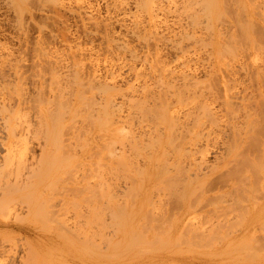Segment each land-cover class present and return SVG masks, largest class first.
<instances>
[{
  "label": "rangeland",
  "instance_id": "1",
  "mask_svg": "<svg viewBox=\"0 0 264 264\" xmlns=\"http://www.w3.org/2000/svg\"><path fill=\"white\" fill-rule=\"evenodd\" d=\"M11 1V2H10ZM78 1H82V2H78ZM86 2V0H74V2L71 0H0V71H2V73L1 74H3V71H4V75L6 76H2V75H0V77H3V79H1L0 80V83H3L4 84V82L7 80V78H9L8 80H7V82L8 83H6V84H0V102H1V104H0V108H1V111H0V122H1V120L2 119H4V124H3V122H1L0 123V128L2 129V128H4L3 130H0V161H2V159H3V161H4V163L6 162L7 163V165L6 164H4L3 162H0L1 164L3 163V165L5 166H3V165H1V169H0V174H4L3 175V177H2V175H0L1 176V178L3 179V180H1V178H0V183H1V185H3V184H5V185H7V187L9 188V185H11L13 188H14V186L15 187H18L19 186V183H21V180H24L23 182L24 183H26V185H27V182H28V185L29 184H31V183H33L34 184V186H33V188H31L32 187V184L30 185V186H28L27 185V187H25V190H24V192H23V189L24 188H21L22 186H21V184L23 183H21L20 184V188H21V192H23V194H26L27 195V197L29 196V194H30V196H29V202H27L26 200H25V202H27L28 203V205L26 204V206H27V208H26V206L24 205V203H20L21 201H19V199H17V198H15V199H17L14 203H17V204H14L13 203V209L9 212V213H7L6 212V214H5V212L4 213H1L0 214V264H28L29 262L31 263V264H264V223H263V226L262 225H260V224H262V222L264 221V150H263V148H264V143H263V139H262V137L260 136V135H257V132H258V130H259V133H261V135H263L262 133H264V128H263V126H264V101H263V98H264V48H263V46L262 45H264L263 43H264V0H249V2L247 1V0H227V1H229L230 2V4H228L227 2H226V0H222L224 3H222V1L220 2V0H218V8H219V10H217L218 8H216L215 7V11H213V13H211V15L213 16V17H215V16H217L216 18L217 19H220L222 22L220 23L219 21L220 20H215L216 18H214V20L212 19V16H209L208 15V11H207V9L206 8H204V6L203 5H205V4H203V3H205V1L206 0H166L165 2H164V0H152V2L154 3V5L156 4V7H157V10L155 11L156 13H158V16H159V18L153 23L150 19H149V16H148V12H147V10H146V6H145V1L144 0H89V1H87L86 2V4H87V6H86V4H85V2ZM114 1V2H113ZM128 3H127V2ZM143 1V2H142ZM169 1V2H168ZM176 1V2H175ZM181 1V2H180ZM200 1H204L203 3L202 2H200ZM243 1V2H242ZM245 1V2H244ZM251 1V2H250ZM52 2V3H51ZM88 2H89V4H91V6L88 4ZM142 2V3H141ZM163 2V3H162ZM237 2V3H236ZM10 3V4H9ZM13 3V4H12ZM83 3V4H82ZM112 3H114V4H112ZM124 3V4H123ZM158 3V4H157ZM190 3V4H189ZM195 3L197 4V5H195ZM67 4V5H66ZM133 4H135V5H137V6H135V5H133ZM199 4H200V6H199ZM201 4H202V6H201ZM223 4H224V6H223ZM227 4H228V6L230 7H228L227 8ZM258 4H260L259 6H258ZM78 5V6H77ZM79 5H81V6H79ZM85 5V6H84ZM109 5V6H108ZM117 5V6H116ZM144 5V7H142ZM226 5V6H225ZM17 6V7H16ZM93 6V7H92ZM115 8H114V7ZM123 8H122V7ZM128 6V7H127ZM135 6V7H134ZM177 6V7H176ZM193 6H194V8H193ZM255 6H257V7H255ZM77 7V8H76ZM78 7H80L79 9L82 11L83 10V14H82V12L81 13H79L80 11H79V9H78ZM84 7V8H83ZM88 7V8H87ZM144 8V9H142V8ZM182 7L185 9H182ZM204 9H206V10H204V13L205 14H203V8ZM12 8V9H11ZM87 8V9H86ZM120 10H119V9ZM134 8H139V9H137V11L136 10H134ZM176 8V9H175ZM191 8H192V10H191ZM224 8H227L228 10H227V12H226V10H224ZM247 8V9H246ZM255 8V9H254ZM76 9H78V10H76ZM84 9H85V11H84ZM92 9H93V11H92ZM126 9V10H125ZM163 9V10H162ZM175 9V10H174ZM222 9L224 10V12L222 11ZM19 10V11H18ZM165 10V11H164ZM166 10H167V12H166ZM184 10V11H183ZM239 10V11H238ZM241 10V11H240ZM245 10H247V11H245ZM79 11V12H78ZM88 11V12H87ZM91 13H90V12ZM159 11V12H158ZM177 12V14H175V12ZM258 11V12H257ZM96 12V13H95ZM128 12H130V14L128 13ZM146 14H145V13ZM183 12V13H182ZM214 12H217V13H214ZM218 12H220V14L218 13ZM225 12H226V14H225ZM256 12V13H255ZM132 13V14H131ZM170 15H169V14ZM195 13H196V15H195ZM248 13V14H247ZM255 13V14H254ZM257 13H258V15H257ZM260 13V14H259ZM89 14H91L92 16H94V17H92L91 16V18L90 17H88L87 15H89ZM97 14H99V15H97ZM143 14H144V16H143ZM187 14V16L189 17L190 16V18H188V17H186L185 15ZM192 14L194 15V17H192V19H193V22H195L196 23V25H195V23H193L192 21H191V16H192ZM207 14V15H206ZM215 16H214V15ZM223 15V17H221V16H219V15ZM228 14V15H227ZM230 14V15H229ZM241 14V15H240ZM250 14V15H249ZM141 15V16H140ZM205 15H206V18H208V16H209V18H211V19H209L207 22H209L211 25L209 26V28H204L203 27V22H205V20H207L206 18H205ZM243 15V16H242ZM261 15V16H260ZM85 18H84V17ZM90 16V15H89ZM95 16H96V18H97V16H99L97 19H94V20H96V23L97 24H95V21H94V23L93 22H90V21H92L93 20V18H95ZM131 16V17H130ZM145 16H146V18H145ZM259 16V17H258ZM263 16V17H262ZM83 17V18H82ZM89 18V19H87V18ZM133 17V18H132ZM220 17V18H219ZM17 18H18V20H17ZM105 18H107V20L104 19ZM186 18H188V20L186 19ZM195 18V19H194ZM246 20H245V19ZM101 19V20H100ZM102 19L104 20V21H102ZM132 19V20H131ZM147 19V20H146ZM161 19V20H160ZM197 19V20H196ZM201 19V20H200ZM259 19H261V20H259ZM98 20V21H97ZM136 20V22L135 23H137V24H135L134 23V21ZM146 20V21H145ZM194 20H196V21H194ZM210 20H212V21H210ZM246 22H245V21ZM87 21V22H86ZM100 21H102L101 22V24H100ZM192 23V25H191V23ZM202 21V22H201ZM77 22V23H76ZM84 22V23H83ZM134 23V25L136 26H133V23ZM197 22H198V24H199V22H200V24L198 25L197 24ZM207 22H205V23H207ZM214 23V24H212V23ZM218 22V23H217ZM250 23V26L252 25L253 26V22H254V25L255 26H251V27H249V23ZM262 22V23H261ZM108 23H109V25H108ZM150 23H151V25H150ZM256 23V24H255ZM261 23V24H260ZM94 24V25H93ZM157 24V26H155ZM202 24V25H201ZM216 24V25H215ZM247 24V25H246ZM85 25V26H84ZM106 26V27H104V26ZM141 25V26H140ZM178 25V26H177ZM191 25V26H190ZM194 25V26H193ZM219 25V26H218ZM263 25V26H262ZM20 26V27H19ZM103 26V27H102ZM108 26H109V28H110V30L108 29ZM137 26H139V27H137ZM154 26V27H153ZM190 26V27H189ZM204 26H205V24H204ZM215 28H214V27ZM235 26V27H234ZM246 26H247V30L245 31V29H246ZM94 27H96L97 28V30H95L96 28H94ZM133 27V28H132ZM193 27V28H192ZM213 27V28H212ZM252 28V29H254V31L253 32H251V30L252 29H249V28ZM107 28V29H106ZM135 28V29H134ZM153 30H152V29ZM245 28V29H244ZM89 29H91V30H89ZM136 29H137V32H139V33H137L136 32ZM207 29H209V31L207 30ZM216 29V31H215V33L213 32V30H215ZM241 30V31H240ZM116 31V32H115ZM134 34V33H137V35L139 34V36L141 35V37H140V39L142 40V37H145L143 40L146 42L147 41V43L149 44V47H147L146 45H148V44H144V42H142L139 38H136V35L134 34H132L131 32ZM134 31V32H133ZM151 31H152V33H151ZM157 31V32H156ZM164 31V32H163ZM223 31V32H222ZM237 31V32H236ZM104 32H107V33H104ZM145 32V33H144ZM162 32H163V34H162ZM214 33V34H216V35H220V33L222 34V35H220V40H219V38H218V36H214V34H212V33ZM248 32V33H247ZM255 32V33H254ZM108 33H110V34H108ZM111 33H112V35H111ZM156 33V34H155ZM252 33H254V34H252ZM63 34V35H62ZM95 34V35H94ZM102 34H103V36H102ZM108 34V35H107ZM124 34V35H123ZM155 34V35H154ZM160 36H159V35ZM192 34V35H191ZM89 35V36H88ZM116 35V36H115ZM121 37H120V36ZM147 35H148V38H147ZM149 35H151V37L149 36ZM178 35H180V37H178ZM186 37H185V36ZM237 35V36H236ZM106 36V37H105ZM118 36V37H117ZM123 36V37H122ZM153 36H156L157 38H158V40L159 41H157V38H155V37H153ZM163 36H165L164 38H163ZM189 36H190V38H189ZM212 36V38H210ZM214 36V37H213ZM239 36V37H238ZM241 36V37H240ZM113 37V38H112ZM115 37H116V39H115ZM138 37V36H137ZM152 37L154 38V39H152ZM216 37V39H215V43H214V38ZM63 38V39H62ZM104 38H106V39H108V40H105ZM118 38V39H117ZM147 38V39H146ZM169 39V41L167 40V41H165L166 39ZM195 38V39H194ZM226 38V39H225ZM239 38V39H238ZM80 39V40H79ZM112 40V41H110V40ZM114 39V40H113ZM119 39H124V41L123 40H119ZM150 41H149V40ZM162 39H164V40H162ZM174 39V40H173ZM181 39V40H180ZM183 39H184V41H183ZM186 39H187V41H186ZM190 39V40H189ZM191 39H193V41L191 40ZM209 39V40H208ZM211 39V40H210ZM232 39V40H231ZM66 40V41H65ZM90 42H89V41ZM116 40H119L120 41V43L118 42L117 43V45L119 44V46H122L123 45V43H124V46H122V48H123V50L122 49H120V47L118 46H116ZM162 40V41H161ZM180 40V41H179ZM197 40H203V42L201 43V42H199V41H197ZM205 40V41H204ZM213 40V41H212ZM222 40H224V41H222ZM226 40H228V42H226ZM229 40H230V43H229ZM236 40V41H235ZM248 40V41H247ZM76 41V42H75ZM79 43H78V42ZM85 41V42H84ZM88 41V42H87ZM107 41H109V42H107ZM114 41V42H113ZM178 41V42H177ZM232 41V42H231ZM254 41V42H253ZM83 42V43H82ZM153 42H155V43H157V44H155V45H157V46H155L154 45V43ZM162 44H161V43ZM193 42L194 43H196V42H199V43H196V45L195 44H193ZM218 42H219V44H218ZM229 44L228 46H232L231 48H233V50L231 49V51H232V53L230 52L229 53V51L227 52V50H225V48L226 49H229L228 47H225V46H227V44ZM260 42V43H259ZM69 43H73L74 44V46L75 47H73L72 45H71V47H73V49L71 48V47H68V45L70 46V44ZM92 43V44H91ZM112 43V44H111ZM114 43H115V46H114ZM174 45V47H176L175 49H174V47H173V45ZM174 43H179L178 44V46H179V48H178V46H176V44H174ZM203 43H205V44H203ZM209 43V44H208ZM214 43V44H213ZM246 43V44H245ZM251 44V46H250V44ZM76 44H79L78 46H76ZM81 44V45H80ZM104 44V45H103ZM105 44H107V46L105 45ZM122 44V45H121ZM150 44H153V45H150ZM188 44V45H187ZM197 44H198V46H197ZM211 44H213L212 46H211ZM224 46L225 44V48L222 46V45ZM248 44H249V46H248ZM92 46V48H90L91 46ZM113 45V46H112ZM161 45H162V47H161ZM193 45H195V46H193ZM200 45H205V46H200ZM88 46V47H87ZM106 46V47H105ZM153 47V46H155V47H153L154 49L157 47V49L156 50H154L153 49V51H152V48H150V47ZM182 46V47H181ZM211 46V47H210ZM214 46H215V50L214 49H212V48H214ZM221 47V49L222 50H224V51H226L225 52V54H223L224 52L223 51H220V47ZM253 46H255L254 47V49H253ZM257 46V47H256ZM259 46V47H258ZM3 47V48H2ZM68 47V48H67ZM76 47H78L79 49L80 48H82V49H78V48H76ZM83 47H85L84 49H83ZM127 47V51H129V52H127V51H125V49L124 48H126ZM134 47V48H133ZM147 47V48H146ZM173 47V48H172ZM183 48V49H181V48ZM185 47H187V48H185ZM198 47V48H197ZM217 47V48H216ZM234 47H237V48H234ZM249 47V48H248ZM70 48V49H69ZM74 48H76V49H74ZM87 48H90V50H92L93 52H91L90 50L88 51V49ZM102 48V49H101ZM111 48H113L114 50H111ZM117 48V49H116ZM136 48L138 49V51L136 50ZM259 48V49H258ZM78 49V50H77ZM87 49V50H86ZM95 49V50H94ZM97 49V50H96ZM106 49L108 50V51H106ZM118 49H120V50H122V51H119ZM129 49V50H128ZM134 51H132V50ZM144 49V50H143ZM150 49V51H148ZM179 49V50H178ZM192 51H191V50ZM212 49V50H211ZM217 49V50H216ZM238 49V50H237ZM73 50V51H72ZM82 50V51H81ZM104 50V51H103ZM118 52H117V51ZM178 50V51H177ZM181 50H183V52L185 53V54H181L182 53V51ZM186 50H188V51H186ZM234 50H235V53H234ZM237 50V51H236ZM256 50V51H255ZM70 51H72L71 52V55H70ZM76 51V53L74 54V52ZM77 51H79V52H77ZM112 51H114L113 52V54H112ZM130 51L131 52H133V54L135 53V51H136V53L138 54H135L134 56L135 57H141L142 55H144L143 56V58L141 57V59H137V58H135V57H133L132 56V53H131V57H133V58H135V59H133V58H129L128 59V57L130 56ZM157 53H156V52ZM186 51V52H185ZM65 52V53H64ZM80 52H83V53H80ZM104 52V53H103ZM109 52V53H108ZM111 52V53H110ZM119 52H121V53H119ZM125 52V53H124ZM126 52L129 54H127L126 55ZM139 52V53H138ZM144 54H143V53ZM176 52H181L180 54L179 53H177L176 54ZM220 52H223L222 53V56H223V58H222V56L220 55L221 53ZM240 52V53H239ZM61 53V54H60ZM62 53H64V54H62ZM72 53H73V55H72ZM77 53H78V55H77ZM95 53H97V54H95ZM120 54V56H119V54ZM191 53V54H190ZM216 53V54H215ZM59 54H60V57H57V56H59ZM86 54V55H85ZM90 54V56H88ZM100 54V55H99ZM120 57V59L122 60V61H120V59L118 58L117 59V55ZM126 56H125V55ZM142 54V55H141ZM151 54H153V55H151ZM164 54V56H162ZM227 54H230V55H228L227 56ZM236 54V55H235ZM239 54V55H238ZM65 55V56H64ZM78 58V60H80V59H83V60H80V62L78 61V60H76L77 62H79V64L77 65V67H79V70L81 71V69H85V70H82V73L80 74V71L77 69V67H76V62H74V60L76 59L75 58V56ZM83 55V56H82ZM94 55H96L95 57L97 58H95V57H93ZM97 55H98V57H97ZM116 55V56H115ZM124 57H123V56ZM137 55V56H136ZM63 56V57H62ZM73 56V58H74V60L71 58V57ZM83 58H82V57ZM114 56V57H113ZM145 56H147V57H145ZM193 56V57H192ZM207 56V57H206ZM218 56V57H217ZM230 56H231V58H230ZM237 56V58H235ZM246 58H244V57ZM87 57V58H86ZM106 57V58H105ZM111 59H110V58ZM113 57V58H112ZM164 57V61L162 60V58ZM167 57V58H166ZM174 57V58H173ZM186 59H185V58ZM189 57V58H188ZM233 57L235 58V59H233ZM9 58V59H8ZM12 58V59H11ZM49 58V59H48ZM60 59V60H57V63L56 64H54L55 63V60L56 59ZM70 58V59H69ZM93 58V60H92V62L90 61L91 59ZM99 58V59H98ZM101 58V59H100ZM107 58H109V59H107ZM123 58V59H122ZM126 58V59H125ZM150 58V59H149ZM183 60H182V59ZM219 58V59H218ZM48 59V60H47ZM65 61H64V60ZM113 59V60H112ZM115 59V60H114ZM131 59H133V60H136V61H131ZM143 59V60H142ZM147 60V62H148V66H147V62H146V60ZM156 59H158V62H161V64L159 63V64H157L158 62H156L155 60ZM160 59V60H159ZM168 59H174V60H168V62H167V60ZM181 59V60H180ZM231 61H230V60ZM233 59V60H232ZM237 59V60H236ZM46 60V61H45ZM49 60L50 61H52L53 60V62H51V63H53V64H51L50 62H49ZM66 60H71V61H66ZM99 62H98V61ZM110 60V61H109ZM118 60V61H117ZM125 60V61H124ZM140 62H138V61ZM180 60V62H178ZM227 60V61H226ZM60 61V62H59ZM64 61V62H63ZM90 61V62H89ZM96 61V62H95ZM106 61H107V63H106ZM124 61V62H123ZM129 61V62H128ZM152 61H154V62H152ZM163 61V62H162ZM169 61H171V62H169ZM182 61V62H181ZM196 61V62H195ZM201 61V62H200ZM240 61H241V63H240ZM253 61V62H252ZM15 62V63H14ZM45 62V63H44ZM48 62V63H47ZM59 62V63H58ZM61 62H62V64H61ZM68 62V63H67ZM70 62H72V64L70 63ZM82 62H84V64L86 65H82L83 63ZM85 62H87V63H85ZM98 62V63H97ZM104 62L106 63V64H104ZM114 62V63H113ZM117 62H120L121 64H118ZM122 62H123V65H122ZM127 62H128V64H127ZM131 62H132V64H131ZM175 62V63H174ZM187 62V63H186ZM225 62H227V64L225 63ZM230 62V63H229ZM39 63V64H38ZM46 63L48 64L47 65V67L45 66L46 65ZM64 63V64H63ZM74 63H76V64H74ZM92 64V65H90L91 66V68H90V66H89V68H88V64ZM110 64V66H108L107 64ZM127 64L126 65V67H125V64ZM135 63H138L137 65L135 64ZM154 63V64H153ZM169 64L168 66L167 65H163V64ZM14 66H13V65ZM42 64L44 65V67H42ZM49 64H50V66H49ZM68 66L69 64H71V65H69L68 67H70V66H72L73 64V66L72 67H74L73 68V70H74V72L76 71L75 69H77L78 70V72L76 71L75 72V76H74V73L72 72V70H70V69H72V67H70L69 69H68V67L66 66V65ZM94 64V65H93ZM115 64V65H114ZM130 64H131V66H130ZM135 66H134V65ZM181 64V65H180ZM183 64V65H182ZM215 64V65H214ZM225 64L228 66H225ZM12 65V66H11ZM37 65H39L41 68H38L39 66H37ZM52 65V66H51ZM59 66V67H57V69H56V67L55 66ZM65 65V66H64ZM97 65V66H96ZM99 65V66H98ZM117 65V66H116ZM119 65V66H118ZM154 65V66H153ZM172 66V68H171V66ZM178 65V66H177ZM207 65H208V67H210L211 69H209L208 67H207ZM241 65H243L242 67H241ZM19 66V67H18ZM105 66V67H104ZM122 66V67H121ZM132 66H134V67H137V69H140L139 67H141V70H139V72H138V70L135 68V70H134V67H132ZM143 66V67H142ZM153 66V67H152ZM159 66H161L160 68H159ZM165 66V67H164ZM167 66V67H166ZM239 66V67H238ZM12 67H14L13 68V71L11 70L12 69ZM17 67V68H16ZM37 67V68H36ZM53 68V67H55V70L54 71H52V69H50V68ZM63 67V68H62ZM67 67V68H66ZM81 67V68H80ZM94 67H96L95 68V71H94V69H92V68H94ZM98 67V68H97ZM107 67L109 68V69H107ZM116 67V68H115ZM118 67V68H117ZM120 67V68H119ZM127 69V71H126V69ZM130 67V69H131V71H129V68ZM133 69H132V68ZM145 67H147V68H145ZM154 68L152 71L149 69V68ZM157 68V70L158 71H155L154 72V70H156V68ZM178 67V68H177ZM217 67V68H216ZM225 67H227V68H225ZM240 67H241V69H240ZM244 67V68H243ZM245 67H246V69H245ZM250 67V68H249ZM255 68V70H253L254 68ZM3 68V69H2ZM43 68V69H42ZM45 68V69H44ZM48 68V72L46 71V69ZM60 68V69H59ZM67 69L66 71L64 70V69ZM169 68V69H168ZM175 68H177V69H175ZM182 68V69H181ZM238 68V69H237ZM243 68V69H242ZM2 69V70H1ZM40 69V70H39ZM41 69H42V71L44 72V71H46L47 73H49V74H47L46 72H42L41 71ZM49 69L52 71H50L49 72ZM91 70V71H89V70ZM97 69H98V71H97ZM116 69H119L118 71L116 70ZM145 69V70H144ZM163 69V70H162ZM173 70V71H169V70ZM184 69V70H183ZM185 69H186V71H185ZM188 69V70H187ZM192 69V70H191ZM249 69V70H248ZM16 70H18L17 72H18V74H19V72H20V74H19V78L17 77L18 76V74L17 73H15L16 72ZM23 72H22V71ZM36 70V71H35ZM56 70H58V71H56ZM60 70H62V71H60ZM101 70V71H100ZM147 70V71H146ZM159 70H161V73L159 72ZM194 70V71H193ZM223 70V71H222ZM228 70H230L231 71V74H230V72L228 71ZM237 70H238V72H237ZM245 70V71H244ZM34 71V72H33ZM40 71V72H39ZM56 71V72H55ZM69 71H71V72H69ZM93 71V72H92ZM100 71V72H99ZM107 71H108V73H107ZM124 71V72H123ZM133 71V72H132ZM135 71H136V73H139L138 74V76H136L137 74L135 73ZM145 71V72H144ZM151 71V74H153V75H151V74H149V72ZM167 71V72H166ZM171 72L170 74H169V72ZM180 71L182 72V73H184L185 75H186V73H187V75H189V76H187L186 75V77L183 75V74H181L180 73ZM189 73H188V72ZM191 71V72H190ZM217 71V72H216ZM234 71L235 72H237V73H234ZM15 73V75H14V73ZM36 72H39V73H37V75H35L36 74ZM55 72V73H54ZM83 72H84V74H85V76H84V74H83ZM92 72L93 74H90V73ZM96 72V73H95ZM102 72V73H101ZM110 72V73H109ZM113 72V73H112ZM119 72H120V75H119ZM127 72H129V73H127ZM143 72V73H142ZM160 74H159V73ZM179 72V73H178ZM217 73V75H216V73ZM246 72V73H245ZM255 72V73H254ZM24 73V74H23ZM35 73V74H34ZM50 73H51V75H52V77H51V75H50ZM56 73H58V74H56ZM76 73H79L80 75H81V77L79 76V74H76ZM88 73L90 74V75H88ZM130 73H132L131 75H130ZM147 73V79H146V75H144V74H146ZM158 73V75L159 76H161V77H159L158 75H156L155 76V74H157ZM164 73H165V75H164ZM167 73H168V75H167ZM215 73V79H217L214 83H217V82H219V84H216V85H213L214 83H213V81H212V79L214 80V77H212V75ZM222 73H223V75L226 73L227 74V77H226V75L225 76H223L222 75ZM249 73V74H248ZM258 73V74H257ZM12 74V75H11ZM21 74H23V75H21ZM35 76H37L36 78L35 77H33L34 75ZM40 74V75H39ZM54 74V75H53ZM66 74H67V76H66ZM103 74H105L104 76H103ZM109 74V75H108ZM110 74H112V75H110ZM115 74V75H114ZM134 74V76H132ZM136 74V75H135ZM184 77V79H182V80H180L181 79V75ZM230 74V75H229ZM255 74V75H254ZM40 77H39V76ZM48 75H50V76H48ZM75 77V80H74V78H73V76ZM79 76V78H81L82 80L81 81H83L82 83H81V81H79V80H77L78 79V76ZM88 75V76H87ZM93 75H94V77H93ZM96 75H99V76H96ZM126 75V76H125ZM128 75V76H127ZM148 75H150L149 77H151V78H148ZM167 75V76H166ZM173 75L176 77V78H178V79H176V80H174L175 79V77H173ZM191 75V76H190ZM204 75V76H203ZM248 75V76H247ZM21 76L23 77L24 76V78L23 79H21ZM46 77L45 78V80H46V83H45V80H44V78L43 77ZM66 78H65V77ZM89 76L90 77H93V79H91V78H89ZM102 78H101V77ZM110 76V77H109ZM119 76V77H118ZM124 77V78H121V77ZM130 76V77H129ZM132 76V77H131ZM141 76H144L143 78L141 77ZM166 76V77H165ZM171 76L174 78L173 80L176 82H174V81H172V78H171ZM181 76V77H180ZM214 76V75H213ZM13 77V78H12ZM48 77H49V79H48ZM72 77V78H71ZM83 77H85V78H83ZM87 77L89 78V80H87ZM127 77V78H126ZM139 78V80H138V78ZM154 77H155V79H154ZM212 78V79H210V78ZM229 77H230V79L231 80H234L233 81V84H231L229 81H230V79H229ZM55 79V80H53V79ZM58 78V79H57ZM63 78H65V79H63ZM96 78V79H95ZM98 78H100V79H98ZM104 78H106V79H104ZM117 78V79H116ZM126 78V79H125ZM135 78H137L136 80H135ZM142 79V81H141V79ZM159 78H161V79H159ZM208 78V79H207ZM220 78V79H219ZM260 78H262V80L260 79ZM6 79V80H5ZM13 79H15V81L13 80ZM50 79L51 80H53L52 82L50 81ZM72 81H71V80ZM87 80V81H84V80ZM98 79V80H97ZM120 79V80H119ZM121 79H123V80H121ZM128 79V80H127ZM151 79V80H150ZM156 79H159V82H158V80H156ZM170 79V80H169ZM196 79H201V82H199L198 80H196ZM236 79V80H235ZM5 80V81H4ZM18 80H20V81H18ZM21 80H23L22 82H21ZM34 80H36V81H34ZM92 82H91V81ZM93 80L94 81H97V82H99V83H101V84H103V82L105 81V83L106 84H103V85H110V86H112V85H114L115 86V88H114V86H113V89H112V91H111V87L110 86H107V90H108V93L106 94V91H103L104 93H100V91L98 92L97 90H99V89H97L96 90V88H97V85L99 84V83H95V82H93ZM106 80H107V82H106ZM126 80H127V82H126ZM131 80V81H130ZM133 80H135V81H133ZM146 80V81H145ZM155 80H156V82H158V85H162V84H164V82H165V84H167V86L169 85L170 86V84H171V86H170V88L168 89L169 90V92H168V90H167V92H166V89L164 90V92H166L167 94H166V97H165V94L163 95L164 97V101L162 100H160L159 98H161V96L162 95H159V93L160 92H162L163 91V89H161V86H157V87H155ZM160 80H164V81H162L161 82V84H160ZM189 80H191L190 82H196V84L198 83V84H200V85H196V86H193L192 87V84H194V83H192V84H189L190 85V87H192V89H194L195 87H197V88H195V89H197V91L196 90H192L189 86H186V85H181L182 84V82H184V81H187V82H189ZM196 80V81H195ZM227 80V81H226ZM3 81V82H2ZM44 81V82H43ZM47 81H48V83L50 82L51 84L52 83H54V81L57 83V84H55V87H54V84H50L49 83V85H48V83H47ZM58 81V82H57ZM80 82V85H78L77 83H79ZM113 81H115V82H113ZM120 81H122L121 83H120ZM125 81V82H124ZM130 81V82H129ZM144 81V82H143ZM152 81V82H151ZM168 83H167V82ZM170 81H171V83H170ZM178 81H180V83H178ZM182 81V82H181ZM208 81V83L209 84H206L207 86L208 85H210V87H209V89L208 90H210V88L211 89H213L214 88V90H216L217 88V92L215 91H213L212 90V92H214V93H212L211 91L210 92H207L208 90H207V88H205L206 87V85H205V82H207ZM209 81H211V82H209ZM260 81H263V83H261ZM14 82V83H13ZM24 82V83H23ZM41 84H40V83ZM42 82L44 83V84H42ZM73 83V85L71 86V84ZM77 82V83H76ZM89 82V83H88ZM112 82V83H111ZM124 82V83H123ZM132 82V84H130L129 85V83H131ZM137 82V83H136ZM143 82V83H142ZM189 82V83H190ZM32 83L34 84V85H32ZM71 83V84H70ZM84 83V84H83ZM85 83H86V85H85ZM91 83V84H90ZM108 83V84H107ZM112 85H111V84ZM115 83H119L118 84V88H116L117 87V84L115 85ZM126 83V84H125ZM139 83H140V85H142L144 88H145V90L147 89V88H150L149 90H150V92H149V90L147 89L146 90V92L147 93H149V98H151V99H148L146 96H148V94H146L144 91V88H142L140 85H139ZM142 83V84H141ZM178 84V87H177V89H179L177 92H180V89H181V91L182 92H180L182 95H185L187 98H188V96H189V94L191 95V94H193V93H196L197 92V94H200V96L198 95V97H197V94H193V95H191V96H193L194 98H195V101H196V99L198 100V101H200L201 103H199L198 101H192L194 98H192V97H189L190 99H184L185 98V96L184 97H181L180 98V96H182L181 94L180 95H178L177 96V99H176V94H175V89H176V85H175V88H173V86H174V84ZM202 83V84H201ZM227 83V85H225L224 86V84H226ZM231 85H230V84ZM236 83V84H235ZM261 83V84H260ZM21 84L24 86L23 88H25V89H23V88H21V90H23V91H21L20 90V88L18 87V86H20V87H22L21 86ZM46 84L48 85L47 87H46ZM70 86H69V85ZM75 84H77V85H75ZM81 84H82V86H81ZM89 86H88V85ZM93 84V85H92ZM96 84V88L94 87V88H91V85L92 86H94ZM100 84V85H101ZM122 84V85H121ZM124 84V85H123ZM136 84H137V86H136ZM145 84H146V86H145ZM164 84V85H165ZM205 85V87H204V85ZM39 86V87H37V86ZM45 85V86H44ZM83 85H85V88H82V87H84ZM103 85H101V86H99L98 88H101V89H103L102 88V86ZM134 85V87H132ZM139 85V86H138ZM151 85L155 88H153V87H151ZM156 85H157V83H156ZM164 85H162V88L164 87V88H166ZM188 85V84H187ZM195 85V84H194ZM234 85V86H233ZM15 86V87H14ZM35 86H36V88L37 89H40V90H38V92L40 93H38V95L36 94V92H37V90H36V92H35V90L33 89V88H35ZM44 86V87H43ZM52 86H53V89L51 90V88H52ZM66 86V87H65ZM80 86H81V88H80ZM89 87L88 89L86 88V87ZM119 86H122V87H119ZM128 86H131V87H128ZM168 86V87H169ZM179 86L181 87H183V88H179ZM200 86H202L201 88H200ZM215 86H216V88H215ZM230 86H232V89L234 90V94H233V91H232V89L230 88ZM12 87V88H11ZM17 87H18V89L20 90V92L22 93H20L19 92V90L17 89ZM58 87V88H57ZM68 87V88H67ZM104 87V86H103ZM139 87H141L142 89H140ZM203 87H204V89H203ZM213 87V88H212ZM220 87V88H219ZM257 87V88H256ZM44 88L47 90H44ZM57 88V89H56ZM60 88H61V90H60ZM124 90H123V89ZM126 88V89H125ZM130 88V89H129ZM138 88V89H137ZM158 90H157V89ZM159 88H160V90H162V91H159ZM228 88V89H227ZM17 91H16V90ZM85 89H87V90H85ZM100 89V90H101ZM116 89H117V91H116ZM120 89H122L123 90V93H122V91H119ZM132 89V90H131ZM135 89V90H134ZM139 89H140V91H139ZM153 89V90H152ZM174 89V90H173ZM176 89V90H177ZM182 89H185L186 90V92H185V90L183 91ZM187 89L188 90H190V91H187ZM201 89V90H200ZM231 89V90H230ZM12 90H14V92L11 91ZM58 90V91H57ZM75 92H74V91ZM78 90H80L81 92H79ZM85 90V91H84ZM115 90V92H113ZM131 92H130V91ZM151 90H152V92H151ZM198 90H200V91H198ZM203 90L204 91H206L207 92V94H206V92H203ZM228 92H227V91ZM230 90V91H229ZM239 92H238V91ZM245 90V91H244ZM46 91V96H45V93H43V92H45ZM50 91V92H49ZM69 91H72L71 92V94H70V92ZM76 91L77 92H79V93H77L76 94ZM83 91V92H82ZM126 91V94H124V92ZM133 91H139V93H135V92H133ZM157 91V92H156ZM193 93H192V92ZM195 91V92H194ZM204 93V95H202L201 96V94H203L202 92ZM221 91H222V93H221ZM258 91V92H257ZM34 92V93H33ZM63 92H66V93H63ZM84 92H87L86 94H84ZM102 92V91H101ZM111 92L113 93V95L111 94ZM118 92V93H117ZM121 92V94H119ZM153 92H156L157 94H158V96H160L159 98H154V97H156V95H155V93H153ZM174 92V94H172V93ZM176 92V93H177ZM190 92V93H189ZM199 92V93H198ZM230 92H232V93H230ZM236 92V93H235ZM243 92V93H242ZM21 94V97H19L20 96V94ZM42 93V94H41ZM50 93V94H49ZM68 93H69V95L72 97H70V96H68ZM72 93H73V96H72ZM97 95H96V94ZM109 93H110V96H111V99H110V96H107V95H109ZM128 93V94H127ZM134 94V98H131V101H133V104H131V101L129 102L128 100H126V98L128 97V99H129V96L128 95H130V97H132V95ZM141 93V94H140ZM151 93H152V96H151ZM163 93V92H162ZM170 93H171V96H170ZM187 95H186V94ZM208 93H210V94H208ZM215 93H217V94H215ZM240 93V94H239ZM260 95H259V94ZM7 94V95H6ZM32 94H33V96H32ZM57 94H58V96H57ZM88 95L87 97H90L91 98V95L93 96V98H92V100H90V101H93V99L94 100H98L99 99V97L101 98V102L99 101H97L96 103H94V102H91V103H93L94 104V107H93V104L91 105V108H90V110H91V113L93 114V113H95V112H93L94 110H93V108L95 109V107H96V105L95 104H97V105H99L100 103H102V104H105V102H106V99L105 98H107V99H109V100H113L112 101V104L110 105L108 102V104H107V106L109 107V105H110V107L113 105H117V104H119V106H121L120 108H118L117 106H116V109H118V110H115V107H114V109H112V108H108V111H109V114L110 113H112V111L111 110H114L113 111V113H114V115L112 114L110 117L108 116V118H107V126H108V124H110V126L109 127H107V126H104L103 125V123L101 122H99L98 123V121H96L97 119H96V117H93V116H91L92 114L90 113V110H89V104L88 103H90V102H88L86 99L84 100V99H82L83 97H84V95ZM95 94V95H94ZM120 95V96H122V95H124V96H126L125 98H124V100H126V101H124L123 100V98L122 97H120V96H117V95ZM154 94V95H153ZM161 94V93H160ZM169 94V95H168ZM212 94V95H211ZM213 94H215V95H213ZM228 94V95H227ZM252 94H253V96H252ZM9 95H11V97L9 98ZM23 95L25 96V98L23 97ZM27 95V96H26ZM41 97H40V96ZM44 96V98H43V96ZM50 95H52V96H50ZM81 97H80V96ZM83 95V96H82ZM106 95V96H105ZM139 97H141V98H143V100H145L144 99V97L145 98H147L146 100L147 101H145L146 103L145 104H147V105H145V104H143V106H142V104H140L139 105V107H138V109L139 110H141L140 108L141 107H143L142 109H146V107H148L149 108V110L148 109H146V110H148V117L149 116H151L152 115V117H149L150 118V120H149V118L148 117H146V115H144V114H142L143 116V119L141 118V115H139V110L137 111V109H134L135 107L137 108V106H138V101H137V105H135V103H134V100L133 99H137L138 98V96ZM174 95V96H173ZM245 97H244V96ZM248 95V96H247ZM262 95H263V97H262ZM14 96V97H13ZM30 96V97H29ZM37 96H39V97H37ZM53 96H54V98H53ZM57 96V100H55V101H52V99L54 100V99H56L55 97ZM68 96V97H67ZM77 96H78V98H77ZM85 96V97H86ZM112 96L114 97V98H112ZM136 96V97H135ZM167 96H168V98H167ZM205 96V98H203ZM207 96H209V97H207ZM232 96V97H231ZM233 96H236V98H233ZM237 96H239L240 98L239 99H237L238 97ZM4 97V98H3ZM5 97H6V99L7 100H5ZM13 97V98H12ZM24 99H23V98ZM31 97H33V98H31ZM34 97L35 98H38V100L40 101V103L41 104H39V102H38V104L39 105H37V108L36 107H34V105H36L37 103V101L38 100H34V102H33V99H34ZM50 98V99H47V98ZM105 97V98H104ZM172 97V98H171ZM197 97V98H196ZM203 98V99H201V98ZM214 97H216V100L214 101ZM241 97H242V100H240L241 99ZM14 98H16V99H14ZM20 98V99H19ZM42 98H43V100H42ZM79 98H81V99H79ZM116 98V99H115ZM119 98V99H118ZM122 98V99H121ZM141 98H138L140 101L142 100ZM155 99V100H158V102H163L162 104H164L163 105V107L159 104V103H156L155 104V102H157V101H154V102H152L151 100L152 99ZM218 98H219V100H218ZM245 98V99H244ZM246 98H247V101H246ZM250 98V99H249ZM255 98H256V100H255ZM261 98V99H260ZM12 99V100H11ZM76 99H77V101H78V103L76 102ZM103 99L105 100L104 102H102L103 101ZM180 99H181V102L182 103H180ZM207 100L208 102H205V104H209V107L212 109V112H214L215 110L216 111H218V112H216L215 111V115H217V117H218V119L219 118H221V119H219L220 121L218 122V119H217V121H216V123L215 124H218V125H215L214 123H212L210 120H209V118L203 113L204 111H203V104H204V102H202L203 100ZM212 101H210V100ZM261 100V103H259V104H261V105H259V104H257L258 103V100ZM43 101V103H44V105H43V103H42V101ZM44 100H50V102L51 103H45L46 101H44ZM63 100H64V102L66 103V104H63ZM69 100V102H67ZM82 101V104H83V101H84V103L85 102H87V112H85L84 111V109L82 110L81 108H83L84 107V105L86 106V104H81L80 102ZM130 100V99H129ZM170 100V101H169ZM174 100H176V101H174ZM192 102H191V101ZM202 100V101H201ZM205 100V101H206ZM220 100H222V101H220ZM228 100H229V103L232 101V104H233V106L232 107H234L235 108V106H236V108H238L239 110L237 111L236 109L234 110V108H233V113H235V115L234 116H236V118L232 115V112L230 113L226 108H227V106H226V102H228ZM255 100V101H254ZM8 101V102H7ZM9 101H12V102H9ZM16 103H15V102ZM22 101V102H21ZM47 101V102H48ZM57 101L58 102H60L61 103V101H62V103H61V106H60V104H59V106L57 105L56 106V103H57ZM110 101V102H111ZM128 101V102H127ZM176 102L174 105H172V106H170L168 103L169 102ZM236 101V102H235ZM254 101V102H253ZM5 102H6V104H5ZM118 102V103H117ZM121 102V103H120ZM124 102H126L125 104H124ZM141 102H143V101H141ZM149 102V103H148ZM152 102V103H151ZM165 102V103H164ZM170 103V104H173V103ZM183 102H185L186 104H187V102H191L190 104L188 103L187 104V108H185V103H183ZM235 102V103H234ZM248 102H250V104H256V105H259L258 106V109H259V107H260V109L259 110H256L257 108L253 105V107H250L249 105L250 104H247ZM253 102V103H252ZM8 103H9V105H8ZM11 103V104H10ZM19 103H21V104H19ZM52 103H53V105H52ZM55 103V104H54ZM70 103V104H69ZM90 103V104H91ZM114 103V104H113ZM117 103V104H116ZM140 103V102H139ZM194 103V104H193ZM201 104V105H203L202 107H201V105H199L202 109L200 110V108H198L199 106L198 105H196V104ZM214 103V104H213ZM220 103V104H219ZM240 103V104H239ZM263 103V104H262ZM17 104L19 105V106H21L20 108L17 106ZM34 104V105H33ZM63 104V105H62ZM74 104V105H73ZM157 104H159V107L162 109H160V108H158V109H156L157 110V112H159L160 110V116H162V115H164L163 116V119H162V117H161V119H162V121H160L159 119H160V116H158V118L157 119H155V120H152V119H154L153 117H157V115H159V113L157 114V113H155L156 114V116H153V112H155L153 109H155V108H157ZM216 104V105H215ZM239 106H237V105ZM245 104V105H244ZM1 105H2V107H5L4 109H2V107H1ZM6 105V106H5ZM8 105V106H7ZM11 105H12V107H11ZM14 105H16L18 108H19V110H18V108H17V111H16V113L17 114H15V112H13V111H15L16 109V106H14ZM25 106V109L23 108L24 106ZM72 105V106H71ZM77 106V109L78 110H76V106ZM126 105V106H125ZM130 105L132 106V105H135V107L133 106V107H131V108H133V110L135 111V115H134V111L132 110V109H130ZM166 105H168V106H166ZM222 105H223V107H222ZM262 105H263V107H262ZM9 106L11 107V110H10V108H9ZM29 106V107H28ZM55 106V107H54ZM63 106V107H62ZM75 107V109H74V107ZM80 106H82L81 108H80ZM89 106V107H88ZM112 106V107H113ZM145 106V107H144ZM154 107L152 110H153V112H151L150 110H151V108L150 107ZM191 106V107H190ZM198 106V107H197ZM218 106H219V108H218ZM14 107V109H12ZM61 107H62V109H61ZM66 107V108H65ZM99 106H97L96 107V109L98 108ZM164 107H165V109L166 108H168V109H166L167 110V112L165 111V109H164ZM171 107V108H170ZM192 107L193 108H198L199 110H197L198 112H200L201 114L199 115V116H201V117H199L198 116V112H196V109H193L192 110ZM222 107V108H221ZM263 109H262V108ZM6 108H8L7 109V111L9 110V112H11L12 110V112H11V115L13 116V114H15L14 115V117H16L17 119L15 120V118L13 117L12 119H14L13 121H9V118H8V116H10V114L7 112V111H5L6 110ZM21 108H23V109H21ZM27 108V109H26ZM30 108V109H29ZM47 108V109H46ZM85 108V107H84ZM177 108V109H176ZM182 108V109H181ZM191 109V112H193V113H191L190 112V109ZM216 108V109H215ZM252 108V109H251ZM42 109H44V111L42 110ZM95 109V110H96ZM169 109H170V111H169ZM174 111H173V110ZM185 109L186 110H188L189 111V114L187 113V111H185ZM224 109V110H223ZM228 109L231 111L232 109H230L229 107H228ZM256 111H255V110ZM262 109V110H261ZM4 110V111H3ZM28 110V111H27ZM35 110H37V113H34L35 112ZM47 110V111H46ZM74 110H76L75 111V113L73 112ZM93 110V111H92ZM124 110V111H123ZM146 110H144L145 112H146ZM159 110V111H158ZM181 110V111H180ZM184 110V111H183ZM46 111V112H45ZM50 111V112H49ZM79 111L80 112H84L83 114H81V113H79ZM117 111V112H116ZM149 111H150V113H149ZM181 113H180V112ZM183 111V112H182ZM223 111V112H222ZM226 111V112H225ZM240 111V112H239ZM255 111V112H254ZM257 111L259 112V114L257 113ZM262 111V112H261ZM24 112H26V113H24ZM32 112V113H31ZM60 112L62 113L61 115H60ZM132 112V113H131ZM141 112H142V110H141ZM140 112V113H141ZM194 112H195V114H194ZM222 112V113H221ZM237 112V113H236ZM20 115H19V114ZM24 115H23V114ZM48 114V116H47V114ZM67 113V114H66ZM79 113V114H78ZM91 114V115H89V114ZM115 113H116V115L117 116H115ZM131 113V115L133 116V118H132V116L131 115H129ZM136 113H138V118L140 117L141 118V121L139 120V121H137L138 123H136V122H133L135 119L137 120V114ZM144 113V112H143ZM164 113H166V114H164ZM179 113V114H178ZM187 113V115L185 116H183V115H181V114H186ZM231 115H229V114ZM257 113V114H256ZM262 113H263V115H262ZM25 114H26V116H25ZM31 114V115H30ZM36 114H37V116H36ZM44 114L47 116V117H49V121L56 115V116H58V117H54L55 119H52L50 122H51V124H53V126L51 125V128L52 129H50V122L48 121V123H47V121L46 120H48L47 118H46V116H44ZM50 114H51V116H50ZM66 114V115H65ZM73 114L75 115V116H73ZM81 114V115H80ZM87 114L89 115V118L87 117ZM121 114L122 115H124V116H121ZM150 114V115H149ZM162 114V115H161ZM174 114V115H173ZM225 114H227L226 116H224ZM246 114H248V117L246 116ZM27 115L29 116V117H27ZM39 115V116H38ZM128 115V116H127ZM198 117H196V116ZM204 115V116H203ZM243 115V116H242ZM245 115V116H244ZM259 115H261V116H259ZM7 116V117H6ZM19 116H21V117H19ZM30 116L32 117V118H30ZM36 116V117H35ZM53 116V117H52ZM62 118H61V117ZM90 120V122H92L93 123V125H91V123H89L88 122V119L86 118V117ZM131 116V117H130ZM146 118H145V117ZM174 118V117H176L174 120H176V122L174 121V120H172L171 118L172 117ZM182 116V117H181ZM192 117V116H194V117H192L193 119L196 117V122H197V124H195L193 127H192V125H190V120H191V123H192V121H193V119H190V117ZM6 117V118H5ZM27 119H26V118ZM41 117V118H40ZM72 117V118H71ZM82 117H83V119H82ZM84 117H85V119H84ZM113 117H114V119H113ZM116 117V118H115ZM119 117V118H118ZM123 117H126V118H123ZM132 118L133 120H131L130 118ZM187 119H186V118ZM206 117L208 118V119H206ZM229 117H233L232 119L231 118H229ZM244 117V119H246V121L244 120V119H242V118ZM246 117V118H245ZM261 117V118H260ZM19 118H20V120H19ZM35 118L37 119V120H35ZM110 118H112L111 120H110ZM135 118V119H134ZM178 118V119H177ZM201 120H200V119ZM238 118H240V119H238ZM252 118H253V120H252ZM259 118V119H258ZM5 119L7 120L6 122H7V124H6V126H2V125H5ZM24 119V120H23ZM28 119H30V120H32V122L30 121V120H28ZM58 119V120H57ZM60 119V120H59ZM74 120V121H72V120ZM94 119V120H93ZM96 119V120H95ZM126 119H128V120H126ZM144 119H147V121L146 120H144ZM171 119V120H170ZM225 119H227V120H225ZM238 119V120H237ZM254 119H257V121H255ZM262 119V120H261ZM26 120V121H25ZM42 120L44 121V124H45V126L44 125H42L43 124V122H42ZM119 120V121H118ZM135 120V121H136ZM199 120V121H198ZM202 120H203V122H202ZM206 120H208V121H210V122H208V123H206ZM229 120V121H228ZM232 120V121H231ZM243 120V122H246V123H244V125H243V122H241ZM253 123V125H255V126H253L252 125V123L250 122V121ZM3 121V120H2ZM15 121L16 122H18V121H20V123H21V125L19 126V125H17V127H16V129L18 130V128L20 127V129L17 131L16 130V133H15V135L17 136V137H19V138H17L16 136H14L13 134H11L10 136H8V133L10 132L9 131V128H8V126L10 125V124H12L13 122L15 123ZM28 121V122H27ZM31 123H30V122ZM53 121V122H52ZM55 121V122H54ZM121 121V122H120ZM144 121H145V123H144ZM150 121V122H149ZM153 121L154 122H157L156 123V125L157 126H155V124L153 123ZM169 121H170V123H169ZM173 123H172V122ZM180 122V125H182V126H176V125H178L179 123L178 122ZM187 122V123H185L184 124V122ZM12 122V123H11ZM35 124H34V123ZM37 122H39L38 124H37ZM78 122V123H77ZM104 122H105V120H104ZM108 122H110V123H108ZM118 122V123H117ZM123 122V123H122ZM140 122H141V124H140ZM175 122V123H174ZM218 122V123H217ZM255 122V123H254ZM261 122L262 124H260V127H258L259 126V123ZM96 123V124H95ZM97 123H98V125H97ZM128 123V125H126ZM134 123H136V124H139V125H136V124H134ZM158 123H159V125H160V127H159V125H158ZM169 123V124H168ZM177 123V124H176ZM188 123H189V125H190V127H189V125H188ZM194 123V122H193ZM201 123V124H200ZM210 123V124H209ZM228 125H227V124ZM241 124V128H239L240 126V124ZM248 123L250 124V126H252L253 128H258V129H256L255 131H253V132H251L250 130H248V129H250L251 127L250 126H248L247 127V125H248ZM2 124V125H1ZM32 125V126H30L29 127V125ZM34 124V125H33ZM49 124V125H48ZM54 124H55V127H54ZM131 124H132V126H131ZM135 126H134V125ZM171 124V125H170ZM183 124L185 125V126H187V129H189V128H192V129H189V130H187V129H185L186 131H188L189 132V134H188V132L187 133H184V128H185V126L183 127ZM201 126H199V125ZM214 126H213V125ZM226 124V125H225ZM235 124V125H234ZM239 124V125H238ZM37 125H38V127H37ZM104 127H103V126ZM117 125H119V126H117ZM121 125H122V128L124 129H127L128 131H129V133H132V134H129L130 135V137L132 138V136H134V137H136L137 135V137L136 138H140V143H138V145H140V147H141V145H142V147L141 148H143L144 149V147H146L147 145H145V143H141V141H147L148 143L150 142V143H153L156 147H154L153 146V144L151 145L150 143H149V145H151V146H153V147H151V146H147L146 147V150L144 149H140L141 151H140V154H138L139 155V157H138V155L136 156V161L139 163V165L138 166H140V168H144V167H146V168H144L146 171H145V174H146V177L148 178H146V180H144V175H141L140 174V176H139V174L136 172V170L134 169V171L132 170V168H137V166L135 167V165H134V167H130V166H128L127 164H126V161H125V158H121L119 155H123V153L125 152V153H127L126 154V156L128 155V148H126L127 146H124V145H126V141L125 142H123L122 141V143H123V145L122 146H120L121 144H120V142H121V140H120V142L119 141H117L118 140V138H121L122 137V139L125 137V136H127V134H128V131L125 133L124 131L125 130H122V132H123V134H122V132H121V135L119 134L120 132H118V131H120V130H117V132H118V134L120 135H118L117 134V132H115L116 134H114L113 132H114V130L115 129H119L118 127H121ZM143 125V126H142ZM152 125H154L153 127H152ZM172 125H174V126H176V127H174L173 128V126ZM206 125V126H205ZM262 125V126H261ZM19 126V127H18ZM25 126V127H24ZM43 126L44 127H46V128H43ZM62 126V127H61ZM69 126V127H68ZM90 126H92L91 128H90ZM97 126H98V129H96L97 128ZM116 126H117V128H116ZM125 126H127V127H125ZM168 126H170L171 127V129H170V127H168ZM215 126H218L217 128H215ZM225 126H227L226 128H225ZM231 127V129H230V127ZM7 127V129L5 130V128ZM21 127H22V129H21ZM32 127V128H31ZM60 127H61V129H60ZM74 127H76V129H74ZM81 127L83 128V129H85V132L88 130V129H91V133H93L92 135H91V133H90V130H88V133H84V131L81 129ZM96 127V128H95ZM100 127V128H99ZM107 127V128H106ZM153 128V130H152V128ZM159 127V128H158ZM178 127H179V131L181 130V134H183V136L182 137H185V138H182V140H180L181 139V136H180V134L178 133L179 131H178ZM181 127H183V129H181ZM189 127V128H188ZM204 127V128H203ZM207 127V128H206ZM211 127H213V128H211ZM233 127H238V129L237 128H234L235 129V131H237V132H235V131H233L234 129H233ZM262 127V128H261ZM29 128H30V130H29ZM38 128H39V130H38ZM42 128L44 129V130H46V131H43L42 130ZM63 128V129H62ZM70 128V129H69ZM80 130H79V129ZM86 128H88V129H86ZM104 128V129H103ZM108 128H113V129H109V131H108ZM134 128V129H133ZM150 128H151V132H150ZM162 128V129H161ZM175 128H177V130L175 129ZM231 130V132H229L230 130ZM54 129V130H53ZM56 129V130H55ZM66 129V130H65ZM99 129H101L100 131L101 132H104V131H102V130H105L106 129V135L107 136H105V134L104 133H102V134H104V136L102 137V134H101V132H99L98 130ZM156 129H158V131H160L159 129H161V131L164 133L163 135H165V134H167V135H169L170 134V136L172 135V133L175 131V134H174V136H176V137H174L175 138V141H174V144L172 143L171 145H173L174 147H175V145H176V151L177 150H179V151H177L178 152V154H185L184 152V149H188V151L190 150L191 151V149L193 150V149H195V150H197V148L199 149V146L201 147L200 148V150H202L203 149V151H205V157L203 158V159H200L199 160V158H197V160H196V164L198 163V165L200 164V166L199 167H201V168H195V166H193L192 167V169H190L189 170V172H186L185 171V176H182V174L184 173H181L180 171H173V173L174 174H178L179 172V174L180 175H175L174 176V174L172 175V177L174 178V180L173 181H175L176 182V184H172L173 186H175L174 188L177 190V194H179V192H181V187H180V185L181 184H183L184 186H185V188H184V190H186L185 192L183 191V197H184V199H183V197H181L182 195L181 194H179V195H173V196H175V198L177 197V196H179L178 198H180L181 200H179V202L181 201V203H179V202H177V203H179L180 205H177V203H176V201H175V204H173V200L172 199H174V197L173 196H171L170 197V195L172 194V192L174 191L175 192V190L173 189V191L171 192L170 190L172 189V187L170 188V185L168 184V186H169V188L167 187H165V184L164 183H160V180H158L159 178H162V174H165V173H163L164 172V170H166V167H168V166H164L165 164L162 162L163 160L166 162L167 160H166V158H165V156H164V158H163V153L162 152H160V154L158 153L159 152V150L157 149L159 146H160V144H165L164 143V141H168L167 140V135L165 136L166 137V139H165V137L163 136L162 137V140H164L163 141V143H161V139H160V141L158 140L159 138H157L158 136H157V133L158 132H156L155 130ZM169 129L171 130L170 132H169ZM201 129V130H200ZM21 130L23 131V132H21ZM49 130V131H48ZM172 130H174V131H172ZM190 130H191V133H190ZM198 130H200V132H202L203 131V133H200ZM208 130H210V131H208ZM217 130V131H216ZM229 130V131H228ZM242 132H241V131ZM246 130H248V131H250V132H248V133H245V132H247ZM251 130H252V128H251ZM9 131V132H8ZM31 134H28V132ZM61 131V132H60ZM74 131V132H73ZM82 131H83V133L84 134H82ZM132 131V132H131ZM148 131V132H147ZM177 131V132H176ZM185 131V132H186ZM199 132L198 134L196 133V132ZM208 131V132H207ZM215 131V132H214ZM221 131V132H220ZM224 131H225V133H224ZM238 131H240V132H238ZM3 132V133H2ZM43 132V133H42ZM44 132L46 133V134H44ZM55 132H57V133H55ZM80 132H81V135L79 136V134H80ZM108 132V133H107ZM183 132V133H182ZM211 132V133H210ZM230 133V136H232V139L230 138V136H228L229 135V133ZM237 133L236 135H235V133ZM254 132L256 133V136H258L259 138H260V141L259 140H256V141H258V143H260L259 145V148L257 147V149H255V146L254 145H252V146H254V149L255 150H252V149H250V146L249 147H246L245 145H247L245 142L246 141H250V139H247L246 137L248 136V135H250V136H248V138H250V137H252L253 135H254ZM24 133H26V134H24ZM36 135H35V134ZM48 133H51V134H49L48 135ZM100 133V134H99ZM137 133V134H136ZM178 133V134H177ZM194 133V134H193ZM207 133V134H206ZM216 133H217V136H216ZM227 133H228V135H227ZM239 133H241V135L239 136ZM245 133V134H244ZM258 133V134H259ZM10 134V133H9ZM28 134V135H27ZM42 134H44V135H46L48 138H49V142H48V138L46 137V136H44L43 135V137H42ZM56 134V135H55ZM63 134V135H62ZM98 134V135H97ZM126 134V135H125ZM139 134H142V135H139ZM178 136H177V135ZM185 134V135H184ZM192 134V135H191ZM195 134H197V135H200V134H202V135H200V136H202L201 138H199L197 135H195ZM204 134V135H203ZM206 134V135H205ZM224 134V135H223ZM19 135H21V136H19ZM61 135V136H60ZM97 135V136H96ZM108 135H110L109 137H114L115 139L113 140L112 138H109L108 137ZM113 135V136H112ZM123 135H124V137H123ZM129 135L127 136V137H129ZM136 135V136H135ZM144 135V136H143ZM156 135V136H155ZM207 135H209V137H206ZM252 135V136H251ZM35 136V137H34ZM51 136V137H50ZM91 136H92V139H91ZM119 136V137H118ZM157 138H155V137ZM160 136V135H159ZM180 136V138H178ZM194 136H196L195 138H194ZM216 136V137H215ZM224 136H225V138H224ZM229 138H228V137ZM237 136V137H236ZM256 136H254V137H256ZM9 137V138H8ZM14 137H16V138H14ZM33 137V138H32ZM81 137H82V139H85V142L84 141H82V139H81ZM105 137V138H104ZM126 137V139L125 140H127L128 138ZM153 137H154V140H152L151 141V139H153ZM235 137H236V139L237 140H235ZM257 137V138H258ZM3 138V139H2ZM44 138H47L46 140L47 141H45L44 140ZM52 138H55V140L54 139H52ZM67 138V139H66ZM74 138V139H73ZM104 138V139H103ZM111 139V140H113V141H111L110 140V142H107V141H109V139ZM145 138V140H143ZM176 138H178V139H176ZM204 138H206V141L204 140ZM214 138V139H213ZM229 140H228V139ZM258 138V139H259ZM8 139H10V141L8 140ZM15 139V140H14ZM17 139H19V142H18V140ZM59 139V140H58ZM79 139V140H78ZM137 139V140H138ZM147 139V140H146ZM184 139V140H183ZM232 140V143L230 144V146L228 145V146H226V143H230V141ZM241 139V140H240ZM4 140V141H3ZM14 140V142H12ZM17 140V141H16ZM52 140H54V141H51ZM92 140H93V142H92ZM95 140V141H94ZM129 140L130 139H128L127 141H128V143H129ZM156 140V141H155ZM229 142H228V141ZM235 140V141H234ZM252 140H253V138H252ZM43 141V142H42ZM44 141H45V144H44ZM58 141H61V142H58ZM74 141H76V142H74ZM87 141H91V145L89 144V142H87ZM154 141V142H153ZM178 141H180V142H178ZM227 141V142H226ZM240 141V142H239ZM16 142H18V143H16ZM21 142V143H20ZM23 142V143H22ZM28 142V143H27ZM68 142V143H67ZM83 142V143H82ZM175 142L176 143H178V145L179 144H181L180 145V149L177 147V144H175ZM196 144H195V143ZM200 144H199V143ZM240 144H239V143ZM251 143L253 142V141H250ZM250 142H248L249 144H250ZM16 143V144H15ZM54 143V144H53ZM72 143V144H71ZM85 143H86V145L88 146V147H86L85 146ZM100 143H101V146L102 147H104L105 145V147H106V149L105 148H103L102 149V147L100 148ZM102 143H103V145H102ZM109 143V144H108ZM125 143V144H124ZM128 143H127V145H128ZM157 143V144H156ZM160 143V144H159ZM198 143V144H197ZM222 143H224V144H222ZM18 144H19V146H18ZM44 144V145H43ZM53 144V145H52ZM56 144V145H55ZM58 144V145H57ZM61 144H62V146H61ZM64 144V145H63ZM82 144H84V145H82ZM109 145V147H108V145ZM120 144V145H119ZM144 144V145H143ZM169 144V145H168ZM167 144V151L171 154V156H170V154H169V156H167L168 158H172L173 159V157H174V155L176 156V157H178V156H181V155H178L176 152H175V148L173 147L172 148V151L170 150V148H171V146H170V143H168ZM194 144V145H193ZM239 146H238V145ZM253 144H254V142H253ZM10 145V146H9ZM12 145V146H11ZM46 145V146H45ZM81 145L82 146H84V147H82V149H81ZM93 145H94V148H93ZM110 145H115L114 147L113 146H111L110 147ZM119 145V146H118ZM183 145H185V146H183ZM235 145V146H234ZM7 146H9V147H7ZM24 146H25V148H24ZM57 146H59V147H57ZM64 146V147H63ZM67 146V147H66ZM78 146L80 147V148H78ZM90 146H92L91 148H90ZM95 146H96V148H95ZM144 146V147H143ZM182 146V147H181ZM188 146V147H187ZM198 146V147H197ZM203 146V147H202ZM227 148H225V147ZM251 146V148H253ZM256 146H257V144H256ZM41 147V148H40ZM43 147V148H42ZM50 147H51V149H50ZM70 147V148H69ZM77 147V148H76ZM86 147V148H85ZM97 147H99V150H98V148ZM108 147V148H107ZM116 147V148H115ZM183 147H186V148H183ZM228 147H229V149H228ZM238 147V148H237ZM242 147H246L245 149L247 150H245V149H243ZM263 147V148H262ZM9 148V149H8ZM45 148V149H44ZM56 148V149H55ZM109 148H111V150L109 149ZM113 148V149H112ZM153 148V149H152ZM183 148V149H182ZM222 148H224V149H222ZM231 148H232V150H231ZM248 148H249V151H248ZM19 149V150H18ZM55 149V150H54ZM60 149V150H59ZM84 149V150H83ZM87 149V150H86ZM102 149V150H101ZM107 149H109V151H113L114 152V149H117V150H121L122 151V153L121 154H119V152L120 151H118V152H116L117 150H115V153H114V155L116 156V154H117V157L119 158H121L122 159V164H121V166L123 165V162H124V165L126 166V168H128V169H126V173L124 172L123 174H122V170H121V167L119 168V165L120 164H118V162H117V164L118 165H115L114 163H113V161H115V163H116V160L118 159L117 157V159H115V157H114V155H113V153H112V155H113V157H111V158H113V159H110L108 156H106V155H108L107 154V152L108 151H106ZM174 149V150H173ZM205 149V150H204ZM208 149V150H207ZM9 150V152L7 153V151ZM11 150H12V152H11ZM14 150V151H13ZM22 150V151H21ZM97 150V151H96ZM100 150H101V152H100ZM149 150V151H148ZM153 150H155V151H153ZM181 150V151H180ZM183 150V151H182ZM224 150H225V152H224ZM227 150H229L228 152L229 153H226V151ZM252 150V151H251ZM258 150V151H257ZM18 151V152H17ZM43 151V152H42ZM55 151V152H54ZM61 151V152H60ZM72 151V152H71ZM96 153H95V152ZM149 152V154H147L148 152ZM151 151H153L152 153H151ZM187 151V150H186ZM243 151H246V152H243ZM22 152H24L25 154H26V159H25V154L24 153H22ZM40 152H42V153H40ZM60 152V153H59ZM99 152V153H98ZM147 152V153H146ZM238 152H240V154H238ZM248 152H250V154H251V156H249L250 154L248 153ZM252 152V153H251ZM259 152V153H258ZM70 153H72V154H70ZM89 153V154H88ZM98 153V154H97ZM144 153H146L145 155H146V157L147 156H150L151 154V156H154V153L155 154H157L158 155V157L156 156V158H154L153 160H150L149 161V164H143V161L144 160H142L143 159V157L145 156L144 155ZM223 153H225V154H223ZM235 153V154H234ZM243 153V156L241 155ZM244 153H246V155H247V158L248 159H251V160H247L248 161V163L249 162H251V164H252V166L257 170V172H255V171H253V167L252 168H248L247 166V169L246 168H242V166L240 167L242 170L241 171H239V173L238 174H236V176H238V178H239V180H238V178L236 179L235 178V175L233 176L235 179H236V182H237V184H235V179L232 177H230L229 178V180L227 179V178H225V177H227V173H229L230 171H232V169L234 170V168H236L237 167V165H235L236 167H234V165L233 164H235V161L238 159V161H241V160H239V158L241 159V157H244ZM255 153V154H254ZM6 154L8 155V156H10V158H9V160L10 161H5V160H7V158H8V156L6 157V159H5V156H6ZM11 154V155H10ZM20 154H23V155H21L20 157H19V155ZM73 154H74V157H72L73 156ZM95 154V155H94ZM106 154V155H105ZM162 154V155H161ZM226 154H228V155H226ZM258 154V155H257ZM259 154H260V156H259ZM68 155H71V156H68ZM88 155H91V157H87ZM96 155H98L99 157H96ZM104 155V156H103ZM109 155H110V152H109ZM125 155V154H124ZM140 155H141V157H140ZM160 155V156H159ZM196 156H199V154H195ZM222 156V160L223 159H226L227 161L226 162H230L229 164H226V165H222V160H221V156ZM226 155V156H225ZM235 155H237V156H235ZM240 155H241V157H240ZM246 155H245V157H246ZM254 155H256V156H254ZM24 156V157H23ZM40 156V157H39ZM56 156V157H55ZM66 156V157H65ZM238 156H239V158H238ZM4 157V158H3ZM17 157V158H16ZM19 157V158H18ZM61 157V158H60ZM69 157V158H68ZM72 157V158H71ZM207 157V158H206ZM244 157V158H245ZM254 157H257V158H259L258 160H255V159H257V158H254ZM261 157V158H260ZM23 158V159H22ZM55 158H56V161H55ZM103 158V159H102ZM139 158V159H138ZM140 158H142V159H140ZM161 158H163V160L161 159ZM14 159V160H13ZM44 159L46 160V161H44ZM67 159V160H66ZM110 159V160H109ZM120 159V160H121ZM214 159H216V160H214ZM231 159V161H229ZM261 159H263V161L261 160ZM119 160V159H118ZM119 160V161H120ZM140 160V161H139ZM203 160V161H202ZM14 161V162H13ZM17 161V162H16ZM89 161V162H88ZM159 161H161V163L163 164H161V163H159ZM237 161V162H238ZM242 161H243V159H242ZM16 162V163H15ZM41 162V163H40ZM42 162H43V164H42ZM110 162V163H109ZM150 162H151V164H150ZM153 162V163H152ZM155 162V163H154ZM205 162H206V164H205ZM215 162H217V163H215ZM260 162H262V164L260 163ZM9 163V164H8ZM20 163H21V165L22 166H20ZM38 163H39V165H38ZM45 163V164H44ZM60 163V164H59ZM67 163V166L65 165ZM76 163V164H75ZM88 163V164H87ZM91 163H93V164H91ZM220 164V168L219 169H217V171L216 172H213L212 174H210V175H207V178L206 179H203L202 177H203V175L205 174V172L207 173V174H209L208 173V169L210 168V167H212L213 165L215 166V164ZM243 163V162H242ZM246 163V162H245ZM247 163V164H248ZM258 163H260V164H258ZM19 164V165H18ZM32 164H34V165H32ZM41 164L42 165H45V166H43V170H44V174H45V172L47 171V172H51L50 173V175L49 174H47L46 173V176L47 175H49L50 176V179H49V176H47L48 177V179H46L47 177H45L44 175L42 176V172H41V174H39L40 172L37 170V169H41L42 170V166H41ZM57 164H59L58 166H57ZM75 164V165H74ZM95 164V165H94ZM104 164V165H103ZM107 164V165H106ZM143 164V165H142ZM208 164H209V166H208ZM211 164H213L212 166H211ZM237 164V163H236ZM238 164H240V163H238ZM246 164V165H247ZM251 164H249V165H251ZM53 165V166H52ZM64 167H63V166ZM77 165H79L78 167H77ZM92 165H94V167L95 168H93V166ZM99 165H102V166H99ZM114 165H115V167H114ZM123 165V166H124ZM150 165V166H149ZM156 165V166H155ZM158 165V166H157ZM162 165V166H161ZM197 165V166H198ZM205 165L207 166V167H209V168H207V167H205ZM233 165V166H232ZM245 165V164H244ZM248 165V166H249ZM261 165V166H260ZM18 166H19V168H18ZM87 166V167H86ZM117 166H118V168H117ZM144 166V167H143ZM153 166V168H151ZM160 166H161V169H160ZM196 166V167H197ZM222 166V167H221ZM234 167V168H231V167ZM239 166V165H238ZM260 166V167H259ZM21 167V168H20ZM37 167V168H36ZM38 167H40V168H38ZM48 167V168H47ZM52 167V168H51ZM66 167V168H65ZM68 167V168H67ZM72 167V170L70 169ZM76 167H77V169H76ZM86 167V168H85ZM155 167V168H154ZM162 167H163V169H162ZM204 169H203V168ZM244 167V166H243ZM262 167V168H261ZM47 168V169H46ZM62 168H64V169H67V171L66 170H64V172H68V173H64L63 171H62ZM87 168L89 169L88 171H87ZM96 168L98 169V170H96ZM113 168L115 169H120V170H118L119 171V173H118V171L115 169V170H113ZM157 168H159V169H157ZM229 168H231L230 170H228ZM237 168H239V167H237ZM236 168V169H237ZM95 169V170H94ZM122 169H124V168H122ZM149 169H150V171H149ZM153 169V172L151 171ZM155 169H156V173L157 174H159V171H160V174H159V176L157 175V174H155L154 172H155ZM195 169V170H194ZM198 169V170H197ZM202 169V170H201ZM225 169V170H224ZM250 169V170H249ZM3 170V171H2ZM30 170V171H29ZM35 170V171H34ZM36 170L39 172V173H36L35 175L37 176V178H38V175L37 174H39V178L41 177V181H37V180H40L39 178L38 179H36V176H34V177H31V176H33V174H32V172L31 171H33V172H36ZM52 170V171H51ZM68 170H71V171H68ZM73 170H75V171H73ZM110 170H111V172H110ZM131 170L133 171V172H135V174L137 173L138 175H133V173H131ZM157 170H159V171H157ZM194 170V171H193ZM228 170V171H227ZM59 171V172H58ZM87 171V172H86ZM125 171V170H124ZM147 171H149L150 173L152 172V174H151V176H152V178H151V180H150V178L148 177V176H150V173L149 172H147ZM182 171H184V170H182ZM197 171V172H196ZM202 171H205L204 173L202 172ZM223 171V172H222ZM236 170H234L233 171V174H234V172H235ZM251 173H250V172ZM253 171V172H252ZM191 172V173H190ZM192 172H196V175H200V173H201V175L200 176H195V179L193 178V180L191 179L192 177H193V175H191V174H194V173H192ZM200 172V173H199ZM240 172H241V174H240ZM27 173H31V174H27ZM86 173V174H85ZM108 173H110V174H108ZM219 173V174H218ZM232 173V172H231ZM243 173V174H242ZM253 173H255V174H253ZM257 173V174H256ZM24 174H26L27 175V177H26V175L24 176ZM98 174L100 175V176H102V177H100V176H98ZM113 174V175H112ZM157 175V177L155 176V175ZM190 175V179H191V182H189V184L187 185V182L186 181H189L188 179L186 180L185 178H189V175ZM217 174V175H216ZM222 174V177H223V180L225 179V181L227 182H221V180H220V183H216V182H212V180L214 179V178H216L218 175L220 176ZM240 174V175H239ZM259 174V175H258ZM23 175V176H22ZM28 175H30L29 176V178H28ZM41 175V176H40ZM84 177H83V176ZM97 175V177H95V176ZM121 175H126L125 176V179H122L120 176ZM127 175H128V178H132L133 177V181H134V183H133V187H132V183H131V188H130V184H128V183H130V182H133V181H130L129 182V180H131V179H128V178H126L127 177ZM166 175V174H165ZM231 175V174H230ZM242 175V176H241ZM256 175V176H255ZM14 181V184H13V181L12 180H10V178ZM51 176H52V179H51ZM61 178H59V177ZM79 176H81L80 178H79ZM179 176H180V179H179ZM187 176V177H186ZM192 176V177H191ZM218 176V177H219ZM240 176V177H239ZM245 176H247V179H246V177ZM251 176H253V177H251ZM258 176V177H257ZM31 177V178H30ZM100 179H99V178ZM139 177H140V179H143V180H140L139 179ZM155 177V178H154ZM172 177H171V179H172ZM213 177V178H212ZM221 177V176H220ZM219 177V178H220ZM221 177V178H222ZM244 177V178H243ZM255 177V178H254ZM25 178V179H24ZM35 178V179H34ZM43 178V179H42ZM82 178V179H81ZM85 178V179H84ZM88 178V179H87ZM101 178H103V180L101 179ZM154 178V179H153ZM185 179L186 181H182L181 179ZM212 178V179H211ZM242 180H241V179ZM252 178H254V179H256V178H258V182L257 181H255L254 179H252ZM65 179V180H64ZM72 179V180H71ZM99 179V180H98ZM113 179V180H112ZM116 179V180H115ZM171 179H170V182H171ZM232 179V180H231ZM243 179H245V181L243 180ZM7 180V181H6ZM27 180V181H26ZM33 180V181H32ZM35 180V181H34ZM47 180V181H46ZM49 180H50V183L51 182H53V181H55L54 183H49L51 186H46V184L48 185V182H49ZM53 180V181H52ZM85 180V181H84ZM87 180V181H86ZM105 180V181H104ZM156 180V181H155ZM210 180V181H209ZM219 180V179H218ZM1 181H3V182H5V183H3V182H1ZM10 181V182H9ZM12 181V182H11ZM15 181L16 182H18V185H17V183H15ZM32 181V182H31ZM37 181V182H36ZM58 181H60V182H58ZM73 181V182H72ZM100 181H102V183L100 182ZM123 181V182H122ZM139 181V182H138ZM150 181V182H149ZM158 181H159V183H158ZM168 181V180H167ZM166 181V182H167ZM207 181H209V184L207 185ZM213 181H217V179H215V180H213ZM239 181H240V183H239ZM248 181H250V182H248ZM254 181V182H253ZM31 182V183H30ZM36 182V183H35ZM41 182V183H40ZM71 182V183H70ZM85 182L87 183V184H85ZM100 182V183H99ZM106 182V183H105ZM144 182H148V183H145L144 184ZM157 182V183H156ZM184 182H186V183H184ZM207 182V183H206ZM216 183V185H214V184H211V183ZM241 182H243L242 184H241ZM3 183V184H2ZM7 183V184H6ZM98 183V184H97ZM103 183H104V186H103ZM138 183H143L144 184V186H143V184H142V186L144 187V188H146V189H148V188H152V189H148V194L146 193L147 192V190H145L143 187H140V186H138L139 187V189L137 190L136 189V185H139ZM153 183V184H152ZM179 183V184H178ZM181 183V184H180ZM228 185H226V184ZM252 183V184H251ZM256 185H255V184ZM13 184V185H12ZM35 184L37 185V187L35 186ZM40 184H42V185H40ZM43 184H45V185H43ZM85 184V185H84ZM99 184H101V185H99ZM106 184V185H105ZM124 187V190H123V187L121 186V185ZM129 185V187H126V189H128V190H131L132 188H134V194H135V190H137V192L138 193H136V196L139 194V196L140 197H143V198H145L147 195V199L145 198V200L142 198V201H140L141 200V198L139 197V196H137L138 197V200H139V198H140V202H138V200H137V202L136 203H134V205H136V208H134V209H131L129 206L130 205H128V207H127V204H133L131 201H129V198L126 196V197H123L122 195H125L126 193L128 194V192H129V195H130V192L132 193L133 191L131 190V191H127V190H125V185ZM148 184H150L151 186L150 187H148ZM198 184V185H197ZM206 184V185H205ZM223 184H225V185H223ZM240 185V187L241 188H237V187H235V185L237 186V185ZM244 184H245V186H244ZM4 185V186H5ZM17 185V186H16ZM25 185V186H26ZM89 185V186H88ZM93 185H95V186H93ZM110 186V188H109V186ZM152 185H154V187H157V188H153V186ZM163 185H164V187L166 188L165 190H164V188H163ZM179 187H178V186ZM191 185V186H190ZM238 185V186H239ZM241 185H243V187L241 186ZM247 185H249L248 187H247ZM23 186H24V184H23ZM40 188H39V187ZM45 186V187H44ZM59 186V187H58ZM86 186L87 187H89L88 189H90L91 191H89L88 192V190H87V188H86ZM100 186H102L101 188L102 189H104L103 190V192H102V189H101V191L99 190L100 188ZM106 186H108V190L107 191H105V188H106ZM116 186V187H115ZM146 186V187H145ZM160 186H161V189H160ZM195 186H197L196 187V189L194 190V192L192 193V188H194ZM203 188H205V186H206V189H203ZM215 186V187H214ZM255 186V187H254ZM74 187V188H73ZM78 187V188H77ZM85 188V190H84V188L83 189H81V188ZM97 187V188H96ZM105 187V188H104ZM137 187V188H138ZM148 187V188H147ZM199 187V188H198ZM44 188V189H43ZM64 188V189H63ZM72 188V189H71ZM94 188H96V189H98V190H92V189ZM121 188V189H120ZM213 188V189H212ZM218 188H220L219 190H218ZM234 188H237L236 189V192L234 191L235 189ZM256 188H258L257 190H254V189H256ZM11 189V188H10ZM16 189V188H15ZM28 189V190H27ZM38 191H37V190ZM42 189H43V191H42ZM63 189V190H62ZM75 189V190H74ZM79 189V190H78ZM80 189H81V191H80ZM111 191H110V190ZM119 190V191H122V193L121 192H119V191H117V190ZM142 189V190H141ZM157 190V192H156V190ZM159 189H160V191H159ZM197 189L198 190H200V189H202L203 191H204V193H203V191L201 192V194H199V193H197ZM230 189V190H229ZM233 189V190H232ZM251 189H253V190H251ZM14 189H12V191H13ZM45 190V191H44ZM83 190V191H82ZM153 190H155V191H153ZM167 190H169V192H170V194L169 193H167ZM207 190V191H206ZM11 191V192H12ZM28 191H31L30 193L28 192ZM34 191H35V193H34ZM92 191H94L93 193L95 194H92V196H91V194H90V192H92ZM98 191H99V193H98ZM124 191V192H123ZM127 191V192H126ZM145 192V194H144V192ZM150 191V192H149ZM191 191V192H190ZM229 191H231V192H229ZM234 191V192H233ZM252 191V192H251ZM14 192V191H13ZM17 192V193H16ZM26 192V193H25ZM38 192V194L36 195V193ZM71 192V193H70ZM72 192H73V194H72ZM79 192L80 193H82V194H79ZM88 192V193H87ZM97 194H96V193ZM109 192V193H108ZM112 194H111V193ZM126 192V193H125ZM166 192V193H165ZM190 192V193H189ZM206 192V193H205ZM235 193V195H229V194H233V193ZM261 192V193H260ZM79 195H78V194ZM103 193V194H102ZM116 193H117V196H118V193H119V195H120V197H116L115 195H116ZM124 193V194H123ZM144 194V196H143V194ZM161 195H160V194ZM176 193H174V194H176ZM195 193H197V195L195 196ZM221 193V194H220ZM18 195V194H21L20 196H22L23 194L22 193H19L18 191H15V194L14 195ZM32 194V195H31ZM34 194H35V196H37L36 198H37V204L35 203V197H34ZM99 194V195H98ZM105 194V195H104ZM108 194H111L112 196H111V199H109L110 197H109V195ZM113 194H115V195H113ZM154 194V195H153ZM166 194H168L169 196L168 197H170V198H168V197H166L167 195ZM199 194V195H198ZM217 194H219V195H217ZM224 194V195H223ZM228 194V195H227ZM251 194V195H250ZM38 195H40V196H38ZM42 195V196H41ZM87 195H90L89 196V198H87L88 196ZM108 196V200H107V196ZM142 195V196H141ZM195 197H194V196ZM238 195V196H237ZM24 196V195H23ZM84 196H85V198H84ZM94 196V197H93ZM96 196L98 197V196H101L100 198L101 199H98L99 200V202H98V200L95 202V200L97 199L96 198ZM113 196H115V198H112ZM124 198V199H122V197ZM197 196H198V198H197ZM208 196V197H207ZM213 196V197H212ZM228 196H230L231 198H229ZM235 196V197H234ZM240 196V197H239ZM16 197V196H15ZM26 196H24V198H25ZM26 197V198H27ZM38 197H39V199H38ZM73 197V198H72ZM93 197V199H90V198H92ZM149 197L152 199V201H151V199H150V201L153 203V201H155V203H156V205H157V207H159L160 208V210L159 209H151L152 207H150L149 206V204L148 203H150L149 202ZM159 197V198H158ZM173 197V198H172ZM192 197H194V201H192L191 200V198ZM210 197V198H209ZM222 197V198H221ZM238 197V198H237ZM24 198L22 197H20V199H23V201H24ZM32 198V199H31ZM42 198H44V199H42ZM48 198V199H47ZM99 198V197H98ZM119 198V199H118ZM157 198V200H155ZM195 198H197L196 200H198L197 201V203H196V201H195ZM218 198V199H217ZM221 198V199H220ZM226 198H228V199H226ZM240 198V199H239ZM48 201H47V200ZM72 199V200H71ZM73 199L75 200V201H73ZM81 199H84V202H83V200H81ZM87 199H88V201H92V202H87ZM164 199H169L168 201H170V202H168V203H171V205L169 204H166L167 203V201H164ZM172 201H171V200ZM201 199H203V200H201ZM208 199V200H207ZM212 199V200H211ZM215 199H217V200H215ZM228 201V202H226V203H229L230 205H226L225 204V202L223 201ZM235 199V200H234ZM34 200V201H33ZM86 200V201H85ZM136 200V199H135ZM178 200V199H177ZM189 200V201H188ZM232 200H234V202L232 201ZM19 203H18V202ZM41 201V203L43 202V204L42 205H40L41 207L42 206H44V208H43V210L42 209H40V211L42 210V211H44V212H42L41 211V213L40 212H37L39 209L38 208H36V206H39V202ZM108 201V202H107ZM124 201H125V203H124ZM145 202V205H143L144 204V202ZM159 201V202H158ZM183 201H185V203L183 202ZM206 201V202H205ZM220 201V202H219ZM254 201V202H253ZM70 202H72V203H70ZM142 202V203H141ZM147 202V203H146ZM166 202V203H165ZM187 202H192L191 204H193L194 202V206H191L190 204V206H191V209H190V207L189 208H187V206H188V203ZM215 202V203H214ZM231 202L233 203L232 204V206H231ZM237 202V203H236ZM33 203V205H31ZM103 203H107V205L106 204H104V205H101V204H103ZM122 203H124L123 204V206L121 205ZM140 203V207H143V211H145V212H143L142 213V211H141V209L139 208V206H138V204ZM151 203V204H152ZM160 205H159V204ZM187 203V204H186ZM208 203V204H207ZM30 204V205H29ZM35 204H36V206H35ZM77 204V205H76ZM113 204H114V206L116 207V206H118V207H114L113 206ZM115 204H117V205H115ZM150 204V205H151ZM162 204V205H161ZM165 204V205H164ZM52 205V206H51ZM56 207H55V206ZM106 205V206H105ZM142 205V206H141ZM148 205V206H147ZM175 205V206H174ZM206 205H208V206H206ZM234 205V206H233ZM235 205H236V207H235ZM245 205V206H244ZM32 208H31V207ZM49 206V207H48ZM63 206V207H62ZM104 206L105 207H107V209H109V211L108 210H106L105 208H104ZM110 206H111V208H110ZM176 207V208H174V207ZM177 206L179 207L180 206V209L178 208L177 209ZM231 206V207H230ZM41 207H39V208H41ZM89 207H90V209H89ZM92 207V208H91ZM119 207H122V209H123V207H124V210H126V208H127V210L125 211V212H123V215H122V213H121V211H120V209L117 211V208H119ZM137 207H138V209H137ZM148 207V208H147ZM149 207H150V209H149ZM167 207H169V209L171 208V207H173V208H171V209H173L172 210V213H171V210L169 211V209H167ZM193 207V208H192ZM216 209H215V208ZM238 207H240V208H238ZM243 207V208H242ZM26 210H25V209ZM52 210H51V209ZM59 208V209H58ZM112 208H114V209H116L115 211L116 212H113L114 210L112 209ZM202 208V209H201ZM226 208H228V209H226ZM259 208V209H258ZM30 209V210H29ZM34 209H37V213H39V214H36L35 216H33V213L35 212L34 211ZM54 209V210H53ZM57 209V210H56ZM140 209V210H139ZM146 209L148 210V211H146ZM163 209L166 211V213H171V215L169 216V214H167V216H166V218H165V220H169V219H167V218H170V221H171V223L172 222H174V221H176L175 219H178V220H180V218L181 219H183V221H182V225L180 226V227H178L179 229L177 230V228H173L172 226H170L171 225V223H170V228H167V226H166V222L167 221H165V223L164 224H162L161 225V227L159 228L157 225H156V227H151V226H153L155 223H154V221H153V225H151V220L150 219H148V220H150V222H148L147 220H145L144 218H146L147 216V214L148 215H150V218H151V216H153V215H151V214H154V216L152 217V218H154L155 216H159V218L160 219H158L159 221V223L162 221V219H161V217H164L165 216V211H164V213H163ZM175 209H177L178 211L175 213ZM212 209V210H211ZM221 209V210H220ZM234 211H233V210ZM238 209H240V210H238ZM248 209H251L252 211H253V214L251 215V216H248V214H247V210ZM258 209V210H257ZM21 210V211H20ZM28 210V211H27ZM47 210V211H46ZM56 210V212H54ZM110 210H113V211H110ZM132 210H133V212L134 213H132ZM139 210V211H138ZM151 210V211H150ZM175 210V211H174ZM198 210V211H197ZM229 212H228V211ZM26 211H27V213H26ZM50 211V212H49ZM130 211V212H129ZM169 211V212H168ZM174 211V212H173ZM187 211V212H186ZM220 211V212H219ZM226 211H227V213H226ZM239 211V212H238ZM0 212H2L1 210H0ZM35 212V213H36ZM110 212H113V213H115V214H119L120 215V217H122V218H120L121 219V221L122 220H124L123 221V223L120 221V223H122L123 224V227H122V229L120 228L121 226V224L120 225H118V224H115V222H117L116 220H118V219H116L115 217H113V218H115L114 219V223L113 224H115L116 226H117V228H119V231H114L113 232V230L112 229H114L113 228V226L114 225H112V223H110V222H113V221H111V220H113V218H112V216H111V220H108V218L110 217L109 216V214L108 213H110ZM118 212H120V213H118ZM127 212H128V218L127 217H125V216H127ZM136 212H140V213H136ZM149 212L151 213V214H149ZM186 212V215L185 214H183V213H185ZM209 212V213H208ZM238 212V213H237ZM242 212H244V213H242ZM53 213V214H52ZM79 213V214H78ZM132 213V214H135V215H130V214ZM176 215H175V214ZM241 213V214H240ZM3 214V215H2ZM5 214V215H4ZM45 214V215H44ZM52 214V215H51ZM57 214H58V216H57ZM59 214H61V215H59ZM84 214H86L87 216H86V218H83V216H84ZM95 216H94V215ZM111 214V213H110ZM139 214V215H138ZM140 214H143L142 216H141V218L140 217H138V216H140ZM162 214H164V216L161 215ZM16 215V216H15ZM49 215V216H48ZM56 215V216H55ZM80 217H79V216ZM92 215L94 216V218L92 217ZM119 215H116L117 217H119ZM122 215V216H121ZM125 215V216H124ZM130 215V216H129ZM138 215V216H137ZM178 215H180V216H178ZM184 215V216H183ZM204 215V216H203ZM224 215V216H223ZM241 215H243V216H241ZM255 215V216H254ZM53 216V217H52ZM96 216H98V217H96ZM109 216V217H108ZM115 216V215H114ZM131 216H135V217H138L139 219H136V218H132ZM161 216V217H160ZM169 216V217H168ZM174 216V217H173ZM183 216V217H182ZM215 216V217H214ZM238 216V217H237ZM15 217V219H13ZM49 217V218H48ZM85 217V216H84ZM123 217H125L126 218V221H125V218H123ZM131 217V218H130ZM144 217V218H143ZM180 217V218H179ZM217 217V218H216ZM60 218V219H59ZM61 218H62V220H61ZM158 218V217H157ZM157 218H156V220H157ZM236 218V219H235ZM238 218V219H237ZM18 219V220H17ZM58 219V220H57ZM110 219V218H109ZM129 219V220H128ZM134 219V220H133ZM155 219V218H154ZM153 219V220H154ZM250 219H252V220H250ZM17 220V221H16ZM53 220V221H52ZM91 220V221H90ZM132 220V221H131ZM139 220V221H138ZM163 220H164V218H163ZM229 220V221H228ZM64 222V223H62V222ZM134 221V223L136 224V225H134L132 222ZM138 221V222H137ZM189 221V222H188ZM226 222V223H223V222ZM251 221V222H250ZM256 221V222H255ZM262 221V222H261ZM61 222V223H60ZM93 222V223H92ZM103 222V223H102ZM125 222H127L126 224H125ZM143 224H142V223ZM147 222H148V224L149 225H146L147 224ZM216 222H219L218 224H224L223 226L224 227H222V228H220L221 227V225H220V227L218 228L219 230H218V232L220 231V233H218L219 234V236H220V238H215L214 236H212L214 239H212L211 240V238H210V236L213 234V232L211 233V228L212 227H217V224L215 225V223ZM220 222H222V223H220ZM259 222V223H258ZM261 222V223H260ZM90 223H92V224H90ZM117 223H119V220H118V222ZM129 223V224H128ZM139 223V225H137ZM169 223H167V224H169ZM187 223H191L190 225H187ZM212 223H214V224H212ZM103 224V226H101L100 227V225H102ZM107 224H108V226H107ZM144 225V226H149V228L148 229H150L151 228V230L149 231L148 229H147V227H146V229L145 230H143L142 228H141V226L142 225ZM202 224V225H201ZM234 224V225H233ZM239 224V225H238ZM65 225V226H64ZM211 225V226H210ZM115 226V227H116ZM118 226H120V227H118ZM137 226V229L135 228ZM162 226H163V228H162ZM186 226H188L187 228H189L190 230H192V231H190V232H193V231H195L196 233H198V236H199V238H200V236H201V234H200V230H201V232H203V234L204 235H206V234H209L210 233V236H208L210 239H208L207 238V236L205 237H203V236H201L202 237V239L200 240H198V238H195V237H197V234L195 233V237L194 236H192L193 235V233H192V235H191V233L188 231V229L186 228ZM194 226V227H193ZM219 226V225H218ZM62 227H64V230L65 231H69V232H65L64 230H63V233L62 232H60L63 228ZM67 227H68V229H67ZM103 227V228H102ZM140 227V228H139ZM185 227V229H187V231L185 230L184 232L182 231V228H184ZM197 228L196 230H194V228ZM215 227V228H216ZM235 227V228H234ZM60 228V229H59ZM70 228V229H69ZM74 228V229H73ZM104 228H106V229H104ZM117 228L115 229V230H117ZM128 228V229H127ZM129 228H130V230H129ZM132 228H134V229H132ZM152 228L154 229V230H152ZM156 228V229H155ZM192 228V229H191ZM208 228H210V229H208ZM229 228V229H228ZM245 228V229H244ZM247 228V229H246ZM86 229H88V230H86ZM141 229L143 230L142 232H143V234H141L140 235V238H136V236H138L140 233H136L135 234V238L134 239H130L129 238V240H128V237H133V235L132 234H130V232H132V230H134V231H136V232H141ZM170 229V230H169ZM173 229H174V231H173ZM138 230V231H137ZM157 230V231H156ZM217 230V229H216ZM216 230H215V233L213 234V235H217L218 236V234H216ZM225 230V231H224ZM72 231H74V232H72ZM84 231H85V233H84ZM126 231V232H125ZM130 231V232H129ZM181 231V232H180ZM213 231V230H212ZM223 231L224 232H226V233H223ZM230 231V232H229ZM100 232H101V234L102 235H106V236H108V237H110V239H111V236L113 237L112 239H111V241H109L110 239L109 238H107L106 236H103L102 237V235L100 234ZM103 232V233H102ZM127 232H129V234L127 233ZM187 232V233H186ZM206 232V233H205ZM228 232L231 234H228ZM65 233V234H64ZM70 233H72V234H70ZM81 233V234H80ZM170 233V234H169ZM181 233V234H180ZM184 233L186 234V235H184ZM190 233V234H189ZM222 233H223V235L224 234H226V235H224L223 237H224V239L223 238H221V235H222ZM238 233V234H237ZM59 234V235H58ZM82 234H84L83 235V237H82ZM116 234V236H114ZM120 234V235H119ZM127 234H128V236H127ZM134 234V233H133ZM147 234H149L148 236L149 237H147ZM176 234H177V236H176ZM200 234V235H199ZM202 234V235H203ZM221 234V235H220ZM227 234H228V236H227ZM235 234V235H234ZM58 235V236H57ZM63 235V236H62ZM66 235V236H65ZM151 235V236H150ZM189 235H190V237H189ZM245 235V236H244ZM251 235V236H250ZM255 235V236H254ZM74 236H76V237H74ZM80 236H81V238H80ZM119 236V237H118ZM123 236V237H122ZM143 236H145L146 238L145 239H142L141 237H143ZM153 236V237H152ZM173 236V237H172ZM181 236V237H180ZM185 236V237H184ZM232 236V237H231ZM253 236V237H252ZM105 237V238H104ZM122 237V238H121ZM127 237V238H126ZM131 237V238H132ZM165 237V238H164ZM170 237V238H169ZM180 237V238H179ZM193 239H192V238ZM78 238V239H77ZM82 240V239H84L85 241H87L86 242V244H84V240H80V239ZM126 238V239H125ZM147 238H149L148 239V241H147ZM168 238V239H167ZM205 238V239H204ZM208 240H207V239ZM232 238V239H231ZM105 239V240H104ZM118 239V240H117ZM123 239H124V241H123ZM136 239V240H135ZM137 239L139 240V244L137 243L138 241H137ZM155 239V240H154ZM175 239V240H174ZM187 239V240H186ZM190 239H191V241H190ZM221 239V240H220ZM228 239V240H227ZM257 239L259 240V242L257 241ZM262 239V240H261ZM90 240V242L92 241L93 242V246H94V248H95V246H97V248L96 249H94L93 248V246H91V244L92 243H90V245H88L89 244V241ZM113 240L115 241V243H114V246L112 245V243H113ZM119 242H117V241ZM135 240V241H134ZM150 240V241H149ZM166 240V241H165ZM169 240V241H168ZM252 240V241H251ZM129 241H134V243L132 242L131 244L129 243H127V242ZM184 241V242H183ZM196 241H197V243H196ZM201 241V242H200ZM204 241V242H203ZM208 241V242H207ZM211 241V242H210ZM223 241V242H222ZM124 242H126V243H124ZM165 242V243H164ZM177 242V243H176ZM191 244H190V243ZM194 242V244H192ZM203 242V243H202ZM218 242H220V243H218ZM247 242H248V244H247ZM262 242V243H261ZM83 243V244H82ZM105 243V244H104ZM154 243V244H153ZM161 245H159V244ZM164 243V244H163ZM168 243H170V244H168ZM180 243V244H179ZM187 243V244H186ZM189 243V244H188ZM205 243V244H204ZM207 243H210V244H207ZM244 243V244H243ZM81 244V245H80ZM102 244H103V246H102ZM119 244V245H118ZM123 244V245H122ZM133 244V245H132ZM141 244V245H140ZM196 244V245H195ZM203 244V245H202ZM207 244V245H206ZM218 244V245H217ZM243 244V245H242ZM128 245H129V247H128ZM132 245V246H131ZM135 245V246H134ZM136 245H137V247H136ZM153 245V246H152ZM178 245V246H177ZM191 245V246H190ZM205 245V246H204ZM83 246H85V247H83ZM87 246H89L90 247V249H89V247L87 248ZM124 246V247H123ZM150 246V247H149ZM166 246V247H165ZM200 246V247H199ZM249 246V247H248ZM92 247V248H91ZM105 247H106V249H105ZM126 247V248H125ZM161 247V248H160ZM203 247V248H202ZM254 250H252L251 248ZM256 248V250H255V248ZM87 248V249H86ZM98 248H101V249H98ZM118 248H120V252L119 251H116V250H118ZM139 248H145L144 250L142 249H140L139 250ZM156 248V249H155ZM171 248V249H170ZM198 248V249H197ZM30 249H32V250H30ZM105 249V250H104ZM126 249V250H125ZM127 249H129V250H127ZM151 249V250H150ZM242 249V250H241ZM262 249V250H261ZM37 251V252H35V251ZM101 250V251H100ZM103 250V251H102ZM114 250V251H113ZM175 250V251H174ZM210 250V251H209ZM32 251H34V252H32ZM139 251V252H138ZM146 251V252H145ZM150 251V252H149ZM185 251H187V252H185ZM244 251H246V252H244ZM256 251V252H255ZM93 252V253H92ZM98 252V253H97ZM110 252V253H109ZM138 252V253H137ZM209 252V253H208ZM30 253H32V254H30ZM101 254L100 256L98 255V254ZM142 253V254H141ZM246 253H250V255H248L247 254V256H245V254ZM251 253H253V254H251ZM29 254H30V256H31V258H30V256H29ZM37 254V255H36ZM111 254V255H110ZM137 254H138V256H137ZM218 254H219V256H218ZM244 254V255H243ZM256 254V255H255ZM38 255H40V256H38ZM102 255H105V257H103ZM107 255H110L109 257H111V258H109ZM115 255V256H114ZM133 255V256H132ZM218 257H217V256ZM258 255V256H257ZM38 256V257H37ZM41 256H42V258H41ZM114 256V257H113ZM119 258H118V257ZM245 256V257H244ZM108 257V258H107ZM121 257V258H120ZM39 258V259H38ZM134 258V259H133ZM249 258V259H248ZM24 259H26V260H24ZM29 259V260H28ZM35 259V260H34ZM23 261V262H22ZM27 261V262H26ZM29 261V262H28ZM32 261V262H31ZM40 262V263H39ZM29 263V264H30Z\"/></svg>",
  "mask_w": 264,
  "mask_h": 264
},
{
  "label": "bare ground",
  "instance_id": "2",
  "mask_svg": "<svg viewBox=\"0 0 264 264\" xmlns=\"http://www.w3.org/2000/svg\"><path fill=\"white\" fill-rule=\"evenodd\" d=\"M8 1H9V0H8ZM64 1H65V0H64ZM66 1H67V0H66ZM70 1H71V0H70ZM72 1L74 2V0H72ZM76 1H77V0H76ZM87 1H89V0H86V2H87ZM114 1H115V0H114ZM114 1H113V2H114ZM116 1H117V0H116ZM140 1H141V0H140ZM144 1H145V6H146V10H147V12H148L149 19L154 23V22L159 18L158 13L155 12V11L157 10L156 4L154 5V3L152 2V0H144ZM153 1H154V0H153ZM165 1H166V0H164V2H165ZM182 1H183V0H182ZM221 1H222V0H220V2H221ZM223 1H224V0H223ZM223 1H222V3H224ZM231 1H232V0H231ZM247 1L249 2V0H247ZM251 1H252V0H251ZM251 1H250V2H251ZM10 2H11V1H10ZM78 2H82V1H78ZM84 2H85V1H84ZM86 2H85V4H86ZM126 2H127V1H126ZM142 2H143V1H142ZM142 2H141V3H142ZM168 2H169V1H168ZM175 2H176V1H175ZM180 2H181V1H180ZM200 2H202V1H200ZM203 2H204V1H203ZM203 2H202V3H203ZM226 2L228 3L229 1L226 0ZM242 2H243V1H242ZM244 2H245V1H244ZM51 3H52V2H51ZM127 3H128V2H127ZM162 3H163V2H162ZM236 3H237V2H236ZM9 4H10V3H9ZM12 4H13V3H12ZM82 4H83V3H82ZM88 4H89V2H88ZM91 4H92V3H91ZM91 4H89V5L91 6ZM112 4H114V3H112ZM123 4H124V3H123ZM157 4H158V3H157ZM189 4H190V3H189ZM203 4H205V5H203V6H204V8L207 9V11H208V12H207L208 15L210 14L209 16H212L211 13H213V11H215V7L218 8V0H206L205 3H203ZM228 4H230V2H229ZM228 4H227V8L229 7ZM66 5H67V4H66ZM133 5H135V4H133ZM195 5H197V4L195 3ZM259 5H260V4H258V6H259ZM77 6H78V5H77ZM79 6H81V5H79ZM84 6H85V5H84ZM86 6H87V4H86ZM108 6H109V5H108ZM116 6H117V5H116ZM135 6H137V5H135ZM135 6H134V7H135ZM199 6H200V4H199ZM201 6H202V4H201ZM223 6H224V4H223ZM225 6H226V5H225ZM16 7H17V6H16ZM92 7H93V6H92ZM113 7H114V6H113ZM121 7H122V6H121ZM123 7H124V6H123ZM123 7H122V8H123ZM127 7H128V6H127ZM137 7H138V6H137ZM142 7H144V5H143ZM142 7H141V8H142ZM176 7H177V6H176ZM255 7H257V6H255ZM259 7H260V6H259ZM76 8H77V7H76ZM79 8H80V7H78V9H79ZM83 8H84V7H83ZM87 8H88V7H87ZM87 8H86V9H87ZM114 8H115V7H114ZM193 8H194V6H193ZM202 8H203V7H202ZM204 8H203V14H205V13H204V10H206V9H204ZM227 8H224V10H226V12H227V10H228L230 7H229L228 9H227ZM257 8H258V7H257ZM11 9H12V8H11ZM78 9H76V10H78ZM118 9H119V8H118ZM120 9H121V8H120ZM120 9H119V10H120ZM137 9H139V8H137ZM137 9L134 8V10H136V11H137ZM142 9H144V8H142ZM175 9H176V8H175ZM175 9H174V10H175ZM182 9H184V8L182 7ZM246 9H247V8H246ZM254 9H255V8H254ZM125 10H126V9H125ZM162 10H163V9H162ZM184 10H185V9H184ZM184 10H183V11H184ZM191 10H192V8H191ZM217 10H219V8H218ZM224 10L222 9L223 12H224ZM18 11H19V10H18ZM79 11H80V12H79ZM79 11H78L79 13L82 12V14H83V10L81 11V10L79 9ZM84 11H85V9H84ZM92 11H93V9H92ZM164 11H165V10H164ZM238 11H239V10H238ZM240 11H241V10H240ZM245 11H247V10H245ZM87 12H88V11H87ZM89 12H90V11H89ZM158 12H159V11H158ZM166 12H167V10H166ZM174 12H175V11H174ZM226 12H225V14H226ZM257 12H258V11H257ZM90 13H91V12H90ZM95 13H96V12H95ZM128 13L130 14V12H128ZM144 13H145V12H144ZM182 13H183V12H182ZM214 13H217V12H214ZM218 13L220 14V12H218ZM255 13H256V12H255ZM255 13H254V14H255ZM263 13H264V12H263ZM131 14H132V13H131ZM145 14H146V13H145ZM168 14H169V13H168ZM175 14H177V12H175ZM219 14H218V15H219ZM247 14H248V13H247ZM259 14H260V13H259ZM89 15H90V16H89ZM89 15H87V16L91 18L92 15H91V14H89ZM97 15H99V14H97ZM169 15H170V14H169ZM195 15H196V13H195ZM206 15H207V14H206ZM206 15H205V18H206ZM213 15H214V14H213ZM227 15H228V14H227ZM229 15H230V14H229ZM240 15H241V14H240ZM249 15H250V14H249ZM257 15H258V13H257ZM140 16H141V15H140ZM143 16H144V14H143ZM185 16L188 17L187 14H186ZM209 16H208V18H206L207 20H205V22H207L209 19H211V18H209ZM214 16H215V15H214ZM219 16H221V15H219ZM242 16H243V15H242ZM260 16H261V15H260ZM83 17H84V16H83ZM83 17H82V18H83ZM92 17H94V16H92ZM98 17H99V16H97V18H98ZM130 17H131V16H130ZM192 17H194L193 14H192V16H191V21L193 22ZM216 17H217V16H215V17L212 16V19L214 20V18H216ZM221 17H223V15H222ZM258 17H259V16H258ZM262 17H263V16H262ZM84 18H85V17H84ZM86 18H87V17H86ZM97 18H96V16H95V18H93V20L90 21V22H93V23H94V21H95V24H97L98 22L96 23V20H94V19H97ZM132 18H133V17H132ZM145 18H146V16H145ZM188 18H190V16H189ZM188 18H186V19L188 20ZM219 18H220V17H219ZM87 19H89V18H87ZM103 19H104V18H103ZM103 19H102V21H104L105 19L107 20V18H105L104 20H103ZM194 19H195V18H194ZM244 19H245V18H244ZM17 20H18V18H17ZM100 20H101V19H100ZM131 20H132V19H131ZM146 20H147V19H146ZM146 20H145V21H146ZM160 20H161V19H160ZM196 20H197V19H196ZM196 20H194V21H196ZM200 20H201V19H200ZM215 20H220V19H217V18H216ZM245 20H246V19H245ZM245 20H244V21H245ZM259 20H261V19H259ZM97 21H98V20H97ZM102 21H100V24H101ZM210 21H212V20H210ZM261 21H262V20H261ZM86 22H87V21H86ZM135 22H136V20L134 21V23H135ZM189 22H190V21H189ZM201 22H202V21H201ZM205 22H203V23L205 24V26H204V24H203V27H204L205 29H206V28H209V26H210L211 24H210L209 22H207V23H205ZM219 22L221 23L222 21L220 20ZM245 22H246V21H245ZM76 23H77V22H76ZM83 23H84V22H83ZM132 23H133V22H132ZM134 23H133V26H135ZM190 23H191V22H190ZM193 23H195V22H193ZM211 23H212V22H211ZM214 23H215V22H214ZM214 23H212V24H214ZM217 23H218V22H217ZM248 23H249V22H248ZM261 23H262V22H261ZM261 23H260V24H261ZM263 23H264V22H263ZM135 24H137V23H135ZM197 24H198V22H197ZM199 24H200V22H199ZM199 24H198V25H199ZM255 24H256V23H255ZM93 25H94V24H93ZM108 25H109V23H108ZM150 25H151V23H150ZM191 25H192V23H191ZM191 25H190V26H191ZM195 25H196V23H195ZM201 25H202V24H201ZM215 25H216V24H215ZM246 25H247V24H246ZM84 26H85V25H84ZM103 26H104V25H103ZM103 26H102V27H103ZM140 26H141V25H140ZM155 26H157V24H156ZM177 26H178V25H177ZM190 26H189V27H190ZM193 26H194V25H193ZM218 26H219V25H218ZM251 26H252V25H251ZM251 26H250V23H249V27H251ZM253 26H255V25H254V22H253ZM253 26H252V27H253ZM262 26H263V25H262ZM19 27H20V26H19ZM104 27H106V26H104ZM135 27H136V26H135ZM137 27H139V26H137ZM153 27H154V26H153ZM157 27H158V26H157ZM213 27H214V26H213ZM213 27H212V28H213ZM234 27H235V26H234ZM249 27H248V28H249ZM94 28H96V27H94ZM132 28H133V27H132ZM192 28H193V27H192ZM214 28H215V27H214ZM106 29H107V28H106ZM108 29L110 30L109 26H108ZM134 29H135V28H134ZM151 29H152V28H151ZM244 29H245V28H244ZM249 29H252V28H249ZM89 30H91V29H89ZM95 30H97V28H96ZM152 30H153V29H152ZM207 30L209 31V29H207ZM246 30H247V26H246L245 31H246ZM97 31H98V30H97ZM215 31H216V29L213 30L214 33H215ZM240 31H241V30H240ZM253 31H254V29L251 30V32H253ZM115 32H116V31H115ZM130 32H131V31H130ZM133 32H134V31H133ZM136 32H137V29H136ZM156 32H157V31H156ZM163 32H164V31H163ZM163 32H162V34H163ZM222 32H223V31H222ZM236 32H237V31H236ZM104 33H107V32H104ZM131 33H132V32H131ZM137 33H139V32H137ZM137 33H134V34L136 35V38H139V39H140V37H141L142 34L139 36V34L137 35ZM144 33H145V32H144ZM151 33H152V31H151ZM211 33H212V32H211ZM214 33H212V34H214ZM247 33H248V32H247ZM254 33H255V32H254ZM254 33H252V34H254ZM108 34H110V33H108ZM108 34H107V35H108ZM132 34H133V33H132ZM134 34H133V35H134ZM155 34H156V33H155ZM155 34H154V35H155ZM62 35H63V34H62ZM94 35H95V34H94ZM111 35H112V33H111ZM123 35H124V34H123ZM158 35H159V34H158ZM191 35H192V34H191ZM215 35H216V34H214V36H215ZM218 35H219V34H218ZM218 35H216V36H218ZM220 35H222V34L220 33ZM220 35L218 36L219 40L221 39V38H220ZM88 36H89V35H88ZM102 36H103V34H102ZM115 36H116V35H115ZM119 36H120V35H119ZM137 36H138V37H137ZM149 36L151 37V35H149ZM159 36H160V35H159ZM184 36H185V35H184ZM214 36H213V37H214ZM236 36H237V35H236ZM103 37H104V36H103ZM105 37H106V36H105ZM117 37H118V36H117ZM120 37H121V36H120ZM122 37H123V36H122ZM153 37L157 38L156 36H153ZM153 37H152V39H154ZM164 37H165V36H163V38H164ZM178 37H180V35H178ZM185 37H186V36H185ZM238 37H239V36H238ZM240 37H241V36H240ZM112 38H113V37H112ZM144 38H145V37H142V40H143ZM147 38H148V35H147ZM147 38H146V39H147ZM180 38H181V37H180ZM189 38H190V36H189ZM210 38H212V36H211ZM62 39H63V38H62ZM104 39H105V40H108V39H106V38H104ZM115 39H116V37H115ZM117 39H118V38H117ZM165 39H166V38H165ZM194 39H195V38H194ZM212 39H213V38H212ZM215 39H216V37L214 38V43L216 42ZM225 39H226V38H225ZM238 39H239V38H238ZM79 40H80V39H79ZM109 40H110V39H109ZM113 40H114V39H113ZM119 40H123V41H124V39H119ZM119 40H116V42H115L117 47L119 46V44L117 45V43H118V42L120 43ZM140 40H141V39H140ZM142 40H141V41H142ZM148 40H149V39H148ZM150 40H151V39H150ZM150 40H149V41H150ZM159 40H160V39H159ZM159 40H158V38H157V41H159ZM162 40H164V39H162ZM162 40H161V41H162ZM167 40L169 41V39H166L165 41H167ZM173 40H174V39H173ZM180 40H181V39H180ZM180 40H179V41H180ZM189 40H190V39H189ZM191 40L193 41V39H191ZM208 40H209V39H208ZM210 40H211V39H210ZM231 40H232V39H231ZM65 41H66V40H65ZM88 41H89V40H88ZM88 41H87V42H88ZM110 41H112V40H110ZM117 41H118V42H117ZM183 41H184V39H183ZM186 41H187V39H186ZM197 41H199V40H197ZM204 41H205V40H204ZM212 41H213V40H212ZM222 41H224V40H222ZM235 41H236V40H235ZM247 41H248V40H247ZM75 42H76V41H75ZM77 42H78V41H77ZM84 42H85V41H84ZM89 42H90V41H89ZM107 42H109V41H107ZM113 42H114V41H113ZM124 42H125V41H124ZM142 42H144V44H145V43L148 44L147 41L145 42V41L143 40ZM177 42H178V41H177ZM199 42L202 43L203 40H200ZM199 42H196V43H199ZM226 42H228V40H226ZM226 42H225V43H226ZM231 42H232V41H231ZM253 42H254V41H253ZM78 43H79V42H78ZM82 43H83V42H82ZM115 43H114V46H115ZM153 43H154V45L157 44V43H155V42H153ZM160 43H161V42H160ZM196 43L193 42V44H195V45H196ZM214 43H213V44H214ZM229 43H230V40H229ZM259 43H260V42H259ZM69 44H70V46L68 45V47H71V45H72L73 47H75L73 43H72V44L69 43ZM91 44H92V43H91ZM111 44H112V43H111ZM146 44H145V45H146ZM161 44H162V43H161ZM171 44H172V43H171ZM174 44H176V46H178L179 43H174ZM203 44H205V43H203ZM208 44H209V43H208ZM213 44H211V46H212ZM218 44H219V42H218ZM226 44H227V43H226ZM226 44H225V45H226ZM245 44H246V43H245ZM249 44H250V43H249ZM249 44H248V46H249ZM263 44H264V43H263ZM78 45H79V44H76V46H78ZM80 45H81V44H80ZM103 45H104V44H103ZM105 45L107 46V44H105ZM121 45H122V44H121ZM150 45H153V44H150ZM172 45H173V44H172ZM187 45H188V44H187ZM195 45H193V46H195ZM205 45H206V44H205ZM205 45H200V46L203 47V46H205ZM221 45H222V44H221ZM225 45H224V46H225ZM228 45H229V44H227V46H225V47H228V48H229V47H230V48L232 47V46H228ZM90 46H91V45H90ZM106 46H105V47H106ZM112 46H113V45H112ZM122 46H124V43H123ZM122 46H119V47H120V49L123 50ZM146 46L149 47V44L146 45ZM155 46H157V45H155ZM155 46H153V47H155ZM197 46H198V44H197ZM211 46H210V47H211ZM222 46H223V45H222ZM224 46H223V47H224ZM250 46H251V44H250ZM262 46H263V48H264V45H262ZM68 47H67V48H68ZM73 47H71V48L73 49ZM78 47H79V46H78ZM78 47H76V48H78ZM87 47H88V46H87ZM124 47H125V46H124ZM147 47H146V48H147ZM153 47H152V46L150 47V48H152V51H153V49H154ZM161 47H162V45H161ZM173 47H174V45H173ZM173 47H172V48H173ZM181 47H182V46H181ZM181 47H180V48H181ZM219 47H220V46H219ZM225 47H224V48H225ZM254 47H255V46H253V49H254ZM256 47H257V46H256ZM258 47H259V46H258ZM2 48H3V47H2ZM76 48H74V49H76ZM84 48H85V47H83V49H84ZM90 48H92V46H91ZM90 48H87L88 51L90 50ZM133 48H134V47H133ZM175 48H176V47H174V49H175ZM178 48H179V46H178ZM185 48H187V47H185ZM197 48H198V47H197ZM216 48H217V47H216ZM230 48H229V49H226V48H225V50H227V52L229 51V53H230V52L232 53L231 49L233 50V48H231V49H230ZM234 48H237V47H234ZM248 48H249V47H248ZM69 49H70V48H69ZM78 49H79V48H78ZM78 49H77V50H78ZM80 49H82V48H80ZM80 49H79V50H80ZM87 49H86V50H87ZM101 49H102V48H101ZM116 49H117V48H116ZM120 49H118V50H119V51H122V50H120ZM124 49H125V51H127V47L124 48ZM156 49H157V47H156L154 50H156ZM181 49H183V48H181ZM212 49L215 50V46H214V48H212ZM212 49H211V50H212ZM258 49H259V48H258ZM94 50H95V49H94ZM96 50H97V49H96ZM111 50H114V49L111 48ZM128 50H129V49H128ZM131 50H132V49H131ZM136 50L138 51L137 48H136ZM143 50H144V49H143ZM175 50H176V49H175ZM178 50H179V49H178ZM178 50H177V51H178ZM183 50H184V49H183ZM183 50H181L182 53H181V52H176V54H177V53H179V54H180V53H181V54H185V53L183 52ZM190 50H191V49H190ZM216 50H217V49H216ZM237 50H238V49H237ZM237 50H236V51H237ZM72 51H73V50H72ZM72 51H70V55H71V52H72ZM81 51H82V50H81ZM90 51L93 52L92 50H90ZM103 51H104V50H103ZM106 51H108V50L106 49ZM116 51H117V50H116ZM132 51H133V50H132ZM148 51H150V49H149ZM186 51H188V50H186ZM186 51H185V52H186ZM191 51H192V50H191ZM220 51H223V52H224V53H223V52H220V53H221V54H220L221 56H222V53L225 54V52H226V51L222 50L221 47H220ZM255 51H256V50H255ZM77 52H79V51H77ZM113 52H114V51H112V54H113ZM117 52H118V51H117ZM127 52H129V51H127ZM127 52H126V55L128 54ZM133 52H134V51H133ZM133 52L130 51V56L128 57V59L131 57V53H132V56L135 57L134 55L137 54V53H136V51H135V53L133 54ZM150 52H151V51H150ZM155 52H156V51H155ZM227 52H226V53H227ZM64 53H65V52H64ZM64 53H62V54H64ZM75 53H76V51L74 52V54H75ZM80 53H83V52H80ZM103 53H104V52H103ZM108 53H109V52H108ZM110 53H111V52H110ZM119 53H121V52H119ZM119 53H118V54H119ZM124 53H125V52H124ZM138 53H139V52H138ZM142 53H143V52H142ZM156 53H157V52H156ZM234 53H235V50H234ZM239 53H240V52H239ZM60 54H61V53H60ZM60 54H59V56H57V57H60ZM95 54H97V53H95ZM143 54H144V53H143ZM190 54H191V53H190ZM215 54H216V53H215ZM72 55H73V53H72ZM77 55H78V53H77ZM85 55H86V54H85ZM99 55H100V54H99ZM116 55H117V54H116ZM116 55H115V56H116ZM124 55H125V54H124ZM126 55H125V56H126ZM128 55H129V54H128ZM128 55H127V56H128ZM137 55H138V54H137ZM137 55H136V56H137ZM141 55H142V54H141ZM151 55H153V54H151ZM228 55H230V54H227V56H228ZM235 55H236V54H235ZM238 55H239V54H238ZM64 56H65V55H64ZM74 56H75V55H74ZM82 56H83V55H82ZM82 56H81V57H82ZM88 56H90V54H89ZM95 56H96V55H94L93 57H95ZM117 56H118V55H117ZM119 56H120V54H119ZM119 56L117 57V59H118V58L120 59L121 56H120V57H119ZM122 56H123V55H122ZM143 56H144V55H142L141 57L143 58ZM162 56H164V54H163ZM223 56H224V55H223ZM223 56H222V58H223ZM62 57H63V56H62ZM70 57H71V56H70ZM97 57H98V55H97ZM113 57H114V56H113ZM113 57H112V58H113ZM123 57H124V56H123ZM133 57H131V58H133ZM137 57H138V56H137ZM137 57H135V58H137ZM141 57H140V58L138 57L137 59H141ZM145 57H147V56H145ZM192 57H193V56H192ZM206 57H207V56H206ZM217 57H218V56H217ZM243 57H244V56H243ZM71 58L74 60L73 56H72ZM75 58H76V59L74 60V62H76L77 64H76V63H74V64H76V67H77V65L79 64L80 60H83V59L78 60V58H77L76 56H75ZM82 58H83V57H82ZM86 58H87V57H86ZM95 58H96V57H95ZM105 58H106V57H105ZM109 58H110V57H109ZM109 58H107V59H109ZM135 58H133V59H135ZM166 58H167V57H166ZM173 58H174V57H173ZM184 58H185V57H184ZM186 58H187V57H186ZM186 58H185V59H186ZM188 58H189V57H188ZM230 58H231V56H230ZM235 58H237V56H236ZM235 58L233 57V59H235ZM244 58H245V57H244ZM8 59H9V58H8ZM11 59H12V58H11ZM48 59H49V58H48ZM48 59H47V60H48ZM60 59H61V58H60ZM60 59L57 58V59L55 60V63L53 62V60H52V61L49 60V62H50V63L53 62L54 64H56V63H57V60H60ZM69 59H70V58H69ZM90 59H91V58H90ZM96 59H97V58H96ZM98 59H99V58H98ZM100 59H101V58H100ZM110 59H111V58H110ZM122 59H123V58H122ZM125 59H126V58H125ZM133 59H131V61H132ZM149 59H150V58H149ZM181 59H182V58H181ZM181 59H180V60H181ZM218 59H219V58H218ZM233 59H232V60H233ZM245 59H246V58H245ZM61 60H62V59H61ZM61 60H60V61H61ZM63 60H64V59H63ZM76 60H78L79 62H77ZM92 60H93V58H92L90 61L92 62ZM112 60H113V59H112ZM114 60H115V59H114ZM142 60H143V59H142ZM145 60H146V59H145ZM154 60H155V59H154ZM159 60H160V59H159ZM162 60L164 61V57L162 58ZM166 60H167V59H166ZM168 60H171V59H168ZM168 60H167V62H168ZM172 60H174V59H172ZM172 60H171V61H172ZM180 60H179L178 62H180ZM182 60H183V59H182ZM229 60H230V59H229ZM236 60H237V59H236ZM45 61H46V60H45ZM60 61H59V62H60ZM64 61H65V60H64ZM64 61H63V62H64ZM66 61H68V60H66ZM69 61H71V60H69ZM69 61H68V62H69ZM83 61H84V60H83ZM90 61H89V62H90ZM97 61H98V60H97ZM109 61H110V60H109ZM117 61H118V60H117ZM120 61H122V60L120 59ZM124 61H125V60H124ZM124 61H123V62H124ZM133 61H136V60H133ZM133 61H132V62H133ZM137 61H138V60H137ZM155 61L158 62V59H156ZM163 61H162V62H163ZM171 61H169V62H171ZM226 61H227V60H226ZM230 61H231V60H230ZM59 62H58V63H59ZM68 62H67V63H68ZM95 62H96V61H95ZM98 62H99V61H98ZM98 62H97V63H98ZM123 62H122V65H123ZM128 62H129V61H128ZM128 62H127V64H128ZM132 62H131V64H132ZM138 62H139V61H138ZM140 62H141V61H140ZM140 62H139V63H140ZM146 62H147V60H146ZM148 62H149V61H148ZM148 62H147V66H148ZM152 62H154V61H152ZM181 62H182V61H181ZM195 62H196V61H195ZM200 62H201V61H200ZM252 62H253V61H252ZM14 63H15V62H14ZM44 63H45V62H44ZM47 63H48V62H47ZM47 63H46V65H45L46 67H47V65H48ZM53 63H51V64H53ZM70 63L72 64V62H70ZM82 63H83L82 65H85L84 62H82ZM85 63H87V62H85ZM106 63H107V61H106ZM106 63L104 62V64H106ZM113 63H114V62H113ZM117 63H118V64H121L120 62H117ZM141 63H142V62H141ZM159 63L161 64V62H158L157 64H159ZM174 63H175V62H174ZM186 63H187V62H186ZM225 63L227 64V62H225ZM229 63H230V62H229ZM240 63H241V61H240ZM38 64H39V63H38ZM54 64H53V65H54ZM61 64H62V62H61ZM63 64H64V63H63ZM71 64H69V65H71ZM74 64H73V65H74ZM124 64H125V63H124ZM127 64H125V67H126ZM131 64H130V66H131ZM135 64L137 65L138 63H135ZM153 64H154V63H153ZM226 64H225V66H227ZM12 65H13V64H12ZM12 65H11V66H12ZM65 65H66V64H65ZM65 65H64V66H65ZM69 65H68V66H69ZM73 65H72V66H73ZM86 65H87V64H86ZM86 65H85V66H86ZM90 65H92V64H91V63L88 64V68H89ZM93 65H94V64H93ZM107 65L110 66L109 63H108ZM114 65H115V64H114ZM133 65H134V64H133ZM163 65H167V66H168L169 64L166 63V64H163ZM180 65H181V64H180ZM182 65H183V64H182ZM214 65H215V64H214ZM13 66H14V65H13ZM37 66H39V65H37ZM49 66H50V64H49ZM51 66H52V65H51ZM66 66H67V65H66ZM68 66H67V67H68ZM72 66H70V67H72ZM96 66H97V65H96ZM98 66H99V65H98ZM116 66H117V65H116ZM118 66H119V65H118ZM123 66H124V65H123ZM127 66H128V65H127ZM134 66H135V65H134ZM134 66H132V67H134ZM137 66H138V65H137ZM153 66H154V65H153ZM153 66H152V67H153ZM167 66H166V67H167ZM170 66H171V65H170ZM177 66H178V65H177ZM242 66H243V65H241V67H242ZM18 67H19V66H18ZM42 67H44L43 64H42ZM55 67H56V69H57V67H59V66L56 65ZM55 67H53V68L51 67L50 69H52V71H54V70H55ZM67 67H66V68H67ZM70 67H68V69H69ZM104 67H105V66H104ZM110 67H111V66H110ZM121 67H122V66H121ZM125 67H124V68H125ZM132 67H131V68H132ZM142 67H143V66H142ZM160 67H161V66H159V68H160ZM164 67H165V66H164ZM207 67H208V65H207ZM227 67H228V66H227ZM227 67H225V68H227ZM238 67H239V66H238ZM241 67H240V69H241ZM13 68H14V67H12V69H11L12 71H13ZM16 68H17V67H16ZM36 68H37V67H36ZM38 68H41V67L39 66ZM62 68H63V67H62ZM66 68L64 69L65 71L67 70ZM73 68H74V67H72V69H70V70H72V72L74 73V76H75V72H76V71L78 72L79 67H77L78 70L75 69V70H76L75 72H74ZM80 68H81V67H80ZM90 68H91V66H90ZM95 68H96V67H94V68H92V69H94V71H95ZM97 68H98V67H97ZM115 68H116V67H115ZM117 68H118V67H117ZM119 68H120V67H119ZM135 68L137 69V67H134V70H135ZM139 68H140V69H137L138 72H139V70H141V67H139ZM145 68H147V67H145ZM148 68H149V67H148ZM155 68H156V67H155ZM161 68H162V67H161ZM171 68H172V66H171ZM177 68H178V67H177ZM177 68H175V69H177ZM208 68L211 69L210 67H208ZM216 68H217V67H216ZM243 68H244V67H243ZM243 68H242V69H243ZM249 68H250V67H249ZM253 68H254V67H253ZM263 68H264V67H263ZM2 69H3V68H2ZM2 69H1V70H2ZM42 69H43V68H42ZM42 69H41V71H42ZM44 69H45V68H44ZM50 69H49V72L51 71ZM59 69H60V68H59ZM85 69H86V68H85ZM85 69H81V71L79 70V71H80V74L82 73V70H85ZM107 69H109V68L107 67ZM125 69H126V68H125ZM128 69H129V71H131L130 67H129ZM132 69H133V68H132ZM149 69L152 71L154 68H149ZM168 69H169V68H168ZM181 69H182V68H181ZM237 69H238V68H237ZM245 69H246V67H245ZM39 70H40V69H39ZM47 70H48V68L46 69V71H47ZM88 70H89V69H88ZM116 70L118 71L119 69H116ZM144 70H145V69H144ZM162 70H163V69H162ZM183 70H184V69H183ZM187 70H188V69H187ZM191 70H192V69H191ZM248 70H249V69H248ZM253 70H255V68H254ZM17 71H18V70H16L15 73L18 74ZM21 71H22V70H21ZM35 71H36V70H35ZM46 71H44V72H46ZM52 71H51V72H52ZM56 71H58V70H56ZM56 71H55V72H56ZM60 71H62V70H60ZM89 71H91V70H89ZM97 71H98V69H97ZM100 71H101V70H100ZM100 71H99V72H100ZM119 71H120V70H119ZM126 71H127V69H126ZM146 71H147V70H146ZM151 71L149 72V74H151ZM155 71H158L157 68H156V70H154V72H155ZM169 71H173V70L170 69ZM169 71H168V72H169ZM185 71H186V69H185ZM193 71H194V70H193ZM222 71H223V70H222ZM228 71H229L230 74H231V71H230V70H228ZM244 71H245V70H244ZM0 72L2 73V71H0ZM22 72H23V71H22ZM33 72H34V71H33ZM39 72H40V71H39ZM39 72H36V74H35V73H34V74L37 75V73H39ZM42 72H43V71H42ZM44 72H43V73H44ZM47 72H48V71H47ZM47 72H46V73H47ZM55 72H54V73H55ZM69 72H71V71H69ZM72 72H71V73H72ZM92 72H93V71H92ZM92 72H91V73L89 72V73H90V74H93ZM123 72H124V71H123ZM132 72H133V71H132ZM144 72H145V71H144ZM159 72L161 73V70H159ZM159 72H158V73H159ZM166 72H167V71H166ZM187 72H188V71H187ZM190 72H191V71H190ZM216 72H217V71H216ZM216 72H215V73H216ZM237 72H238V70H237ZM237 72L234 71V73H237ZM1 73H0V75L3 76V75H4V71H3V74H1ZM13 73H14V72H13ZM15 73H14V75H15ZM89 73H88V75H90ZM95 73H96V72H95ZM101 73H102V72H101ZM107 73H108V71H107ZM109 73H110V72H109ZM112 73H113V72H112ZM127 73H129V72H127ZM135 73H136V71H135ZM142 73H143V72H142ZM158 73L155 74V76L158 75ZM160 73H159V74H160ZM170 73H171V72H169V74H170ZM178 73H179V72H178ZM180 73L183 74L185 77H186V75H187V73H186V75H185V74L182 73L181 71H180ZM188 73H189V72H188ZM215 73L213 74L214 76L212 75V77H214V80H213L212 78L209 77L210 79H212L213 83L217 80V79H215ZM245 73H246V72H245ZM254 73H255V72H254ZM263 73H264V72H263ZM19 74H20V72H19ZM19 74H18V76H17L18 78H19ZM23 74H24V73H23ZM23 74H21V75H23ZM34 74H33V75H34ZM47 74H49V73H47ZM56 74H58V73H56ZM76 74H79V73H76ZM80 74H79V76L81 77ZM83 74H84V72H83ZM131 74H132V73H130V75H131ZM136 74H137V75H136ZM136 74H135V75L138 76L139 73H136ZM181 74H180V75H181ZM230 74H229V75H230ZM248 74H249V73H248ZM257 74H258V73H257ZM11 75H12V74H11ZM35 75H34L33 77L36 78L37 76H35ZM39 75H40V74H39ZM39 75H38V76H39ZM50 75H51V73H50ZM50 75H48V76H50ZM53 75H54V74H53ZM88 75H87V76H88ZM104 75H105V74H103V76H104ZM108 75H109V74H108ZM110 75H112V74H110ZM114 75H115V74H114ZM119 75H120V72H119ZM140 75H141V74H140ZM140 75H139V76H140ZM144 75H146V79H147V73L144 74ZM151 75H153V74H151ZM164 75H165V73H164ZM167 75H168V73H167ZM167 75H166V76H167ZM216 75H217V73H216ZM222 75H223V73H222ZM225 75H226V77H227V74H226V73H225L223 76H225ZM254 75H255V74H254ZM4 76H5V75H4ZM4 76H3V77H4ZM66 76H67V74H66ZM72 76H73V75H72ZM74 76H73V78H74V80H75V77H74ZM77 76H78V75H77ZM79 76H78V79H77V80L81 81L82 79L79 78ZM84 76H85V74H84ZM96 76H99V75H96ZM103 76H102V77H103ZM125 76H126V75H125ZM127 76H128V75H127ZM132 76H134V74H133ZM132 76H131V77H132ZM139 76H138V77H139ZM149 76H150V75H148V78H151V77H149ZM158 76H159V75H158ZM166 76H165V77H166ZM168 76H169V75H168ZM181 76H182V75H181ZM181 76H180V77H181ZM187 76H189V75H187ZM190 76H191V75H190ZM203 76H204V75H203ZM247 76H248V75H247ZM3 77H0V78L3 79ZM5 77H6V76H5ZM39 77H40V76H39ZM42 77H43V76H42ZM51 77H52V75H51ZM64 77H65V76H64ZM93 77H94V75H93ZM93 77H90V76H89V78H91V79H93ZM100 77H101V76H100ZM102 77H101V78H102ZM109 77H110V76H109ZM118 77H119V76H118ZM120 77H121V76H120ZM129 77H130V76H129ZM138 77H137V78H138ZM141 77L143 78L144 76H141ZM159 77H161V76H159ZM173 77H175V76L173 75ZM173 77L171 76L172 81H174V80H176V79L179 78V77H178V78L175 77V79H174ZM12 78H13V77H12ZM23 78H24V76H23V77L21 76V79H23ZM43 78H44V80H45L46 77H43ZM65 78H66V77H65ZM65 78H63V79H65ZM71 78H72V77H71ZM83 78H85V77H83ZM89 78L87 77V80H89ZM121 78H124V77H121ZM126 78H127V77H126ZM126 78H125V79H126ZM137 78H135V80H136ZM161 78H162V77H161ZM161 78H159V79H161ZM1 79H0V80H1ZM8 79H9V78H7V80H8ZM48 79H49V77H48ZM52 79H53V78H52ZM57 79H58V78H57ZM95 79H96V78H95ZM98 79H100V78H98ZM98 79H97V80H98ZM104 79H106V78H104ZM116 79H117V78H116ZM140 79H141V78H140ZM154 79H155V77H154ZM159 79H156V80H158V82H159ZM173 79H174V80H173ZM182 79H184L183 76L181 77L180 80H182ZM207 79H208V78H207ZM219 79H220V78H219ZM229 79H230V77H229ZM231 79H232V78H231ZM231 79H230L229 82H230L231 84H233V81H234V80H231ZM260 79L262 80V78H260ZM5 80H6V79H5ZM5 80H4V81H5ZM7 80L4 82V84L8 83ZM13 80L15 81V79H13ZM53 80H55V79H53ZM53 80L50 79L51 82H52ZM70 80H71V79H70ZM83 80H84V79H83ZM87 80H84V81H87ZM119 80H120V79H119ZM121 80H123V79H121ZM127 80H128V79H127ZM127 80H126V82H127ZM135 80H133V81H135ZM138 80H139V78H138ZM147 80H148V79H147ZM150 80H151V79H150ZM156 80H155V83H154V84H155V87H157V86H158V87L161 86V89H163V91H162V90H160V88H159V91H162V92H163V93L160 92L161 94L159 93V95H162V94L164 95V94H165V97H166V94H167L166 92H167V90L170 88V86H171V84H172L171 81H170V83H171L170 86L168 85L169 87H168L167 84H165V82H164L165 85H164V84H162V85H164L166 88H164V87L162 88V85H158V82H156ZM169 80H170V79H169ZM196 80H198V79H196ZM196 80H195V81H196ZM199 80H200V81H199ZM199 80H198V81L201 82V79H199ZM235 80H236V79H235ZM8 81H9V80H8ZM18 81H20V80H18ZM22 81H23V80H21V82H22ZM34 81H36V80H34ZM71 81H72V80H71ZM79 81H78V82H79ZM90 81H91V80H90ZM130 81H131V80H130ZM130 81H129V82H130ZM141 81H142V79H141ZM145 81H146V80H145ZM162 81H164V80H160V84H161ZM190 81H191V80H189V82H190ZM226 81H227V80H226ZM2 82H3V81H2ZM43 82H44V81H43ZM43 82H42V84H44ZM57 82H58V81H57ZM82 82H83V81H81V83H82ZM91 82H92V81H91ZM93 82H95V83H99V82L94 81V80H93ZM106 82H107V80H106ZM113 82H115V81H113ZM121 82H122V81H120V83H121ZM124 82H125V81H124ZM124 82H123V83H124ZM143 82H144V81H143ZM143 82H142V83H143ZM151 82H152V81H151ZM166 82H167V81H166ZM174 82H175V81H174ZM181 82H182V81H181ZM189 82L184 81V82H182V84H181L180 81H178V83H180L181 85H186V86H189V87H190L189 84H192V83H194V82H190V83H189ZM209 82H211V81H209ZM260 82L263 83V81H260ZM13 83H14V82H13ZM23 83H24V82H23ZM39 83H40V82H39ZM45 83H46V80H45ZM47 83H48V81H47ZM49 83H50V82H49ZM49 83H48V85H49ZM54 83L57 84L55 81H54ZM54 83H52V84H54ZM71 83H72V82H71ZM71 83H70V84H71ZM76 83H77V82H76ZM88 83H89V82H88ZM111 83H112V82H111ZM111 83H110V84H111ZM136 83H137V82H136ZM142 83H141V84H142ZM156 83H157V85H156ZM167 83H168V82H167ZM175 83H176V82H175ZM230 83H229V84H230ZM261 83H260V84H261ZM0 84H3V83H0ZM4 84H3V85H4ZM40 84H41V83H40ZM50 84H51V83H50ZM52 84H51V85H52ZM55 84H54V87H55ZM77 84L80 85V82L77 83ZM77 84H75V85H77ZM83 84H84V83H83ZM90 84H91V83H90ZM100 84H101V83H99V84L97 85V88L95 87L96 84H95L94 86H92V85H93V84H92V85H91V88H94V87H95L96 90L99 89V90H97V91H98V92L100 91L101 94L104 93L103 91H106V94H107V93H108V90H107L108 88H107V86H110V85H103V84H106L105 81H104L103 84H101V85H103L104 87L102 86L103 89H101V88H98L99 86H101ZM107 84H108V83H107ZM116 84H117V83H115V85H116ZM118 84H119V83H118ZM118 84H117V87H116V88H118ZM125 84H126V83H125ZM130 84H132V82L129 83V85H130ZM173 84H174V83H173ZM187 84H188V85H187ZM194 84H195V85H194ZM194 84H192V87H193V86H196L198 83L196 84V82H195ZM201 84H202V83H201ZM206 84H209L208 81L205 82V85H206ZM216 84H219V82L214 83L213 85H216ZM231 84H230V85H231ZM235 84H236V83H235ZM32 85H34V84L32 83ZM48 85L46 84V87H47ZM68 85H69V84H68ZM72 85H73V83L71 84V86H72ZM85 85H86V83H85ZM85 85H83L84 87H82V88H85ZM87 85H88V84H87ZM111 85H112V84H111ZM119 85H120V84H119ZM121 85H122V84H121ZM123 85H124V84H123ZM139 85H140V83H139ZM139 85H138V86H139ZM142 85H143V84H142ZM142 85H140V86H141L142 88H144ZM175 85H176V84H174L173 88H175ZM198 85H200V84H198ZM203 85H204V84H203ZM205 85H204V87H205ZM225 85H227V83L224 84V86H225ZM21 86H22V87L18 86V87L20 88V90H21V88L24 87L22 84H21ZM36 86H37V85H36ZM36 86H35V88H33V89H34V90H35V89L37 90V92H36V90H35V92H36V94L38 95V93H39L38 90H40V89H37ZM44 86H45V85H44ZM44 86H43V87H44ZM69 86H70V85H69ZM81 86H82V84H81ZM81 86H80V88H81ZM88 86H89V85H88ZM88 86L86 87L87 89L89 88ZM113 86H114V85L110 86V87H111V91H112V89H113ZM136 86H137V84H136ZM145 86H146V84H145ZM153 86H154V85H153ZM153 86L151 85V87H153ZM216 86H217V85H216ZM216 86H215V88H216ZM233 86H234V85H233ZM14 87H15V86H14ZM18 87H17V89H18ZM37 87H39V86H37ZM65 87H66V86H65ZM119 87H122V86H119ZM128 87H131V86H128ZM132 87H134V85H133ZM141 87H139V88L142 89ZM177 87H178V84L176 85V89H177ZM192 87H190V88L192 89ZM197 87H198V86H197ZM197 87H195V88H197ZM201 87H202V86H200V88H201ZM204 87H203V89H204ZM209 87H210V85H208V86L206 85L205 88H207V90H208ZM225 87H226V86H225ZM11 88H12V87H11ZM47 88H48V87H47ZM57 88H58V87H57ZM57 88H56V89H57ZM67 88H68V87H67ZM114 88H115V86H114ZM153 88H154V87H153ZM167 88H168V89H167ZM179 88H183V87H182V86H181V87L179 86ZM195 88L192 89V90H196V91H197V89H195ZM212 88H213V87H212ZM219 88H220V87H219ZM230 88L232 89V86H230ZM256 88H257V87H256ZM23 89H25V88H23ZM52 89H53V86H52L51 90H52ZM87 89H85V90H87ZM100 89H101V90H100ZM118 89H119V88H118ZM122 89H123V88H122ZM122 89H120L119 91H122V93H123V90H124V89H123V90H122ZM125 89H126V88H125ZM129 89H130V88H129ZM137 89H138V88H137ZM140 89H139V91H140ZM147 89L149 90L150 88H147ZM147 89H146V90H147ZM154 89H155V88H154ZM156 89H157V88H156ZM165 89H166V92H164ZM176 89H175V94H176V99H177V96L180 95V94H181L180 92H182V91H181V89H180V92H177L179 89H177V90H176ZM217 89H218V88H217ZM217 89H216V90H217ZM227 89H228V88H227ZM231 89H230V90H231ZM15 90H16V89H15ZM18 90H19V89H18ZM20 90H19V92H20ZM44 90H46V89L44 88ZM60 90H61V88H60ZM85 90H84V91H85ZM88 90H89V89H88ZM131 90H132V89H131ZM134 90H135V89H134ZM144 90H145V88H144ZM146 90L144 91L146 94H148V96H146V97H147L148 99H151V98H149V93H147L148 91L146 92ZM152 90H153V89H152ZM152 90H151V92H152ZM157 90H158V89H157ZM173 90H174V89H173ZM182 90L184 91L185 89H182ZM200 90H201V89H200ZM200 90H198V91H200ZM207 90H206V91H207ZM212 90H213L214 92L216 91V90H214V88H213V89L210 88V90H208L207 92H210V91L212 92ZM230 90H229V91H230ZM234 90H235V89H234ZM234 90L232 89L233 94H234ZM10 91H11V90H10ZM12 91L14 92V90H12ZM12 91H11V92H12ZM16 91H17V90H16ZM21 91H23V90H21ZM46 91H47V90H46ZM46 91L43 92V93H45V96L47 95V94H46ZM57 91H58V90H57ZM73 91H74V90H73ZM78 91L81 92L80 90H78ZM101 91H102V92H101ZM116 91H117V89H116ZM129 91H130V90H129ZM139 91H136V92L133 91V92H135V93L137 94V93H139ZM187 91H190V90L187 89ZM206 91L203 90V92H206ZM226 91H227V90H226ZM235 91H236V90H235ZM237 91H238V90H237ZM244 91H245V90H244ZM49 92H50V91H49ZM69 92H70V94H71L72 91H69ZM74 92H75V91H74ZM79 92L76 91V94L79 93ZM82 92H83V91H82ZM113 92H115V90H114ZM130 92H131V91H130ZM149 92H150V90H149ZM156 92H157V91H156ZM156 92H153V93H155V95H156V94H157ZM168 92H169V90H168ZM176 92H177V93H176ZM185 92H186V90H185ZM191 92H192V91H191ZM194 92H195V91H194ZM201 92H202V91H201ZM203 92H202V93H203ZM207 92H206V94H207ZM214 92H212V93H214ZM216 92H217V91H216ZM227 92H228V91H227ZM238 92H239V91H238ZM257 92H258V91H257ZM20 93H21V92H20ZM20 93H19V94H20ZM22 93H23V92H22ZM22 93H21V94H22ZM33 93H34V92H33ZM63 93H66V92H63ZM86 93H87V92H84V94H86ZM117 93H118V92H117ZM171 93H172V92H171ZM171 93H170V96H171ZM178 93H179V94H178ZM189 93H190V92H189ZM192 93H193V92H192ZM198 93H199V92H198ZM221 93H222V91H221ZM230 93H232V92H230ZM235 93H236V92H235ZM242 93H243V92H242ZM21 94H20L19 97H21ZM39 94H40V93H39ZM41 94H42V93H41ZM49 94H50V93H49ZM84 94H83V95H84ZM95 94H96V93H95ZM95 94H94V95H95ZM111 94L113 95L112 92H111ZM119 94H121V92H120ZM119 94H118L117 96H120ZM124 94H126V91L124 92ZM127 94H128V93H127ZM132 94H133V93H132ZM140 94H141V93H140ZM172 94H174V92H173ZM177 94H178V95H177ZM185 94H186V93H185ZM193 94L195 95V94H197V92H196V93H193ZM193 94H191V95H193ZM208 94H210V93H208ZM215 94H217V93H215ZM215 94H213V95H215ZM239 94H240V93H239ZM258 94H259V93H258ZM6 95H7V94H6ZM83 95H82V96H83ZM96 95H97V94H96ZM153 95H154V94H153ZM163 95L161 96V98H159L160 96H158V94H157L156 97H154V98H156V99L159 98V99L162 101V100L164 99V98H163V97H164ZM168 95H169V94H168ZM181 95H182V94H181ZM186 95H187V94H186ZM191 95L189 94L188 98H187L185 95H182V96H180V98H181V97H184V96H185L184 99H186V98H187V99H190L189 97H192V98L195 97L194 95H193L194 97L191 96ZM198 95L200 96V94H197V97H198ZM202 95H204V93L201 94V96H202ZM211 95H212V94H211ZM217 95H218V94H217ZM227 95H228V94H227ZM259 95H260V94H259ZM26 96H27V95H26ZM32 96H33V94H32ZM39 96H40V95H39ZM39 96H37V97H39ZM42 96H43V95H42ZM50 96H52V95H50ZM57 96H58V94H57ZM57 96L55 97L56 99H54V100L52 99V101L57 100ZM68 96H70L69 93H68ZM68 96H67V97H68ZM72 96H73V93H72ZM79 96H80V95H79ZM85 96H86V95H84V97H83L82 99H84V100L86 99V100H87L88 102H90V103H91V102H94V101H95L94 103H96L97 101L99 102V101L101 100V98L99 97L98 100H94V99H93V101H90V100H92L93 96L91 95V98H90V97H87L88 95H87L86 97H85ZM105 96H106V95H105ZM107 96H110V93H109V95H107ZM126 96H127V95H126ZM126 96L122 95V96H120V97H122V98L124 97V98H125ZM128 96H129V99H130V100L128 99V97L126 98V100H128V101L130 102V101H131V98H134V97H133L134 94L132 95V97H130V95H128ZM137 96H138V95H137ZM151 96H152V93H151ZM173 96H174V95H173ZM243 96H244V95H243ZM247 96H248V95H247ZM252 96H253V94H252ZM10 97H11V95H9V98H10ZM13 97H14V96H13ZM13 97H12V98H13ZM23 97L25 98L24 95H23ZM23 97H22V98H23ZM29 97H30V96H29ZM40 97H41V96H40ZM40 97H39V98H40ZM58 97H59V96H58ZM70 97H71V96H70ZM80 97H81V96H80ZM135 97H136V96H135ZM197 97H196V98H197ZM207 97H209V96H207ZM231 97H232V96H231ZM237 97H238L237 99L240 98L239 96H237ZM244 97H245V96H244ZM262 97H263V95H262ZM3 98H4V97H3ZM24 98H23V99H24ZM31 98H33V97H31ZM43 98H44V96H43ZM43 98H42V100H43ZM46 98H47V97H46ZM53 98H54V96H53ZM71 98H72V97H71ZM77 98H78V96H77ZM104 98H105V97H104ZM112 98H114V97L112 96ZM122 98H121V99H122ZM124 98H123V100H124ZM138 98H141V97L138 96ZM138 98H137V99H133L135 105H137V101H138V106H137V108L135 107V105H132V106L130 105V109L133 110V108H131V107L134 106V107H135L134 109H137V111H138V110H139V109H138L139 105L142 104V106H143V104L146 103L145 101H147V100H146L147 98H145V97H144L145 100H143V98H141V99H142L141 101H143V102H141ZM154 98H153L151 101H152V102L157 101V102H155V104H156V103H159V104L161 105V104L163 103V102H161V101L158 102V100H155ZM162 98H163V99H162ZM167 98H168V96H167ZM171 98H172V97H171ZM200 98H201V97H200ZM203 98H205V96H204ZM203 98H201V99H203ZM214 98H215V99H214V101H215V100H216V97H214ZM233 98H236V96H233ZM14 99H16V98H14ZM19 99H20V98H19ZM35 99L38 100V98H35V97H34L33 102H34ZM47 99H50V98H47ZM79 99H81V98H79ZM82 99H81V100H82ZM105 99H106L105 104H102V103H100L99 105H97L98 103L95 104L96 107H97V106H99V107H98L97 109H96V107H95L96 110L93 108L94 111H93V110H92V111L95 112V113H93V114L91 113V110H90L91 105H92L93 103H91V104L88 103L89 106H90V107H89V106H88V107H89L90 113H91L92 115L89 114V113H88V114L91 115V116H93V117H96L97 120H96V119H95V120L98 121V123L101 121V122L103 123L104 126H107V123H106V122H107V118H108V116L110 117L112 114L114 115V113H113L114 110H111L112 113L109 114L108 108H109L110 105L112 104V101H113V100L111 101V100H109V99H107V98H105ZM110 99H111V96H110ZM115 99H116V98H115ZM118 99H119V98H118ZM244 99H245V98H244ZM249 99H250V98H249ZM260 99H261V98H260ZM260 99L258 100V103H257V104L261 103V100H260ZM5 100H7L6 97H5ZM11 100H12V99H11ZM36 100H35V101H36ZM42 100H41V101H42ZM81 100H80V101H81ZM107 100H108L109 102H108ZM126 100H124V101H126ZM153 100H154V101H153ZM164 100H165V99H164ZM164 100H163V101H164ZM205 100H206V99H205ZM205 100H203V101L201 100L202 102H204V104H203L204 106H203V105L199 104V103H201V102L198 101V100L196 99V101L199 102V103L196 104V105H198V106L201 105V107L203 106V107H202V108H203V111H204L203 113H204L206 116L208 115L207 117L209 118V120H210L212 123L215 124L216 121H217V119H218L217 115H215V111H216V110H215L214 112H212V109H213V108L211 109V108L209 107V104H208V103L205 104V102H208V101H207L208 99H207L206 101H205ZM209 100H210V99H209ZM218 100H219V98H218ZM240 100H242V97H241ZM255 100H256V98H255ZM255 100H254V101H255ZM44 101H46L45 103H51L50 100H49V101H48V100H44ZM47 101H48V102H47ZM78 101H79V100H78ZM78 101H77V99H76V102H77V103H78ZM104 101H105V100L103 99L102 102H104ZM110 101H111V102H110ZM128 101H127V102H128ZM169 101H170V100H169ZM174 101H176V100H174ZM190 101H191V100H190ZM192 101L194 102V101H195V98H194ZM192 101H191V102H192ZM196 101H195V102H196ZM210 101H211V100H210ZM220 101H222V100H220ZM242 101H243V100H242ZM246 101H247V98H246ZM254 101H253V102H254ZM263 101H264V98H263ZM7 102H8V101H7ZM9 102H12V101H9ZM14 102H15V101H14ZM21 102H22V101H21ZM38 102H39V104H41L40 101L38 100V101L36 102V103H37L36 105L33 104L34 107L37 108V105H39ZM67 102H69V100H68ZM100 102H101V101H100ZM107 102H108L109 104L111 103V104L109 105V107L107 106V104H108ZM113 102H114V101H113ZM139 102H140V103H139ZM152 102H151V103H152ZM171 102H172V101H171ZM171 102L168 103L170 106H172V105H174V104L176 103V102H175V103L172 102L173 104H170ZM191 102H187V104H188V103L190 104ZM211 102H212V101H211ZM235 102H236V101H235ZM235 102H234V103H235ZM253 102H252V103H253ZM15 103H16V102H15ZM42 103H43V101H42ZM58 103H59L60 106H61L62 101H61V103L57 101L56 106H57V105L59 106ZM80 103L82 104V101H81ZM117 103H118V102H117ZM117 103H116V104H117ZM120 103H121V102H120ZM125 103H126V102H124V104H125ZM148 103H149V102H148ZM164 103H165V102H164ZM180 103H182V102H181V99H180ZM183 103H185V102H183ZM263 103H264V102H263ZM263 103H262V104H263ZM0 104H1V102H0ZM5 104H6V102H5ZM10 104H11V103H10ZM19 104H21V103H19ZM54 104H55V103H54ZM63 104H66V103L64 102V100H63ZM63 104H62V105H63ZM69 104H70V103H69ZM83 104H86V106L84 105L85 108H84V107L81 108L82 106H80V108H81L82 110L84 109V111L87 112V110H86V109H87V108H86V107H87V102L84 103V101H83ZM83 104H82V105H83ZM113 104H114V103H113ZM131 104H133V101H131ZM159 104L156 105L157 108H155V109H153L155 106H154V107H153V106L150 107V108H151V110H150L151 112H153V110L155 111V112H153V113H154L153 116H156L155 113H157V114L159 113V115H157L156 118L153 117L154 119H152V120H155V119L158 118V116H160V113H161L160 111L162 110L160 107H161V106L163 107L164 104H162L160 107H159ZM185 104H186V103H185ZM187 104L185 105V108L188 107ZM193 104H194V103H193ZM213 104H214V103H213ZM219 104H220V103H219ZM239 104H240V103H239ZM247 104H250V102H248ZM8 105H9V103H8ZM8 105H7V106H8ZM43 105H44V103H43ZM52 105H53V103H52ZM73 105H74V104H73ZM117 105H118V106H117ZM117 105H114V106L112 105L113 107L111 106L110 108L114 109V107H115V110H118V109H116V106H117L118 108H120L121 106H119V104H117ZM145 105H147V104H145ZM190 105H191V104H190ZM215 105H216V104H215ZM236 105H237V104H236ZM244 105H245V104H244ZM253 105H254V104H253ZM253 105L250 104L249 106H250V107H253ZM255 105H256V104H255ZM255 105H254V106H255ZM259 105H261V104H259ZM259 105H256V106H255V107L257 108L256 110H259V109H260V107H259V109H258V106H259ZM263 105H264V104H263ZM263 105H262V107H263ZM5 106H6V105H5ZM14 106H16V105H14ZM17 106H18L19 108L21 107V106H19L18 104H17ZM17 106H16V108H15V109H16L15 111L12 110L13 112H15V114H17V113H16L17 108H18ZM23 106H24V105H23ZM60 106H59V107H60ZM71 106H72V105H71ZM75 106H76V105H75ZM125 106H126V105H125ZM147 106H148V105H147ZM166 106H168V105H166ZM186 106H187V107H186ZM198 106H197V107H198ZM226 106H227L226 109L231 113V112L233 111V108H234V107H232V106H233L232 101L229 103V100H228V102H226ZM237 106H238V105H237ZM1 107H2V105H1ZM11 107H12V105H11ZM11 107L9 106L10 110H11ZM28 107H29V106H28ZM54 107H55V106H54ZM62 107H63V106H62ZM62 107H61V109H62ZM73 107H74V106H73ZM93 107H94V104H93ZM107 107H108V108H107ZM144 107H145V106H144ZM190 107H191V106H190ZM197 107H196V108H197ZM201 107L199 106L198 108H200V110H201V109H202ZM222 107H223V105H222ZM222 107H221V108H222ZM228 107H229L230 109H232V110L230 111V110L228 109ZM238 107H239V106H238ZM262 107H261V108H262ZM4 108H5V107H2V109H4ZM19 108H18V110H19ZM23 108L25 109V106H24ZM23 108H21V109H23ZM65 108H66V107H65ZM142 108H143V107L140 108V109L142 110V112H141V110H139V111L141 112V113L139 112V115H141V118L143 119V117H142L143 115H142V114H144V115L147 114V115H148V110H149V108L146 107V109H148V110H146L145 108H144V109H142ZM158 108L161 109L160 111L158 110L159 112H157V110H156V109H158ZM170 108H171V107H170ZM196 108H193V107H192V110H193V109H196ZM198 108L196 109V112H198V111H197V110H199ZM218 108H219V106H218ZM223 108H224V107H223ZM253 108H254V107H253ZM7 109H8V108H6L5 111H7ZM12 109H14V107H13ZM26 109H27V108H26ZM29 109H30V108H29ZM46 109H47V108H46ZM74 109H75V107H74ZM152 109H153V110H152ZM164 109H165V107H164ZM166 109H168V108H166ZM166 109H165V111L167 112ZM176 109H177V108H176ZM181 109H182V108H181ZM189 109H190V108H189ZM215 109H216V108H215ZM219 109H220V108H219ZM235 109H236L237 111L239 110L238 108H236V106H235L234 110H235ZM251 109H252V108H251ZM262 109H263V108H262ZM262 109H261V110H262ZM42 110L44 111V109H42ZM76 110H78V109H77V106H76ZM76 110H74L73 112L75 113ZM144 110H146V112H145ZM172 110H173V109H172ZM223 110H224V109H223ZM254 110H255V109H254ZM256 110H255V111H256ZM263 110H264V109H263ZM0 111H1V108H0ZM3 111H4V110H3ZM12 111H11V112H12ZM27 111H28V110H27ZM46 111H47V110H46ZM46 111H45V112H46ZM123 111H124V110H123ZM133 111H134V110H133ZM135 111H136V110H135ZM135 111L133 112L134 115H135ZM137 111H136V112H137ZM150 111H149V113H150ZM169 111H170V109H169ZM173 111H174V110H173ZM180 111H181V110H180ZM180 111H179V112H180ZM183 111H184V110H183ZM183 111H182V112H183ZM185 111H187V113L189 114V111H188V110L185 109ZM255 111H254V112H255ZM1 112H2V111H1ZM7 112L10 114V116H8L9 121H10V120L13 121L14 119H12V118L14 117L15 114H13V116H12V115H11V112H9V110H8ZM49 112H50V111H49ZM116 112H117V111H116ZM143 112H144V113H143ZM190 112H191V109H190ZM216 112H218V111H216ZM222 112H223V111H222ZM222 112H221V113H222ZM225 112H226V111H225ZM239 112H240V111H239ZM259 112H260V111H259ZM259 112L257 111L258 114H259ZM261 112H262V111H261ZM263 112H264V111H263ZM24 113H26V112H24ZM31 113H32V112H31ZM34 113H37V110H35ZM62 113H63V112H62ZM62 113L60 112V115H61ZM79 113L83 114L84 112L82 113V112L79 111ZM79 113H78V114H79ZM131 113H132V112H131ZM131 113H130L129 115H131ZM180 113H181V112H180ZM187 113H186V114H181V115H183V116L185 115V116H186ZM191 113H193V112H191ZM236 113H237V112H236ZM257 113H256V114H257ZM18 114H19V113H18ZM22 114H23V113H22ZM46 114H47V113H46ZM66 114H67V113H66ZM66 114H65V115H66ZM81 114H80V115H81ZM88 114H87V117L89 118V115H88ZM136 114H137V115H136V116H137V120L134 118L136 121L134 120L133 122L138 123L137 121H139V120L141 121V118H140V117L138 118V113H136ZM164 114H166V113H164ZM178 114H179V113H178ZM194 114H195V112H194ZM200 114H201V113L198 112V116H199ZM228 114H229V113H228ZM19 115H20V114H19ZM23 115H24V114H23ZM30 115H31V114H30ZM132 115H133V114H132ZM132 115H131V116H132ZM134 115H133V116H134ZM147 115H146V117H148ZM149 115H150V114H149ZM161 115H162V114H161ZM173 115H174V114H173ZM189 115H190V114H189ZM201 115H202V114H201ZM226 115H227V114H225L224 116H226ZM229 115H230V114H229ZM232 115L234 116L235 113L232 112ZM262 115H263V113H262ZM25 116H26V114H25ZM36 116H37V114H36ZM36 116H35V117H36ZM38 116H39V115H38ZM44 116H46V115L44 114ZM47 116H48V114H47ZM47 116H46V118H47L48 120H46V121H47V123H48V121H49V117H47ZM50 116H51V114H50ZM55 116H56V115H55ZM55 116H54V117H55ZM73 116H75V115L73 114ZM115 116H117L116 113H115ZM121 116H124V115L121 114ZM127 116H128V115H127ZM131 116H130V117H131ZM133 116H132V118H133ZM163 116H164V115L160 116V119H159V118H158V119H159L160 121H162ZM187 116H188V115H187ZM195 116H196V115H195ZM203 116H204V115H203ZM230 116H231V115H230ZM242 116H243V115H242ZM244 116H245V115H244ZM246 116L248 117V114H246ZM259 116H261V115H259ZM6 117H7V116H6ZM6 117H5V118H6ZM16 117H17V116H16ZM16 117H14L15 120L17 119ZM19 117H21V116H19ZM27 117H29V116L27 115ZM52 117H53V116H52ZM54 117H53L52 119H55ZM56 117H58V116H56ZM60 117H61V116H60ZM85 117H86V116H85ZM85 117H84V119H85ZM87 117H86V118H87ZM130 117H129V118H130ZM134 117H135V116H134ZM144 117H145V116H144ZM146 117H145V118H146ZM149 117H152V115L149 116ZM149 117H148V118H149ZM161 117H162V119H161ZM171 117H172V116H171ZM181 117H182V116H181ZM189 117H190V116H189ZM192 117H194V116H192ZM192 117H190V119H193ZM196 117H197V116H196ZM196 117L193 119L192 123H191V120H190V122H189L190 125H192V127H193L195 124H197V122L195 121V120H196ZM199 117H201V116H199ZM207 117H206V119H208ZM234 117L236 118V116H234ZM263 117H264V116H263ZM25 118H26V117H25ZM30 118H32V117L30 116ZM40 118H41V117H40ZM61 118H62V117H61ZM71 118H72V117H71ZM88 118H87V119H88ZM115 118H116V117H115ZM118 118H119V117H118ZM123 118H126V117H123ZM132 118H130V119L133 120ZM175 118H176V117H174V118L172 117L171 119L174 120ZM185 118H186V117H185ZM187 118H188V117H187ZM187 118H186V119H187ZM197 118H198V117H197ZM229 118L232 119L233 117H229ZM241 118H242V117H241ZM245 118H246V117H245ZM260 118H261V117H260ZM26 119H27V118H26ZM52 119H51V120H52ZM82 119H83V117H82ZM111 119H112V118H110V120H111ZM113 119H114V117H113ZM113 119H112V120H113ZM171 119H170V120H171ZM177 119H178V118H177ZM199 119H200V118H199ZM219 119H221V118H219ZM219 119H218V122L220 121ZM238 119H240V118H238ZM238 119H237V120H238ZM242 119H244V117H243ZM258 119H259V118H258ZM2 120H3V121H2ZM2 120H1V122H3V124H4V119H2ZM19 120H20V118H19ZM23 120H24V119H23ZM28 120H30V119H28ZM35 120H37V119L35 118ZM51 120H50V121H51ZM55 120H56V119H55ZM57 120H58V119H57ZM59 120H60V119H59ZM71 120H72V119H71ZM93 120H94V119H93ZM104 120H105V122H104ZM126 120H128V119H126ZM144 120L147 121V119H144ZM149 120H150V118H149ZM200 120H201V119H200ZM225 120H227V119H225ZM244 120L246 121V119H244ZM252 120H253V118H252ZM254 120L257 121V119H254ZM261 120H262V119H261ZM6 121H7V120L5 119V122H6ZM20 121H21V120H20ZM20 121H18V122L15 121V123H14V122H13V123L11 122L12 124H10V125L8 126L9 131H10V132L8 131V132L10 133V134L8 133V136H10L11 134H13L14 136H16V135H15L16 130H17L16 127H17V125L20 126L21 123H22V122L20 123ZM25 121H26V120H25ZM30 121L32 122V120H30ZM30 121H29V122H30ZM50 121H49V122H50ZM72 121H74V120H72ZM118 121H119V120H118ZM174 121L176 122V120H174ZM198 121H199V120H198ZM207 121H208V120H206V123L210 122V121H208V122H207ZM228 121H229V120H228ZM231 121H232V120H231ZM249 121H250V120H249ZM1 122H0V123H1ZM27 122H28V121H27ZM31 122H30V123H31ZM42 122H43L42 125L45 126L43 120H42ZM52 122H53V121H52ZM54 122H55V121H54ZM88 122L91 123V125H93V123L90 122L89 119H88ZM101 122H100V123H101ZM120 122H121V121H120ZM149 122H150V121H149ZM171 122H172V121H171ZM175 122H174V123H175ZM177 122H178V121H177ZM183 122H184V121H183ZM187 122H188V121H187ZM187 122H184V124L187 123ZM193 122H194V123H193ZM202 122H203V120H202ZM218 122H217V123H218ZM241 122H243V120H242ZM250 122H251V121H250ZM252 122H253V121H252ZM252 122H251V123H252ZM33 123H34V122H33ZM38 123H39V122H37V124H38ZM77 123H78V122H77ZM98 123H97V125H98ZM108 123H110V122H108ZM117 123H118V122H117ZM122 123H123V122H122ZM136 123H134V124H136ZM144 123H145V121H144ZM153 123L155 124V126H157V125H156L157 122H154V121H153ZM169 123H170V121H169ZM169 123H168V124H169ZM172 123H173V122H172ZM178 123H179V124L176 125V126H179V125H180V122H178ZM189 123H188V125H189ZM244 123H246V122H243V125H244ZM254 123H255V122H254ZM258 123H259V122H258ZM6 124H7V122L5 123V125H2V124H1V125H2V126H6ZM34 124H35V123H34ZM34 124H33V125H34ZM95 124H96V123H95ZM110 124H111V123H110ZM110 124H108L107 127H109ZM134 124H133V125H134ZM140 124H141V122H140ZM176 124H177V123H176ZM184 124H183V127L186 125V124H185V125H184ZM200 124H201V123H200ZM209 124H210V123H209ZM226 124H227V123H226ZM226 124H225V125H226ZM239 124H240V123H239ZM239 124H238V125H239ZM241 124H242V123H241ZM241 124L239 125V126H240L239 128H241ZM260 124H262V123L260 122L258 127H260ZM38 125H39V124H38ZM38 125H37V127H38ZM48 125H49V124H48ZM51 125L53 126V124H51V122H50V125H49V126H50V129H52V128H51ZM103 125H102V126H103ZM111 125H112V124H111ZM126 125H128V123H127ZM136 125H139V124H136ZM158 125H159V123H158ZM170 125H171V124H170ZM190 125H189V127H190ZM198 125H199V124H198ZM212 125H213V124H212ZM215 125H218V124H215ZM227 125H228V124H227ZM234 125H235V124H234ZM252 125H253V123H252ZM19 126H18V127H19ZM30 126H32V125L30 124L29 127H30ZM44 126H43V128H46V127H44ZM104 126H103V127H104ZM117 126H119V125H117ZM117 126H116V128H117ZM131 126H132V124H131ZM134 126H135V125H134ZM142 126H143V125H142ZM153 126H154V125H152V127H153ZM172 126H173V128L176 127V126H174V125H172ZM180 126H182V125H180ZM199 126H200V125H199ZM205 126H206V125H205ZM213 126H214V125H213ZM244 126H245V125H244ZM248 126H250L249 123H248L247 127H248ZM253 126H255V125H253ZM261 126H262V125H261ZM24 127H25V126H24ZM54 127H55V124H54ZM61 127H62V126H61ZM61 127H60V129H61ZM68 127H69V126H68ZM91 127H92V126H90V128H91ZM107 127H106V128H107ZM110 127H111V126H110ZM125 127H127V126H125ZM152 127H151V128H152ZM159 127H160V125H159ZM159 127H158V128H159ZM168 127H170V126H168ZM183 127H181V129H183ZM189 127H188V128H189ZM200 127H201V126H200ZM217 127H218V126H215V128H217ZM226 127H227V126H225V128H226ZM229 127H230V126H229ZM250 127L252 128V130H251V128L248 129V130H250L251 132H253V131H255L256 129H258V128H253L252 126H250ZM31 128H32V127H31ZM43 128H42V130H43V131H46V130H44ZM95 128H96V127H95ZM99 128H100V127H99ZM118 128H119V129H115V130H114L113 128H108V131H109V129H110V130L113 129V130H114L113 133L116 134L115 132H117V130H120V131H118V132H120V133H119L120 135H121L122 130H125V131H124L125 133L128 131V130L125 129V128L123 129V128H122V125H121V127H118ZM151 128H150V132H151ZM203 128H204V127H203ZM206 128H207V127H206ZM211 128H213V127H211ZM234 128H237V129H238V127H233V129H234ZM261 128H262V127H261ZM263 128H264V126H263ZM3 129H4V128H2V129L0 128V130H3ZM6 129H7V127L5 128V130H6ZM19 129H20V127L18 128V130H19ZM21 129H22V127H21ZM62 129H63V128H62ZM69 129H70V128H69ZM74 129H76V127H74ZM78 129H79V128H78ZM81 129L84 131V133H88V130H90V133H91V129H92V128H91V129L86 128V129H88L86 132H85V129H83L82 127H81ZM96 129H98V126H97ZM103 129H104V128H103ZM121 129H122V130H121ZM133 129H134V128H133ZM161 129H162V128H161ZM161 129H159L160 131H158V129L155 130L156 132H158V133H157V136H158L157 138H159V139H158L159 141H160V139L162 140V137H163V136L165 137V136L167 135V134L163 135L164 133L162 132L163 130L161 131ZM170 129H171V127H170ZM170 129H169V132L171 131ZM175 129L177 130V128H175ZM185 129H187V126H185V128H184V133H187L188 131H186ZM189 129H192V128H189ZM189 129H187V130H189ZM228 129H229V128H228ZM230 129H231V127H230ZM230 129H229V130H230ZM18 130H17V131H18ZM29 130H30V128H29ZM38 130H39V128H38ZM53 130H54V129H53ZM55 130H56V129H55ZM65 130H66V129H65ZM76 130H77V129H76ZM79 130H80V129H79ZM100 130H101V129H99L98 131L101 132ZM126 130H127V131H126ZM152 130H153V128H152ZM200 130H201V129H200ZM200 130H198V131L200 132ZM229 130H228V131H229ZM248 130H246L247 132H245V133L250 132V131H248ZM259 130H260V129H259ZM259 130H258V132H257V135H260L261 137L263 136L262 139H263V143H264V133H262L263 135H261V133H259ZM30 131H31V130H30ZM48 131H49V130H48ZM83 131H82V134H84ZM102 131H104V132H101V134H102V133H104V134L106 133V129H105V130H102ZM111 131H112V130H111ZM172 131H174V130H172ZM178 131H179V127H178ZM185 131H186V132H185ZM198 131L196 132L197 134L199 133ZM208 131H210V130H208ZM208 131H207V132H208ZM216 131H217V130H216ZM233 131H235V129H234ZM240 131H241V130H240ZM240 131H238V132H240ZM256 131H257V130H256ZM256 131H255V132H256ZM21 132H23V131L21 130ZM27 132H28V131H27ZM60 132H61V131H60ZM73 132H74V131H73ZM118 132H117V134H118ZM131 132H132V131H131ZM147 132H148V131H147ZM176 132H177V131H176ZM214 132H215V131H214ZM220 132H221V131H220ZM229 132H231V130H230ZM229 132H228V133H229ZM235 132H237V131H235ZM235 132H234V133H235ZM241 132H242V131H241ZM255 132H254V135H253V136L251 135L252 137L248 138V136H250V135H248V136L246 137L247 139H250V141H253L254 144H253V142L251 143L249 140L245 142V143L247 144V145H245V146H246V147H249V146H250V149H252V150L257 149V147L259 148V146H260V145H259L260 143H258V141H256V140H259V141H260V138H261V137L259 138L258 136H256V133H255ZM2 133H3V132H2ZM42 133H43V132H42ZM46 133H47V132H46ZM46 133L44 132V134H46ZM55 133H57V132H55ZM107 133H108V132H107ZM132 133H133V132H132ZM132 133H129V131H128V134H127V133H126V134H127V136H128L129 134H132ZM178 133H179L180 136H181V139H180V140H182V138H185V137H186V136H185V137H182L183 134H181V130H180ZM178 133H177V134H178ZM182 133H183V132H182ZM190 133H191V130H190ZM200 133H203V131L200 132ZM210 133H211V132H210ZM224 133H225V131H224ZM228 133H227V135H228ZM245 133H244V134H245ZM258 133H259V134H258ZM16 134H17V133H16ZM24 134H26V133H24ZM28 134H30V133L28 132ZM28 134H27V135H28ZM31 134H32V133H31ZM31 134H30V135H31ZM34 134H35V133H34ZM44 134H42V137H43ZM49 134H51V133H48V135H49ZM92 134H93V133H91V135H92ZM99 134H100V133H99ZM104 134H102V137L104 136ZM119 134H118V135H119ZM122 134H123V132H122ZM126 134H125V135H126ZM133 134H134V133H133ZM136 134H137V133H136ZM161 134H162L163 136H162ZM174 134H175V131L172 133L171 136H170V134L167 135V137H168L167 140H168V141L166 142V141L162 140L161 143H163V141H164L165 144H160V143H159L160 146L157 148V149L159 150L158 153L160 154V152H162V153H163V158H164V156H165V158H166V160H167V161L165 162V161L163 160V158H161V159L163 160L162 162L165 164L164 166H168V167H166V170H164V172H163V173H165L166 175H165V174H162V175H161L162 178H159V179H158V180L161 179V180H160V183H164L166 188H167V187L169 188L168 184H169V185H170L171 183H172L173 185L176 184L175 181H176L177 179H176L174 176H175V175H180V174H179L180 172H181V173L184 172V173L182 174V176H185V171H186V172H189V170L192 169L193 166H195V168H201V167H199L200 164L198 165V163L196 164L195 162H196L197 158H199V160H200V159H203V158L205 157V151H203V149L200 150V148H201L200 146H199V149L197 148V150H195V149L192 150V149H191V151H190V150L188 151V149H184V151H185L184 153H185V154H182V153H181V154H178L177 151H179V150L176 151V148H175L176 145H175V147H174L173 145H171L172 143L174 144V141H175V138H174V137H176V136H174ZM177 134H176V135H177ZM188 134H189V132H188ZM193 134H194V133H193ZM197 134H195V135H197ZM206 134H207V133H206ZM206 134H205V135H206ZM236 134H237V133H235V135H236ZM32 135H33V134H32ZM35 135H36V134H35ZM55 135H56V134H55ZM62 135H63V134H62ZM80 135H81V132H80L79 136H80ZM97 135H98V134H97ZM97 135H96V136H97ZM120 135H119V136H120ZM139 135H142V134H139ZM159 135H160V136H159ZM184 135H185V134H184ZM191 135H192V134H191ZM200 135H202V134H200ZM200 135H197V136H198L199 138H201L202 136H200ZM203 135H204V134H203ZM223 135H224V134H223ZM240 135H241V133H239V136H240ZM19 136H21V135H19ZM44 136H46V135H44ZM60 136H61V135H60ZM81 136H82V135H81ZM105 136H107V135L105 134ZM109 136H110V135H108V137H109ZM112 136H113V135H112ZM119 136H118V137H119ZM127 136L124 137V135H123V137H124L125 139H126ZM135 136H136V135H135ZM137 136H138V135H137ZM137 136H136V137H137ZM143 136H144V135H143ZM155 136H156V135H155ZM155 136H154V137H155ZM173 136H174V137H173ZM177 136H178V135H177ZM180 136H179L178 138H180ZM216 136H217V133H216ZM216 136H215V137H216ZM228 136H230V133H229ZM228 136H227V137H228ZM254 136H256V137H254ZM16 137H17V136H16ZM16 137H14V138H16ZM34 137H35V136H34ZM46 137H47V136H46ZM50 137H51V136H50ZM136 137L132 136V138H131L130 135H129V137H127L128 139H130V140H129V143H128V141H127L128 139L125 140L124 138L122 139V137H121V138H118V140H117V141H119V142H120V140H121V142H120L121 145L119 144L120 146L123 145V143H122L123 140H124L123 142L126 141V145H124V146H127L126 148H128V149H127V150H128V155H127V156H126L127 153H125V152L123 153V155L121 154V153H122V151H121L122 149H121V150L114 149V152H113V151H109V149L111 150V148H109V149L106 150V151H108V152H107L108 155H106V154H105V155L108 156V157L110 156V157H109L110 159H113L114 157H115V159H117V158H118V157H117V154H116V156L114 155L115 150H117L116 152L120 151L119 154H121V155H119V156H120L121 158H125L126 164H127L128 166H130V167H134V165H135V167L137 166V168H132V170L134 171V169H135L136 172H137V173L139 174V176H140V174H141V175H144V174H145V171H146V170H145L144 168H146V167L143 166L144 168H140V166H138L139 163H138V162L136 161V159H135L136 156H137L138 154H140V151H141L140 149H143V148H141L142 145H141V147H140V145H138V143H140V138H141V137H140L139 139L136 138ZM154 137H153V139H151V141L154 140ZM195 137H196V136H194V138H195ZM206 137H209V135H207ZM236 137H237V136H236ZM236 137H235V140L238 139V138L236 139ZM257 137H258L259 139H258ZM8 138H9V137H8ZM17 138H19V137H17ZM32 138H33V137H32ZM47 138H48V137H47ZM47 138H44V140L47 141V140H46ZM104 138H105V137H104ZM104 138H103V139H104ZM109 138H112L113 140L115 139L114 137H109ZM109 138H108V139H109ZM155 138H156V137H155ZM157 138H156V139H157ZM178 138H176V139H178ZM224 138H225V136H224ZM228 138H229V137H228ZM228 138H227V139H228ZM230 138L232 139V136H230ZM252 138H253V140H252ZM2 139H3V138H2ZM52 139L55 140V138H52ZM66 139H67V138H66ZM73 139H74V138H73ZM81 139H82V137H81ZM91 139H92V136H91ZM119 139H120V140H119ZM137 139H138V140H137ZM165 139H166V137H165ZM213 139H214V138H213ZM231 139H230V140H231ZM8 140L10 141V139H8ZM14 140H15V139H14ZM14 140H13L12 142H14ZM17 140H18V142H19V139H17ZM17 140H16V141H17ZM54 140H52V141H54ZM58 140H59V139H58ZM78 140H79V139H78ZM110 140H111V139H109V141H107V142H110ZM113 140H111V141H113ZM143 140H145V138H144ZM146 140H147V139H146ZM178 140H179V139H178ZM183 140H184V139H183ZM204 140L206 141V138H204ZM228 140H229V139H228ZM228 140H227V141H228ZM232 140H233V139H232ZM232 140L230 141V143H226V146H228V145L230 146V144L232 143ZM235 140H234V141H235ZM240 140H241V139H240ZM3 141H4V140H3ZM45 141H44V144H45ZM50 141H51V140H50ZM52 141H51V142H52ZM55 141H56V140H55ZM55 141H54V142H55ZM82 141L85 142V139H82ZM94 141H95V140H94ZM155 141H156V140H155ZM227 141H226V142H227ZM18 142H16V143H18ZM42 142H43V141H42ZM48 142H49V138H48ZM58 142H61V141H58ZM74 142H76V141H74ZM87 142H89V141H87ZM92 142H93V140H92ZM113 142H114V141H113ZM142 142L145 143V145H147V146H148L149 143H150V142L148 143L147 141H146V142H145V141H141V143H142ZM153 142H154V141H153ZM178 142H180V141H178ZM228 142H229V141H228ZM239 142H240V141H239ZM239 142H238V143H239ZM248 142H250V144H249ZM16 143H15V144H16ZM20 143H21V142H20ZM22 143H23V142H22ZM27 143H28V142H27ZM61 143H62V142H61ZM67 143H68V142H67ZM82 143H83V142H82ZM90 143H91V141L89 142V144H90ZM127 143H128V145H127ZM168 143H170V146H171L170 150L172 151V148L174 147V148H175V152H176L178 155H181V156L176 157L177 155H176V156L174 155L173 159H172V158H168L167 156H169V154H170V153L167 151V144H168ZM194 143H195V142H194ZM198 143H199V142H198ZM198 143H197V144H198ZM44 144H43V145H44ZM53 144H54V143H53ZM53 144H52V145H53ZM71 144H72V143H71ZM108 144H109V143H108ZM108 144H107V145H108ZM124 144H125V143H124ZM150 144L152 145L153 143H150ZM156 144H157V143H156ZM175 144H177V147L180 149V145H181V144L178 145V143H176V142H175ZM195 144H196V143H195ZM199 144H200V143H199ZM222 144H224V143H222ZM239 144H240V143H239ZM256 144H257V146H256ZM55 145H56V144H55ZM57 145H58V144H57ZM63 145H64V144H63ZM82 145H84V144H82ZM82 145H81V149H82V147H84V146H82ZM90 145H91V144H90ZM102 145H103V143H102ZM119 145H118V146H119ZM143 145H144V144H143ZM151 145H149V146H151ZM168 145H169V144H168ZM193 145H194V144H193ZM237 145H238V144H237ZM252 145L255 146V149H254V146H252ZM9 146H10V145H9ZM9 146H7V147H9ZM11 146H12V145H11ZM18 146H19V144H18ZM45 146H46V145H45ZM61 146H62V144H61ZM85 146L88 147V146L86 145V143H85ZM103 146H104V145H103ZM105 146H106V145H105ZM105 146L102 147V146H101V143H100V148L102 147V149H103V148L106 149ZM111 146L114 147L115 145H110V147H111ZM147 146H146V147H147ZM149 146H148V147H149ZM153 146L156 147L154 144H153ZM153 146H151V147H153ZM183 146H185V145H183ZM231 146H232V145H231ZM231 146H230V147H231ZM234 146H235V145H234ZM238 146H239V145H238ZM251 146H252L253 148H251ZM263 146H264V145H263ZM57 147H59V146H57ZM63 147H64V146H63ZM66 147H67V146H66ZM86 147H85V148H86ZM91 147H92V146H90V148H91ZM108 147H109V145H108ZM108 147H107V148H108ZM143 147H144V146H143ZM146 147H144L145 150H146ZM148 147H147V148H148ZM154 147H153V148H154ZM181 147H182V146H181ZM187 147H188V146H187ZM197 147H198V146H197ZM202 147H203V146H202ZM224 147H225V146H224ZM232 147H233V146H232ZM246 147H245V148H246ZM24 148H25V146H24ZM40 148H41V147H40ZM42 148H43V147H42ZM69 148H70V147H69ZM76 148H77V147H76ZM78 148H80V147L78 146ZM93 148H94V145H93ZM95 148H96V146H95ZM97 148H98V150H99V147H97ZM115 148H116V147H115ZM139 148H140V149H139ZM153 148H152V149H153ZM183 148H186V147H183ZM183 148H182V149H183ZM225 148H226V147H225ZM237 148H238V147H237ZM242 148L245 149L244 147H242ZM262 148H263V147H262ZM8 149H9V148H8ZM44 149H45V148H44ZM50 149H51V147H50ZM55 149H56V148H55ZM55 149H54V150H55ZM91 149H92V148H91ZM102 149H101V150H102ZM112 149H113V148H112ZM144 149H143V150H144ZM222 149H224V148H222ZM226 149H227V148H226ZM228 149H229V147H228ZM18 150H19V149H18ZM59 150H60V149H59ZM83 150H84V149H83ZM86 150H87V149H86ZM101 150H100V152H101ZM173 150H174V149H173ZM186 150H187V151H186ZM204 150H205V149H204ZM207 150H208V149H207ZM231 150H232V148H231ZM245 150H246V149H245ZM252 150H251V151H252ZM263 150H264V148H263ZM13 151H14V150H13ZM21 151H22V150H21ZM96 151H97V150H96ZM148 151H149V150H148ZM148 151H147V152H148ZM153 151H155V150H153ZM153 151H151V153H152ZM180 151H181V150H180ZM182 151H183V150H182ZM228 151H229V150H227L226 153H229V152H230V151H229V152H228ZM246 151H247V150H246ZM246 151H243V152H246ZM248 151H249V148H248ZM257 151H258V150H257ZM8 152H9V150L7 151V153H8ZM11 152H12V150H11ZM17 152H18V151H17ZM42 152H43V151H42ZM42 152H40V153H42ZM54 152H55V151H54ZM60 152H61V151H60ZM60 152H59V153H60ZM71 152H72V151H71ZM94 152H95V151H94ZM109 152H110V155H109ZM147 152H146V153H147ZM224 152H225V150H224ZM22 153H24V152H22ZM95 153H96V152H95ZM98 153H99V152H98ZM98 153H97V154H98ZM112 153H113L114 157H113ZM146 153H144V155H145ZM168 153H169V154H168ZM196 153L199 154V156H196V155H195ZM248 153L250 154V152H248ZM251 153H252V152H251ZM258 153H259V152H258ZM24 154H25V153H24ZM70 154H72V153H70ZM88 154H89V153H88ZM124 154H125V155H124ZM147 154H149V152H148ZM223 154H225V153H223ZM234 154H235V153H234ZM238 154H240V152H238ZM254 154H255V153H254ZM10 155H11V154H10ZM21 155H23V154H20L19 157H20ZM94 155H95V154H94ZM151 155H152V154H151ZM151 155H150V156H147V157H146V155H145V156L143 157V159L140 158V159L144 160V161H143V164H149V161H150V160H153L154 158H156V156L158 157V155L155 154V153H154V156L156 155L155 157H154V156H151ZM161 155H162V154H161ZM226 155H228V154H226ZM226 155H225V156H226ZM241 155L243 156V153H242ZM241 155H240V157H241ZM245 155H246V153H244V157H245ZM257 155H258V154H257ZM7 156H8V155L6 154L5 159H6ZM24 156H25V159H26V157H27L26 154H25ZM24 156H23V157H24ZM68 156H71V155H68ZM103 156H104V155H103ZM159 156H160V155H159ZM170 156H171V154H170ZM220 156H221V155H220ZM235 156H237V155H235ZM249 156H251V154H250ZM254 156H256V155H254ZM259 156H260V154H259ZM19 157H18V158H19ZM39 157H40V156H39ZM55 157H56V156H55ZM65 157H66V156H65ZM72 157H74V154H73ZM72 157H71V158H72ZM87 157H91V155H88ZM96 157H99V156L96 155ZM111 157H113V158H111ZM116 157H117V158H116ZM120 157L118 158L119 160L121 159ZM138 157H139V155H138ZM140 157H141V155H140ZM153 157H154V158H153ZM244 157H241V159H240L239 156H238L239 160H241V161H238V159H237V160L235 161V164H233V165H234V167H236L235 165H237V167H239V168L236 167V168H237V169H236V168L230 166L231 168H234V170H236V171H235L234 174H233V171H234V170L232 169V171H230L229 173L226 174L227 177H225V178H227V179L229 180L230 177L232 178V177L235 175V178L237 179L238 176H236V174H238L239 171L242 170V169L240 168L242 165L244 166V167L242 166V168H246V169H247V167L249 168L250 166H251L250 168L253 167L252 164H251V162L248 163V161L251 160V159H248V158H247V155H246L245 158H244ZM3 158H4V157H3ZM9 158H10V156H8L7 160H5V161H10ZM16 158H17V157H16ZM60 158H61V157H60ZM68 158H69V157H68ZM206 158H207V157H206ZM254 158H257V157H254ZM260 158H261V157H260ZM22 159H23V158H22ZM102 159H103V158H102ZM110 159H109V160H110ZM118 159L116 160V163H115V161H113V163H114L115 165H118V164H120V163L122 162V159H121L120 161H119ZM138 159H139V158H138ZM242 159H243V161H242ZM258 159H259V158L255 159V160H258ZM13 160H14V159H13ZM66 160H67V159H66ZM214 160H216V159H214ZM221 160H222V156H221ZM247 160H248V161H247ZM261 160L263 161V159H261ZM44 161H46V160L44 159ZM55 161H56V158H55ZM139 161H140V160H139ZM202 161H203V160H202ZM226 161H227L226 159H223L222 162H221L222 165H226V164H229V163H230V162L228 163V162H226ZM229 161H231V159H230ZM237 161H238V162H237ZM0 162H3V163H4L3 159H2V161H0ZM13 162H14V161H13ZM16 162H17V161H16ZM16 162H15V163H16ZM88 162H89V161H88ZM117 162H118V164H117ZM119 162H120V163H119ZM242 162H243V163H242ZM245 162H246V163H245ZM3 163H2V164L0 163V164L3 165ZM40 163H41V162H40ZM109 163H110V162H109ZM152 163H153V162H152ZM154 163H155V162H154ZM159 163H161V161H159ZM215 163H217V162H215ZM215 163H214V164H215ZM236 163H237V164H236ZM238 163H240V164H238ZM247 163H248V164H247ZM260 163L262 164V162H260ZM260 163H258V164H260ZM4 164L7 165L6 162H5ZM8 164H9V163H8ZM42 164H43V162H42ZM42 164H41V166H42V170H41V169H40V170L37 169L40 173H39L37 170H36V172L31 171L32 174L34 173L33 176H31V177L36 176V175H35L36 173L41 174L42 171H43V172H42V176L44 175L45 177H47V176L50 175L51 172H47V171H46L45 174H44V170H45V169L43 170V166H45V165H42ZM44 164H45V163H44ZM59 164H60V163H59ZM59 164H57V166H58ZM75 164H76V163H75ZM75 164H74V165H75ZM87 164H88V163H87ZM91 164H93V163H91ZM121 164H122V163H121ZM121 164L119 165V168L121 167V170L123 171L122 174H123L124 172L126 173V169H128L129 167L126 168V166L124 165V162H123V165H124V166H123V165L121 166ZM143 164H142V165H143ZM150 164H151V162H150ZM161 164H162V163H161ZM205 164H206V162H205ZM244 164H245V165H244ZM246 164H247V165H246ZM249 164H251V165H249ZM1 165H0V167H1ZM6 165H5V166H6ZM18 165H19V164H18ZM32 165H34V164H32ZM38 165H39V163H38ZM65 165L67 166V163H66ZM94 165H95V164H94ZM94 165H92L93 168H95ZM103 165H104V164H103ZM106 165H107V164H106ZM115 165H114V167H115ZM162 165H163V164H162ZM162 165H161V166H162ZM197 165H198V166H197ZM212 165H213V164H211V166H212ZM233 165H232V166H233ZM238 165H239V166H238ZM240 165H241V166H240ZM248 165H249V166H248ZM3 166H4V165H3ZM5 166H4V167H5ZM20 166H22L21 163H20ZM39 166H40V165H39ZM52 166H53V165H52ZM62 166H63V165H62ZM78 166H79V165H77V167H78ZM99 166H102V165H99ZM149 166H150V165H149ZM155 166H156V165H155ZM157 166H158V165H157ZM161 166H160V169H161ZM196 166H197V167H196ZM208 166H209V164H208ZM246 166H247V167H246ZM260 166H261V165H260ZM260 166H259V167H260ZM63 167H64V166H63ZM77 167H76V169H77ZM86 167H87V166H86ZM86 167H85V168H86ZM205 167H207V166L205 165ZM209 167H210V166H209ZM209 167H207V168H209ZM221 167H222V166H221ZM18 168H19V166H18ZM20 168H21V167H20ZM36 168H37V167H36ZM38 168H40V167H38ZM47 168H48V167H47ZM47 168H46V169H47ZM51 168H52V167H51ZM65 168H66V167H65ZM67 168H68V167H67ZM117 168H118V166H117ZM122 168H124V169H122ZM125 168H126V169H125ZM151 168H153V166H152ZM154 168H155V167H154ZM202 168H203V167H202ZM219 168H220V164H215V166L213 165L212 167H210V168L208 169V173H209V174H207L205 171H202L203 173L205 172V174L203 175L202 178H203V179H206V178H207V175H210V174H212L213 172H216L217 169H219ZM231 168H229V169L227 168V169L230 170ZM261 168H262V167H261ZM0 169H1V168H0ZM63 169H64V168H62V171H63V172H64V170L67 171V169H64V170H63ZM70 169L72 170V167H71ZM115 169H116V168H115ZM115 169L113 168V170H115ZM157 169H159V168H157ZM160 169H159V170H160ZM162 169H163V167H162ZM203 169H204V168H203ZM71 170H68V171H71ZM88 170H89V169L87 168V171H88ZM94 170H95V169H94ZM96 170H98V169L96 168ZM116 170H117V169H116ZM118 170H120V169H118ZM118 170H117V171H118ZM121 170H120V171H121ZM124 170H125V171H124ZM132 170H131V173H133V175H134L135 172H133ZM159 170H157V171H159ZM182 170H184V171H182ZM194 170H195V169H194ZM194 170H193V171H194ZM197 170H198V169H197ZM201 170H202V169H201ZM224 170H225V169H224ZM228 170H227V171H228ZM243 170H244V169H243ZM243 170H242V171H243ZM249 170H250V169H249ZM257 170H258V169H257ZM257 170L253 167V171L257 172ZM2 171H3V170H2ZM29 171H30V170H29ZM34 171H35V170H34ZM51 171H52V170H51ZM73 171H75V170H73ZM87 171H86V172H87ZM149 171H150V169H149ZM149 171H147V172H149ZM151 171L153 172V169H152ZM173 171H175V172H176V171H180V172H179L178 174H174ZM253 171H252V172H253ZM258 171H259V170H258ZM58 172H59V171H58ZM88 172H89V171H88ZM110 172H111V170H110ZM152 172H151V173L149 172V173H150V176H148V177L150 178V180H151V178H152V176H151ZM196 172H197V171H196ZM196 172H195V173L192 172V173H194V174H191V175H193V177L191 176V177H192V178H191L192 180H193V178L195 179V176L198 177V176H200L201 173H202V172H201V173L199 172L200 175H199V174L196 175ZM222 172H223V171H222ZM231 172H232V173H231ZM249 172H250V171H249ZM46 173L49 174V175L46 176ZM64 173H68V172H64ZM118 173H119V171H118ZM137 173H136L135 175H138ZM154 173H155V174L158 173V172L156 173V169H155V172H154ZM176 173H177V172H176ZM190 173H191V172H190ZM235 173H236V174H235ZM250 173H251V172H250ZM257 173H258V172H257ZM257 173H256V174H257ZM27 174H31V173H27ZM32 174H31V175H32ZM39 174H37V175H38V178H39ZM85 174H86V173H85ZM108 174H110V173H108ZM155 174H154V175H155ZM159 174H160V171H159ZM159 174H157V175L159 176ZM173 174H174L173 177L176 179L175 181H173V180H174V178L172 177ZM218 174H219V173H218ZM230 174H231V175H230ZM240 174H241V172H240ZM240 174H239V175H240ZM242 174H243V173H242ZM253 174H255V173H253ZM0 175H2V174H0ZM3 175H4V174H3ZM3 175H2V177H3ZM25 175H26V174H24V176H25ZM112 175H113V174H112ZM135 175H134V176H135ZM157 175H155V176L157 177ZM188 175H189V174H188ZM194 175H195V176H194ZM216 175H217V174H216ZM232 175H233V176H232ZM258 175H259V174H258ZM22 176H23V175H22ZM29 176H30V175H28V178H29ZM40 176H41V175H40ZM82 176H83V175H82ZM94 176H95V175H94ZM98 176H100V175L98 174ZM125 176H126V175H125ZM125 176H124V175H121L120 177H121L122 179H125ZM218 176H219V175H218ZM218 176H217L216 178L213 179V180L217 179V181H213V180H212V182H216V183L218 182V183H220V180H221V182H226L225 179L223 180L222 174L220 175L222 178H221L220 176H219V177H220V178H219ZM241 176H242V175H241ZM255 176H256V175H255ZM8 177H9V176H8ZM26 177H27V175H26ZM31 177H30V178H31ZM58 177H59V176H58ZM80 177H81V176H79V178H80ZM83 177H84V176H83ZM95 177H97V175H96ZM100 177H102V176H100ZM144 177H145L144 180H146V178H147V177H146V174L144 175ZM171 177H172V179H171ZM186 177H187V176H186ZM239 177H240V176H239ZM245 177H246V179H247V176H245ZM251 177H253V176H251ZM257 177H258V176H257ZM0 178H1V176H0ZM9 178H10V177H9ZM38 178H37V176H36V179H38ZM59 178H60V177H59ZM98 178H99V177H98ZM126 178H128V175H127ZM154 178H155V177H154ZM154 178H153V179H154ZM212 178H213V177H212ZM212 178H211V179H212ZM233 178H234V177H233ZM235 178H234V179H235ZM243 178H244V177H243ZM254 178H255V177H254ZM254 178H252V179H254ZM24 179H25V178H24ZM34 179H35V178H34ZM39 179H40V180H37V181H41V177H40ZM42 179H43V178H42ZM46 179H48V177H47ZM49 179H50V176H49ZM51 179H52V176H51ZM60 179H61V178H60ZM81 179H82V178H81ZM84 179H85V178H84ZM87 179H88V178H87ZM99 179H100V178H99ZM99 179H98V180H99ZM101 179L103 180V178H101ZM128 179H131V180H129V182H130V181H133V180H132L133 177H132V178H128ZM139 179H140V177H139ZM147 179H148V178H147ZM170 179H171V182H170ZM179 179H180V176H179ZM185 179H186V180L188 179L189 181H186ZM185 179L183 178V179H181V180H182V181H186V182H187V185H188L189 182H191L190 175H189V178L187 177V178H185ZM218 179H219V180H218ZM236 179L234 180V181H235V184H237ZM240 179H241V178H240ZM1 180H3V179L1 178ZM10 180H12V179L10 178ZM64 180H65V179H64ZM71 180H72V179H71ZM112 180H113V179H112ZM115 180H116V179H115ZM140 180H143V179H140ZM167 180H168V181H167ZM231 180H232V179H231ZM238 180H239V178H238ZM241 180H242V179H241ZM243 180L245 181V179H243ZM254 180L258 182V178L254 179ZM6 181H7V180H6ZM12 181H13V180H12ZM12 181H11V182H12ZM23 181H24V180H21V183H22ZM26 181H27V180H26ZM32 181H33V180H32ZM32 181H31V182H32ZM34 181H35V180H34ZM37 181H36V182H37ZM46 181H47V180H46ZM52 181H53V180H52ZM84 181H85V180H84ZM86 181H87V180H86ZM104 181H105V180H104ZM146 181H147V180H146ZM155 181H156V180H155ZM166 181H167V182H166ZM209 181H210V180H209ZM209 181H207L208 183L206 182L207 185L209 184ZM1 182H3V181H1ZM9 182H10V181H9ZM31 182H30V183H31ZM36 182H35V183H36ZM41 182H42V181H41ZM41 182H40V183H41ZM54 182H55V181H53V182H51V183H54ZM58 182H60V181H58ZM72 182H73V181H72ZM100 182L102 183V181H100ZM100 182H99V183H100ZM122 182H123V181H122ZM138 182H139V181H138ZM149 182H150V181H149ZM186 182H184V183H186ZM248 182H250V181H248ZM253 182H254V181H253ZM3 183H5V182H3ZM3 183H2V184H3ZM15 183H17V185H18V182L15 181ZM21 183H19V186H18V187H15V186H14V188H13L11 185H9V188H8L7 185H5V184L1 185V183H0V210L2 211V212H0V214H1V213H4V212H5V214H6V212L9 213V212L13 209V206H12V205H13V203H14L17 199H19V201L22 200V201L20 202L21 204L24 203L25 206H26V204L28 205L27 202L30 201V200L28 199L29 196H30V194H29L28 197H27L28 194H27L26 192H25V193H26L27 195H26V194H23V192H24V190H25V187H27V185H28V182H27V185H26V183H24V182H23L22 184H21ZM33 183H34V182H33ZM33 183H31V184H32V187L30 186L31 184H29L28 186H30L31 188H33V186H34ZM49 183H50V180H49V182H48V185L46 184V186H51V185H50L51 183H50V184H49ZM70 183H71V182H70ZM105 183H106V182H105ZM131 183H132V187H133V183H134V181L128 183V184H130V188H131ZM145 183H148V182H144V184H145ZM156 183H157V182H156ZM158 183H159V181H158ZM210 183H211V182H210ZM216 183H215V184H214V183H211V184L216 185ZM226 183H227V182H226ZM226 183H225V184H226ZM239 183H240V181H239ZM242 183H243V182H241V184H242ZM6 184H7V183H6ZM13 184H14V181H13ZM13 184H12V185H13ZM20 184H21L22 187L20 186ZM23 184H24V186H23ZM54 184H55V183H54ZM85 184H87V183L85 182ZM85 184H84V185H85ZM97 184H98V183H97ZM138 184H139V185H136V186H135L137 190L139 189L138 186H140V187H143V186H144L143 183H141V184L138 183ZM142 184H143V186H142ZM152 184H153V183H152ZM172 184L170 185V188L172 187V189H171L170 191L172 192L173 189H174L175 192L173 191L172 194L170 195V197L173 196V195H179V194H181V195H182L181 197H183V191H184V192L186 191V190H184L185 186H184L183 184L180 183V184H181V185H180V187H181V192H179V194H177V193H178V192H177L178 189L176 188V189H177V190H176V189L174 188L176 185L173 186ZM178 184H179V183H178ZM225 184H223V185H225ZM251 184H252V183H251ZM254 184H255V183H254ZM4 185H5V186H4ZM17 185H16V186H17ZM25 185H26V186H25ZM40 185H42V184H40ZM43 185H45V184H43ZM99 185H101V184H99ZM105 185H106V184H105ZM120 185H121V184H120ZM122 185H123V184H122ZM122 185H121V186H122ZM124 185H125V184H124ZM197 185H198V184H197ZM205 185H206V184H205ZM226 185H227V184H226ZM238 185H239V184H238ZM238 185H237V186L235 185V187H237V188H238V187L241 188L240 185H239V186H238ZM255 185H256V184H255ZM35 186L37 187L36 184H35ZM88 186H89V185H88ZM93 186H95V185H93ZM103 186H104V183H103ZM108 186H109V185H108ZM108 186H106V188L104 187V188H105V191L108 190V189H107ZM150 186H151V185L148 184V187H150ZM152 186H153V188H157V187H154V185H152ZM177 186H178V185H177ZM190 186H191V185H190ZM227 186H228V185H227ZM241 186L243 187V185H241ZM244 186H245V184H244ZM248 186H249V185H247V187H248ZM20 187H21V188H24V189H23V192H21L22 190H21ZM38 187H39V186H38ZM44 187H45V186H44ZM58 187H59V186H58ZM101 187H102V186L99 187L100 189L98 188L100 191H101V189H102ZM115 187H116V186H115ZM122 187H123V186H122ZM126 187H129V185H128V186L125 185V190H127V191H131V190L133 191V190H134V188H132L131 190H128L129 188L126 189ZM137 187H138V188H137ZM145 187H146V186H145ZM148 187H147V188H148ZM165 187H164V185H163L164 190L166 189ZM178 187H179V186H178ZM196 187H197V186H195L194 188H192V189H193V190H192V193L194 192V190L196 189ZM201 187H202V186H201ZM214 187H215V186H214ZM254 187H255V186H254ZM10 188H11V189H10ZM15 188H16V189H15ZM27 188H28V187H27ZM39 188H40V187H39ZM73 188H74V187H73ZM77 188H78V187H77ZM80 188H81V187H80ZM83 188H84V187H83ZM83 188H81V189H83ZM86 188H87L88 192L91 191L90 189H88L89 187L86 186ZM96 188H97V187H96ZM96 188H95V189H96ZM109 188H110V186H109ZM143 188H144V187H143ZM198 188H199V187H198ZM202 188H203V187H202ZM237 188H234V189H235V190H234L235 192H236V189H237ZM239 188H238V189H239ZM12 189H14V190H13L14 192L12 191ZM43 189H44V188H43ZM43 189H42V191H43ZM63 189H64V188H63ZM63 189H62V190H63ZM71 189H72V188H71ZM81 189H80V191H81ZM91 189H92V188H91ZM95 189L93 188L92 190H95ZM98 189H96V190H98ZM106 189H107V190H106ZM110 189H111V188H110ZM110 189H109V190H110ZM120 189H121V188H120ZM144 189L147 190L146 193L148 194V189H152V188L150 187V188H148V189H146V188H144ZM160 189H161V186H160ZM160 189H159V191H160ZM203 189H206V186H205V188H203ZM212 189H213V188H212ZM219 189H220V188H218V190H219ZM257 189H258V188L254 189V190H257ZM20 190H21V191H20ZM27 190H28V189H27ZM36 190H37V189H36ZM74 190H75V189H74ZM78 190H79V189H78ZM84 190H85V188H84ZM103 190H104V189H102V192H103ZM116 190H117V189H116ZM123 190H124V187H123ZM137 190H135V191H136L135 194H134V191H133L132 193L130 192V195H129V192H128V194H127V193H126L127 191H126V192H125L126 194H125V195H122V196H123V197H126V196H127V197L129 198V201H131L132 203H133V202L136 203L137 200H138V197H137V196H139V194L136 196V193H138ZM141 190H142V189H141ZM155 190H156V189H155ZM155 190H153V191H155ZM157 190H158V189H157ZM157 190H156V192H157ZM229 190H230V189H229ZM232 190H233V189H232ZM239 190H240V189H239ZM251 190H253V189H251ZM11 191H12V192H11ZM15 191H18L19 193H22V194H23L24 196H26L27 198H26V197L24 198L23 195L20 196L21 194H18V195L16 194V195H14V194H15ZM25 191H26V190H25ZM37 191H38V190H37ZM44 191H45V190H44ZM82 191H83V190H82ZM85 191H86V190H85ZM110 191H111V190H110ZM117 191H119V190H117ZM200 191L202 192L203 190H202V189H200V190L197 189V193H199ZM204 191H205V190H204ZM204 191H203V193H204ZM206 191H207V190H206ZM234 191H233V192H234ZM28 192L30 193L31 191H28ZM88 192H87V193H88ZM93 192H94V191L90 192V194H91V193L94 194ZM119 192L122 193V191H119ZM123 192H124V191H123ZM143 192H144V191H143ZM149 192H150V191H149ZM176 192H177V193H176ZM190 192H191V191H190ZM190 192H189V193H190ZM201 192H200L199 194H201ZM229 192H231V191H229ZM233 192H232V193H233ZM251 192H252V191H251ZM16 193H17V192H16ZM34 193H35V191H34ZM70 193H71V192H70ZM95 193H96V192H95ZM98 193H99V191H98ZM108 193H109V192H108ZM110 193H111V192H110ZM165 193H166V192H165ZM167 193L170 194L169 190H167ZM174 193H176V194H174ZM197 193H195V196L197 195ZM205 193H206V192H205ZM260 193H261V192H260ZM37 194H38V192L36 193V195H37ZM72 194H73V192H72ZM77 194H78V193H77ZM79 194H82V193L79 192ZM79 194H78V195H79ZM92 194H91V196H92ZM96 194H97V193H96ZM102 194H103V193H102ZM111 194H112V193H111ZM111 194H108L109 197H110L109 199H111V196H112ZM123 194H124V193H123ZM142 194H143V193H142ZM144 194H145V192H144ZM144 194H143V196H144ZM149 194H150V193H149ZM149 194H148V195H149ZM159 194H160V193H159ZM161 194H162V193H161ZM161 194H160V195H161ZM199 194H198V195H199ZM220 194H221V193H220ZM31 195H32V194H31ZM94 195H95V194H94ZM98 195H99V194H98ZM104 195H105V194H104ZM113 195H115V194H113ZM148 195H147V196H148ZM153 195H154V194H153ZM166 195H167L166 197L169 196L168 194H166ZM217 195H219V194H217ZM223 195H224V194H223ZM227 195H228V194H227ZM229 195H235V193H233V194H229ZM250 195H251V194H250ZM15 196H16V197H15ZM38 196H40V195H38ZM41 196H42V195H41ZM87 196H88L87 198H89L90 195H87ZM91 196H90V197H91ZM106 196H107V195H106ZM115 196H116V197H120L119 193H118V196H117V193H116ZM115 196H113L112 198H115ZM122 196H121V197H122ZM141 196H142V195H141ZM147 196L145 197L146 199H147ZM179 196H180V195H179ZM179 196H177L176 198H175V196H173V197H174V199H172V200H173V204H175V201H176V203H177V202H179V200H181L180 198H178ZM193 196H194V195H193ZM195 196H194V197H195ZM237 196H238V195H237ZM17 197H18V198H17ZM20 197H21V198L23 197V198H24V201H23V199H20ZM34 197H35V200H36L35 203H36V202H37V198H36L37 196H35V194H34ZM93 197H94V196H93ZM93 197L90 198V199H93ZM98 197H99V198H98ZM98 197L96 196L97 199L95 200V202H96L98 199H101V198H100L101 196H98ZM123 197H122V199H124ZM139 197H140V196H139ZM170 197H168V198H170ZM173 197H172V198H173ZM194 197L191 198L192 201H194V200H193ZM207 197H208V196H207ZM212 197H213V196H212ZM228 197L231 198L230 196H228ZM234 197H235V196H234ZM239 197H240V196H239ZM15 198H17V199H15ZM72 198H73V197H72ZM84 198H85V196H84ZM140 198H141V200H140ZM140 198H139V200L142 201V198H143V197H140ZM145 198H143V199L145 200ZM151 198H152V197H151ZM151 198L149 197V202H150V203H148L149 206L152 207L151 209H153V210H154V209H159V210H160V208L157 207L155 201H153V203L151 202V201H152ZM158 198H159V197H158ZM197 198H198V196H197ZM197 198H195L196 203H197V201H198V200H196ZM209 198H210V197H209ZM221 198H222V197H221ZM221 198H220V199H221ZM237 198H238V197H237ZM27 199H28L29 201H28ZM31 199H32V198H31ZM38 199H39V197H38ZM42 199H44V198H42ZM47 199H48V198H47ZM47 199H46V200H47ZM118 199H119V198H118ZM135 199H136V200H135ZM150 199H151V201H150ZM177 199H178V200H177ZM183 199H184V197H183ZM217 199H218V198H217ZM217 199H215V200H217ZM226 199H228V198H226ZM239 199H240V198H239ZM25 200H26L27 202H25ZM39 200H40V199H39ZM71 200H72V199H71ZM81 200H83V202H84V199H81ZM107 200H108V196H107ZM139 200H138V202H140ZM155 200H157V198H156ZM168 200H169V199H168ZM168 200H167V199H164V201H167V203L165 202L166 204H168V205L170 204V205H171L172 202H171V203H168V202H170V201H168ZM170 200H171V199H170ZM172 200H171V201H172ZM174 200H175V201H174ZM201 200H203V199H201ZM207 200H208V199H207ZM211 200H212V199H211ZM222 200H223V199H222ZM234 200H235V199H234ZM234 200H232V201L234 202ZM33 201H34V200H33ZM47 201H48V200H47ZM73 201H75V200L73 199ZM85 201H86V200H85ZM135 201H136V202H135ZM188 201H189V200H188ZM223 201H224V200H223ZM17 202H18V201H17ZM87 202H92V201H88V199H87ZM98 202H99V200H98ZM107 202H108V201H107ZM143 202H144V201H143ZM158 202H159V201H158ZM183 202L185 203V201H183ZM205 202H206V201H205ZM219 202H220V201H219ZM224 202H225L226 205H227V204L230 205L229 203H226V202H228V201H224ZM253 202H254V201H253ZM18 203H19V202H18ZM29 203H30V202H29ZM37 203H38V202H37ZM37 203H36V204H37ZM70 203H72V202H70ZM124 203H125V201H124ZM124 203H122L121 205L123 206ZM134 203H133V204H127V207H128V205H130L129 207H130L131 209L136 208V205H134ZM141 203H142V202H141ZM146 203H147V202H146ZM151 203H152V204H151ZM179 203H181V201H180ZM179 203H177V205H180ZM187 203H188L187 208L190 207V209H191V206H194V203H195V202H194L193 204H191L192 202H187ZM187 203H186V204H187ZM214 203H215V202H214ZM236 203H237V202H236ZM14 204H17V203H14ZM36 204H35V206H36ZM42 204H43V202L41 203V201H40V202H39V206H36V208H38L39 210L37 211V209H34V211H35V212L37 211V212H40V213H41V211H42L43 208H44V206H42V207L40 206V205H42ZM104 204L107 205V203H103V204H101V205H104ZM137 204H138V203H137ZM150 204H151V205H150ZM158 204H159V203H158ZM189 204H190L191 206H190ZM207 204H208V203H207ZM232 204H233V203L231 202V206H232ZM29 205H30V204H29ZM31 205H33V203H32ZM76 205H77V204H76ZM106 205H105V206H106ZM115 205H117V204H115ZM143 205H145V202H144ZM159 205H160V204H159ZM161 205H162V204H161ZM164 205H165V204H164ZM51 206H52V205H51ZM54 206H55V205H54ZM105 206H104V208H105L106 210L109 211V209H107V207H105ZM113 206H114V204H113ZM138 206H139V208L141 209L142 213L145 212V211L142 210L143 207H140V203L138 204ZM141 206H142V205H141ZM147 206H148V205H147ZM174 206H175V205H174ZM174 206H173V207H174ZM206 206H208V205H206ZM231 206H230V207H231ZM233 206H234V205H233ZM244 206H245V205H244ZM30 207H31V206H30ZM39 207H41V208H39ZM48 207H49V206H48ZM55 207H56V206H55ZM62 207H63V206H62ZM114 207H115V206H114ZM116 207H118V206H116ZM116 207H115V208H116ZM150 207H149V209H150ZM173 207H171V208H173ZM235 207H236V205H235ZM26 208H27V206H26ZM31 208H32V207H31ZM91 208H92V207H91ZM110 208H111V206H110ZM147 208H148V207H147ZM171 208L169 209V207H167V209H169V211L171 210V213H172V210H173V209H171ZM174 208H176V207H174ZM178 208L180 209V206H179V207L177 206V209H178ZM192 208H193V207H192ZM214 208H215V207H214ZM236 208H237V207H236ZM238 208H240V207H238ZM242 208H243V207H242ZM24 209H25V208H24ZM40 209H42V210L40 211ZM50 209H51V208H50ZM58 209H59V208H58ZM89 209H90V207H89ZM112 209H113L114 211H113V210H110V211L116 212V211H115L116 209H114V208H112ZM119 209H120L122 215H123V212H125V211L127 210V208H126V210H124V207H123V209H122V207H119V208H117V211H118ZM137 209H138V207H137ZM140 209H139V210H140ZM177 209H175L176 211L174 210L175 213L178 211ZM201 209H202V208H201ZM215 209H216V208H215ZM226 209H228V208H226ZM258 209H259V208H258ZM258 209H257V210H258ZM25 210H26V209H25ZM29 210H30V209H29ZM51 210H52V209H51ZM53 210H54V209H53ZM56 210H57V209H56ZM56 210H55L54 212H56ZM134 210H135V209H134ZM139 210H138V211H139ZM211 210H212V209H211ZM220 210H221V209H220ZM232 210H233V209H232ZM234 210H235V209H234ZM234 210H233V211H234ZM238 210H240V209H238ZM3 211H4V212H3ZM20 211H21V210H20ZM27 211H28V210H27ZM27 211H26V213H27ZM46 211H47V210H46ZM146 211H148V210L146 209ZM150 211H151V210H150ZM164 211H165V210L163 209V213H164ZM169 211H168V212H169ZM174 211H173V212H174ZM197 211H198V210H197ZM227 211H228V210H227ZM227 211H226V213H227ZM35 212L33 213V216H35L36 214H39V213H37V212L35 213ZM42 212H44V211H42ZM49 212H50V211H49ZM113 212H110L111 214L108 213L109 216H110V217L108 216V217L110 218V219L108 218V220H111L113 217H115L116 219L119 220V223H117L118 220H116L117 222H115V221H114L115 218H113V220H111V221H113V222H110V223H112V225H114V226H113L114 229H112L113 232H114V231L116 232V231H119V228H117V226H116L115 224H118V225L121 224V225H120L121 227H120V226H118V227H120V228L122 229V227H123V224H122V223H123L124 220L121 221L120 218H122V217H120L119 214H115V213H113ZM129 212H130V211H129ZM186 212H187V211H186ZM186 212L183 213V214L186 215ZM219 212H220V211H219ZM228 212H229V211H228ZM238 212H239V211H238ZM238 212H237V213H238ZM44 213H45V212H44ZM118 213H120V212H118ZM121 213H120V214H121ZM125 213H126V212H125ZM132 213H134L133 210H132ZM132 213H131V214H132ZM136 213H140V212H136ZM145 213H146V212H145ZM165 213H166V211H165ZM165 213H164V214H165ZM171 213H170V214H169V213H166L165 216H164V214H162L164 217H161L162 215L160 214V215H161L160 217H161V219H162V221H161L160 223L158 222V221H159L158 219H160L159 216H155V217H154L155 219H154V218H152V217L154 216V214H151L150 212H149V214L153 215V216H151V218H150V215H148V214L146 215V216H147L146 218H144L145 216H144L143 214H140V216H138V215H139V214H138L137 216L141 218V216L143 215V216H144L143 218H144L145 220H147L148 222H150V220H151V225H153V224H152L153 221H154V223L156 222V223H155L153 226H151V227H156V225H157L158 227H159V226L161 227V225L164 224L165 221H167V222H166V226L168 225L167 228H170V226H172L173 228H177V230H178V229H179L178 227H180V226L182 225V221H183V219H181V218L179 217L180 220L175 219L176 221H174V222H172V223H171V221H170V218H171V217H170V218H167V219H169V220H165L167 214H169V216H170ZM175 213H174V214H175ZM208 213H209V212H208ZM242 213H244V212H242ZM5 214H4V215H5ZM52 214H53V213H52ZM52 214H51V215H52ZM78 214H79V213H78ZM129 214H130V213H129ZM131 214H130V215H131ZM176 214H177V213H176ZM176 214H175V215H176ZM240 214H241V213H240ZM247 214H248V216H251V215L253 214V211H252L251 209H248V210H247ZM2 215H3V214H2ZM44 215H45V214H44ZM59 215H61V214H59ZM93 215H94V214H93ZM93 215H92V217L94 218L95 215H94V216H93ZM112 215H113V216H112ZM114 215H115V216H114ZM116 215H119V217H117ZM122 215H121V216H122ZM130 215H129V216H130ZM132 215H135V214H132ZM15 216H16V215H15ZM36 216H37V215H36ZM48 216H49V215H48ZM55 216H56V215H55ZM57 216H58V214H57ZM78 216H79V215H78ZM84 216H85V217H84ZM84 216H83V218H86L87 215L84 214ZM111 216H112V218H111ZM124 216H125V215H124ZM135 216H136V215H135ZM135 216H134V217L131 216V217H132V218L139 219L138 217H135ZM169 216H168V217H169ZM178 216H180V215H178ZM183 216H184V215H183ZM183 216H182V217H183ZM203 216H204V215H203ZM223 216H224V215H223ZM241 216H243V215H241ZM254 216H255V215H254ZM52 217H53V216H52ZM79 217H80V216H79ZM96 217H98V216H96ZM125 217L128 218V212H127V216H125ZM125 217H123V218H125ZM131 217H130V218H131ZM148 217H149V218H148ZM157 217H158V218H157ZM173 217H174V216H173ZM214 217H215V216H214ZM237 217H238V216H237ZM48 218H49V217H48ZM147 218L150 219V220H148ZM156 218H157V220H156ZM163 218H164V220H163ZM216 218H217V217H216ZM13 219H15V217H14ZM59 219H60V218H59ZM86 219H87V218H86ZM153 219H154V220H153ZM235 219H236V218H235ZM237 219H238V218H237ZM17 220H18V219H17ZM17 220H16V221H17ZM57 220H58V219H57ZM61 220H62V218H61ZM128 220H129V219H128ZM133 220H134V219H133ZM139 220H140V219H139ZM139 220H138V221H139ZM250 220H252V219H250ZM52 221H53V220H52ZM62 221H63V220H62ZM62 221H61V222H62ZM90 221H91V220H90ZM120 221H121L122 223H120ZM125 221H126V218H125ZM131 221H132V220H131ZM138 221H137V222H138ZM228 221H229V220H228ZM61 222H60V223H61ZM114 222H115V224H113ZM148 222H147L146 225H149ZM169 222L171 223V225H170ZM188 222H189V221H188ZM250 222H251V221H250ZM255 222H256V221H255ZM261 222H262V221H261ZM261 222H260V223H261ZM62 223H64V222H62ZM92 223H93V222H92ZM92 223H90V224H92ZM102 223H103V222H102ZM126 223H127V222H125V224H126ZM132 223H133L134 225H136V224H135L136 222L134 223V221H133ZM141 223H142V222H141ZM167 223H169V224H167ZM218 223H219V222H216V223H215V225L217 224V227L215 226L216 228H215V227H212L211 229L208 228V229L211 230V233L213 232V234H214L216 229H217V230H216V234L220 233V231L218 232V230H219L218 228L220 227V225H221L220 228L224 227V226H223L224 224H218ZM220 223H222V222H220ZM223 223H226V222L224 221ZM258 223H259V222H258ZM263 223H264V221H263L262 224H260V225L263 226ZM128 224H129V223H128ZM142 224H143V223H142ZM142 224H141V225H142ZM190 224H191V223H190ZM190 224L187 223V225H190ZM212 224H214V223H212ZM137 225H139V223H138ZM169 225H170V226H169ZM201 225H202V224H201ZM218 225H219V226H218ZM233 225H234V224H233ZM238 225H239V224H238ZM64 226H65V225H64ZM101 226H103V224L100 225V227H101ZM107 226H108V224H107ZM115 226H116V227H115ZM210 226H211V225H210ZM142 227H143V228H142ZM146 227H147V229L149 228V226H144V225L141 226V228H142L143 230H145ZM160 227H159V228H160ZM187 227H188V226H186V228H187ZM193 227H194V226H193ZM62 228H63V229H62L60 232L63 233L64 227H62ZM102 228H103V227H102ZM116 228H117V230H115ZM135 228L137 229V226H136ZM139 228H140V227H139ZM162 228H163V226H162ZM197 228H198V227H197ZM197 228L195 227L194 230H196ZM234 228H235V227H234ZM59 229H60V228H59ZM67 229H68V227H67ZM69 229H70V228H69ZM73 229H74V228H73ZM104 229H106V228H104ZM127 229H128V228H127ZM132 229H134V228H132ZM142 229H141V232H136V231H134V230H132V232L129 231L130 234L133 235V237H132V236H131L132 238H131V237H128V240H129V238H130V239H134L136 233H140L138 236H136V238H140V235L143 234V232H142L143 230H142ZM147 229H146V230H147ZM155 229H156V228H155ZM187 229H188V231L190 230L189 228H187ZM187 229H185V227H184V228H182V231H183V232H184L185 230L187 231ZM191 229H192V228H191ZM228 229H229V228H228ZM244 229H245V228H244ZM246 229H247V228H246ZM65 230H66V229H65ZM65 230H64V231H65ZM86 230H88V229H86ZM129 230H130V228H129ZM148 230L150 231L151 228L148 229ZM152 230H154V229L152 228ZM169 230H170V229H169ZM212 230H213V231H212ZM137 231H138V230H137ZM156 231H157V230H156ZM173 231H174V229H173ZM188 231H187V232H188ZM190 231H192V230H190ZM190 231H189V232H190ZM196 231H197V230H196ZM224 231H225V230H224ZM224 231H223V233H226V232H224ZM65 232H69V231H65ZM72 232H74V231H72ZM119 232H120V231H119ZM125 232H126V231H125ZM129 232H127V233L129 234ZM180 232H181V231H180ZM187 232H186V233H187ZM194 232H195V231L190 232V233H191V235H192V233H193L192 236L195 237V233H196V232H195V233H194ZM229 232H230V231H229ZM229 232H228V234H230ZM84 233H85V231H84ZM102 233H103V232H102ZM133 233H134V234H133ZM190 233H189V234H190ZM198 233H199V232H198ZM198 233H196V234H197V237H195V238H198V240H199V239H200V240L202 239L201 236H203V237H204V236L206 237L207 235L210 236V233L204 235L203 232H201V230H200V234H201V236H200V238H199ZM205 233H206V232H205ZM223 233H222V235H221V234H220V235H221V238L224 239L223 236L226 235V234L223 235ZM64 234H65V233H64ZM70 234H72V233H70ZM80 234H81V233H80ZM100 234H101V232H100ZM128 234H127V236H128ZM169 234H170V233H169ZM180 234H181V233H180ZM200 234H199V235H200ZM202 234H203V235H202ZM213 234L210 236L211 240L214 239L212 236H214L215 238H220L219 234H218V236H217V235L215 236V235H213ZM228 234H227V236H228ZM237 234H238V233H237ZM58 235H59V234H58ZM58 235H57V236H58ZM72 235H73V234H72ZM83 235H84V234H82V237H83ZM101 235H102V234H101ZM119 235H120V234H119ZM143 235H144V234H143ZM148 235H149V234H147V237H149ZM184 235H186V234L184 233ZM230 235H231V234H230ZM234 235H235V234H234ZM62 236H63V235H62ZM65 236H66V235H65ZM103 236H106V235H102V237H103ZM114 236H116V234H115ZM150 236H151V235H150ZM176 236H177V234H176ZM208 236H207V238L210 239ZM244 236H245V235H244ZM250 236H251V235H250ZM254 236H255V235H254ZM74 237H76V236H74ZM106 237L110 239V237H108V236H106ZM118 237H119V236H118ZM122 237H123V236H122ZM122 237H121V238H122ZM152 237H153V236H152ZM172 237H173V236H172ZM180 237H181V236H180ZM180 237H179V238H180ZM184 237H185V236H184ZM189 237H190V235H189ZM228 237H229V236H228ZM231 237H232V236H231ZM252 237H253V236H252ZM80 238H81V236H80ZM80 238H79V239H80ZM104 238H105V237H104ZM112 238H113V237L111 236V239H112ZM126 238H127V237H126ZM126 238H125V239H126ZM141 238H142V239H145L146 237L143 236V237H141ZM164 238H165V237H164ZM169 238H170V237H169ZM191 238H192V237H191ZM207 238H206V239H207ZM77 239H78V238H77ZM111 239H110L109 241H111ZM148 239H149V238H147V241H148ZM167 239H168V238H167ZM192 239H193V238H192ZM204 239H205V238H204ZM208 239H207V240H208ZM231 239H232V238H231ZM80 240H81V239H80ZM82 240H84V239H82ZM82 240H81V241H82ZM104 240H105V239H104ZM117 240H118V239H117ZM117 240H116V241H117ZM135 240H136V239H135ZM135 240H134V241H135ZM154 240H155V239H154ZM174 240H175V239H174ZM186 240H187V239H186ZM214 240H215V239H214ZM220 240H221V239H220ZM227 240H228V239H227ZM259 240H260V239H259ZM259 240L257 239L258 242H259ZM261 240H262V239H261ZM84 241H85V240H84ZM123 241H124V239H123ZM134 241H132V242L134 243ZM137 241H138L137 243L139 244V240H138V239H137ZM149 241H150V240H149ZM165 241H166V240H165ZM168 241H169V240H168ZM190 241H191V239H190ZM251 241H252V240H251ZM86 242H87V241H85L84 244H86ZM88 242H89L88 245H90V243H92L91 246L94 245L92 241L90 242V240H89ZM117 242H118V241H117ZM126 242H127V241H126ZM126 242H124V243H126ZM132 242H131V241H130V242L128 241L127 243H128V244H129V243L131 244ZM183 242H184V241H183ZM200 242H201V241H200ZM203 242H204V241H203ZM203 242H202V243H203ZM207 242H208V241H207ZM210 242H211V241H210ZM222 242H223V241H222ZM114 243H115V241L113 240V243H112L113 246H114ZM118 243H119V242H118ZM164 243H165V242H164ZM164 243H163V244H164ZM176 243H177V242H176ZM189 243H190V242H189ZM189 243H188V244H189ZM196 243H197V241H196ZM218 243H220V242H218ZM261 243H262V242H261ZM82 244H83V243H82ZM104 244H105V243H104ZM153 244H154V243H153ZM158 244H159V243H158ZM168 244H170V243H168ZM179 244H180V243H179ZM186 244H187V243H186ZM190 244H191V243H190ZM192 244H194V242H193ZM204 244H205V243H204ZM207 244H210V243H207ZM207 244H206V245H207ZM243 244H244V243H243ZM243 244H242V245H243ZM247 244H248V242H247ZM80 245H81V244H80ZM118 245H119V244H118ZM122 245H123V244H122ZM132 245H133V244H132ZM132 245H131V246H132ZM140 245H141V244H140ZM159 245H160V244H159ZM195 245H196V244H195ZM202 245H203V244H202ZM217 245H218V244H217ZM248 245H249V244H248ZM102 246H103V244H102ZM134 246H135V245H134ZM152 246H153V245H152ZM160 246H161V245H160ZM177 246H178V245H177ZM190 246H191V245H190ZM204 246H205V245H204ZM83 247H85V246H83ZM88 247H89V246H87V248H88ZM123 247H124V246H123ZM128 247H129V245H128ZM136 247H137V245H136ZM149 247H150V246H149ZM165 247H166V246H165ZM199 247H200V246H199ZM248 247H249V246H248ZM87 248H86V249H87ZM91 248H92V247H91ZM93 248H94V246H93ZM96 248H97V246H95L94 249H96ZM125 248H126V247H125ZM129 248H130V247H129ZM160 248H161V247H160ZM202 248H203V247H202ZM250 248H251V247H250ZM254 248H255V247H254ZM89 249H90V247H89ZM98 249H101V248H98ZM105 249H106V247H105ZM105 249H104V250H105ZM140 249H141V248H139V250H140ZM142 249L144 250L145 248H142ZM142 249H141V250H142ZM155 249H156V248H155ZM170 249H171V248H170ZM197 249H198V248H197ZM251 249H252V248H251ZM263 249H264V248H263ZM30 250H32V249H30ZM119 250H120V248H118V250H116V251H119ZM125 250H126V249H125ZM127 250H129V249H127ZM150 250H151V249H150ZM241 250H242V249H241ZM252 250H253V249H252ZM255 250H256V248H255ZM261 250H262V249H261ZM34 251H35V250H34ZM34 251H32V252H34ZM100 251H101V250H100ZM102 251H103V250H102ZM113 251H114V250H113ZM174 251H175V250H174ZM209 251H210V250H209ZM253 251H254V250H253ZM35 252H37V251H35ZM119 252H120V251H119ZM138 252H139V251H138ZM138 252H137V253H138ZM145 252H146V251H145ZM149 252H150V251H149ZM185 252H187V251H185ZM244 252H246V251H244ZM255 252H256V251H255ZM92 253H93V252H92ZM97 253H98V252H97ZM109 253H110V252H109ZM208 253H209V252H208ZM30 254H32V253H30ZM30 254H29V256H30ZM141 254H142V253H141ZM247 254H248V253H246L245 256H247ZM251 254H253V253H251ZM36 255H37V254H36ZM98 255L100 256L101 254L99 253ZM110 255H111V254H110ZM110 255H107V256L109 257ZM243 255H244V254H243ZM248 255H250V253H249ZM255 255H256V254H255ZM38 256H40V255H38ZM38 256H37V257H38ZM102 256L105 257V255H102ZM114 256H115V255H114ZM114 256H113V257H114ZM132 256H133V255H132ZM137 256H138V254H137ZM216 256H217V255H216ZM218 256H219V254H218ZM218 256H217V257H218ZM245 256H244V257H245ZM257 256H258V255H257ZM108 257H107V258H108ZM117 257H118V256H117ZM30 258H31V256H30ZM41 258H42V256H41ZM109 258H111V257H109ZM118 258H119V257H118ZM120 258H121V257H120ZM38 259H39V258H38ZM133 259H134V258H133ZM248 259H249V258H248ZM24 260H26V259H24ZM28 260H29V259H28ZM34 260H35V259H34ZM22 262H23V261H22ZM26 262H27V261H26ZM28 262H29V261H28ZM31 262H32V261H31ZM29 263H30V262H29ZM29 263H28V264H29ZM39 263H40V262H39ZM30 264H31V263H30ZM33 264H34V263H33ZM37 264H38V263H37ZM40 264H41V263H40Z\"/></svg>",
  "mask_w": 264,
  "mask_h": 264
}]
</instances>
